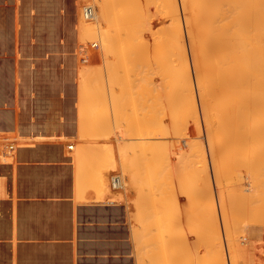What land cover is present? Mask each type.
Segmentation results:
<instances>
[{
    "label": "bare ground",
    "instance_id": "obj_1",
    "mask_svg": "<svg viewBox=\"0 0 264 264\" xmlns=\"http://www.w3.org/2000/svg\"><path fill=\"white\" fill-rule=\"evenodd\" d=\"M4 1V0H3ZM8 1V0H7ZM13 1V0H12ZM21 1V0H20ZM20 1H19V3H20ZM24 1V0H23ZM23 1H22V3H23ZM53 1V0H52ZM71 1V0H70ZM75 1V0H74ZM77 1V0H76ZM75 1V2H76ZM79 1V0H78ZM82 1V0H81ZM98 1V0H97ZM122 1H124V0H122ZM122 1H120V2H122ZM127 1H130V0H127ZM134 1H136V0H134ZM171 1L172 0H165V2H166V4H167V7H169V9H170V11H173L172 10V4H171ZM179 1H181V0H179ZM184 2H185V7L187 6V5H189V3L191 2L190 0H187V1H185V0H183ZM197 2L195 3V6H194V11L192 10V15L190 16V14H189V16L190 17H188V18H191L190 20H191V24L192 23H194L195 25H196V27L195 26H191V28L193 27V29L194 28H199V34H197V35H195V34H193L192 36H190L191 34L190 33H192L193 32V30L191 31V30H186V31H191V32H189V36H188V39L191 41V43H192V45L191 46H193L194 47V45H195V49L192 47L191 49H193V53L191 52V56H192V63L194 64V65H191V66H193V68H194V70H193V68H192V70H193V72L197 75V78L195 77V75H194V78H195V81H196V84L195 85H197V87H196V90H197V94H198V98L197 99H200V106L201 107H199L200 108V112L201 111H203V113H201L202 114V116L204 115V117H202V118H204V119H202L203 120V122L205 121V122H207V127H206V134H205V137H206V140H208L207 141V143L209 142L210 143V145H209V143H208V145H209V148H208V145H207V148L206 149H209V150H211V151H209V152H211L212 154H214L215 156L217 155V154H219L220 155V158L219 157H215V159H214V155H213V157H212V155H210L211 157H212V160L213 161H210V162H215V160L218 158L219 160V162L216 160V163H211V165H216L215 166V169L213 168V175H216L217 177H219L220 178V176H221V173H219V169H220V167L217 165V164H219L220 166H223L224 164L227 166L229 163L231 164V163H233L235 160H233V159H239L241 162L240 163H244V165H247L248 166V169H249V166L250 165H256V163L257 162H259V163H257V166H255L256 168H257V170L256 169H252L251 170V175L250 176H252V178H254V179H256L257 180V182L254 184V186L253 187H251L250 189H249V191L250 192H244V190H243V188H240L239 189V193H240V195L243 197V198H246V199H248V200H254V202L255 201H257L258 200V202H259V199L260 200H262V198H263V200H264V27H263V24H264V21L261 19V18H257L258 16H255L253 13H255V10H254V12L252 13V11H251V16H255V18H254V16H253V19H256V20H252V19H247V17L248 16H245L244 14V12H246V9H248V11L250 10L249 9V7L247 6L248 4L249 5H252V3H250V0L246 3H244V4H247V5H244V4H242V2L240 3V2H236V3H234V1H231V2H233V3H230L231 4V6H227L228 8H224V9H222L220 6V2H218L217 0H196ZM220 1V0H219ZM223 1H225V0H223ZM223 1H221V2H223ZM236 1H238V0H236ZM252 2H253V0H251ZM9 2V1H8ZM16 2V1H15ZM33 2V1H32ZM36 2V1H35ZM45 2H47V1H44V2H42V0H41V3H45ZM50 2V1H49ZM53 2H55V1H53ZM57 2H62V1H57ZM66 2V1H65ZM119 2V4H121ZM131 2H133L132 0L130 1V3L129 4H131ZM9 3H11V2H9ZM13 3V2H12ZM30 3H31V0H30ZM39 3H40V0H39ZM79 3V2H78ZM117 3V0H102L101 1V3H100V5L98 6L99 7V17H97V18H93V23L91 22V23H89V24H83L82 25V23H81V26L82 27H80V22H82V21H78V19H77V23L79 24H76L77 25V28L79 27V29H80V31H79V29H78V33L80 32V34H78L77 35V37H79V35H80V40H79V38H78V41H79V43L80 44H82V42H86L87 40H85L86 38H88V40H89V38H92L93 40L96 38V37H99L98 39L100 40V42H101V46H102V48H103V57L106 59V57H107V53L108 54H110L109 56H112V59H114L115 58V56H116V58H118V57H120L121 56V60L123 59V61H124V59H125V61L126 60H128V61H126V62H128V63H130L129 61H130V58L132 57L133 58V55L131 56V57H129L130 55H131V53H129L128 52V50H130L131 48H133V47H131V48H129L128 47V43H129V41H128V43L127 42H125V40L127 41V39H128V37H127V35H126V37H125V35L122 37V35L123 34H125L126 33V30L129 28V27H127V26H130L131 25V23H130V25H129V23H128V21L129 20H126L125 18H127V19H131V18H134V17H137V11L139 12L140 11V9L139 10H137V7H133L132 6V4L130 5V6H132V8H130L129 7V5L127 6V8H124V10L122 11L121 10V8H118V6H119V4H116ZM124 3H127V2H123L122 3V9H123V4ZM192 3V2H191ZM8 4V3H7ZM14 4V3H13ZM18 4V0H17V2L15 3V5H17ZM24 4H26L27 5V3H23V5ZM37 4H38V2H37ZM58 4V3H57ZM70 4V3H69ZM81 3H79V5H80ZM162 4H164V3H162ZM183 4L184 3H181V5H182V8H184V6H183ZM193 4V3H192ZM229 4V3H228ZM4 5H6V4H4ZM3 5V6H4ZM22 5V6H23ZM41 5V4H40ZM45 5H46V3H45ZM49 5V4H48ZM51 5V4H50ZM60 5V4H59ZM59 5H57V6H59ZM72 5V4H71ZM74 5H77V3L76 4H74ZM117 5V6H116ZM7 6V5H6ZM31 6V5H30ZM56 5H54V7L56 8L57 7ZM116 6V8H118L117 9V11H119V9L122 11H120V13L121 14H119V12H116V10H114V7ZM121 6V5H120ZM135 6V5H134ZM166 5L164 4V7H165ZM223 6H225V5H223ZM1 7V6H0ZM9 7V6H8ZM11 7V6H10ZM18 7H20V5L18 6ZM24 7H27V6H24ZM23 7V8H24ZM29 7V6H28ZM27 7V8H28ZM33 7H34V5H33ZM35 7H37L38 8V6H35ZM41 7H43L42 5H41ZM40 6H39V8H41ZM52 6H50V8H51ZM53 7V8H54ZM64 7V6H63ZM65 7H66V5H65ZM69 7V6H68ZM71 7H73V6H71ZM177 7V6H176ZM226 7V6H225ZM252 7H253V5H252ZM16 8V7H15ZM14 8V9H15ZM22 8V9H23ZM30 8V7H29ZM45 8V7H44ZM59 8V7H58ZM78 8V7H77ZM109 8H111L112 9V11H111V9H109ZM131 10H137V11H132L133 13H137L136 15H134L133 14V16H131L132 14H130V13H132V12H130V9ZM136 8V9H135ZM174 8V7H173ZM191 8H193V7H191ZM2 9H3V7H2ZM5 9V8H4ZM3 9V10H4ZM17 9V8H16ZM24 9H26V8H24ZM46 9V8H45ZM49 9V8H48ZM47 9V10H48ZM70 9V8H69ZM72 9V8H71ZM70 9V10H71ZM75 9V8H74ZM73 9V10H74ZM108 9H109V11H108ZM185 9H187L186 11H188V8H185ZM253 9V8H252ZM31 10V9H30ZM32 10H34L33 8H32ZM54 10V9H53ZM60 10H62V9H60ZM63 10H65V9H63ZM67 10H68V8H67ZM69 10V11H70ZM75 10H77V9H75ZM126 10H128V11H126ZM7 11V10H6ZM5 10H4V13L6 12ZM13 11V10H12ZM15 11V10H14ZM26 11V10H25ZM35 11V10H34ZM33 11V12H34ZM43 11V10H42ZM46 11V10H45ZM56 13H57V11H56V9L54 10ZM54 11H52L53 12V14H55L54 13ZM78 11L80 12V10H79V8H78ZM113 11H115L114 13L115 14H117V16H115V14L113 13ZM126 12L125 14H123V12ZM141 11H143V10H141ZM167 11H169L168 9H167ZM169 11V14L171 13ZM18 12V11H17ZM23 12V11H22ZM21 12V13H22ZM30 12V11H29ZM32 12V11H31ZM36 13H37V10L35 11ZM50 12H51V10H50ZM50 12H48V13H50ZM70 12H72V11H70ZM79 12H77V16H78V14H79ZM130 12V13H129ZM184 12H185V10H184ZM250 12V11H249ZM258 12V11H257ZM14 13V15H15V13L16 12H13ZM35 13V14H36ZM39 13H41V11H39ZM74 13H76V12H74ZM110 15H109V14ZM111 13H112V15H111ZM130 14V16H131V18H129V14ZM143 13V12H142ZM141 13V14H142ZM31 14V13H30ZM51 14V13H50ZM49 14V15H50ZM67 14V13H66ZM123 14V15H122ZM168 14V13H167ZM168 14V15H169ZM6 15V14H5ZM4 15V16H5ZM19 15V14H18ZM17 15V16H18ZM28 15V14H27ZM32 15V14H31ZM30 15V16H31ZM37 15V14H36ZM39 15V14H38ZM42 15H43V13H42ZM46 15H47V13H46ZM48 15V16H49ZM56 15V14H55ZM55 15H54V17H55ZM68 15H70V14H68ZM73 15V14H72ZM119 15H120V17L121 18H123L122 16H124V15H126V17L124 16V18H123V21H126V22H124V24H122L123 23V21H122V19L119 17ZM122 15V16H121ZM127 15H128V17H127ZM247 15V14H246ZM250 15V14H249ZM257 15H259L258 13H257ZM262 15H264V14H262ZM13 16V15H12ZM16 16V15H15ZM20 16V15H19ZM21 16H24V17H26V15H21ZM41 16V15H40ZM51 16V15H50ZM57 16V15H56ZM65 16V15H64ZM67 16V15H66ZM81 16V15H80ZM108 16H109V18H108ZM113 16V17H112ZM114 16H115V18H114ZM140 16V18H142V16H144V15H139L138 14V17ZM174 16V15H173ZM193 16V17H192ZM1 17V16H0ZM42 17V16H41ZM52 17V16H51ZM69 17V16H68ZM118 17V18H117ZM171 17V16H170ZM185 17H186V15H185ZM261 17V16H260ZM14 18V17H13ZM17 18V17H16ZM19 18V17H18ZM17 18V19H18ZM23 18V17H22ZM33 18V17H32ZM36 17L34 16V19H35ZM38 18V17H37ZM36 18V19H37ZM40 18V17H39ZM38 18V19H39ZM44 18V17H43ZM45 18H47L46 16H45ZM56 18H58L59 19V17H56ZM65 18H67V17H65ZM64 18V19H65ZM72 18V17H71ZM79 18V20H82L80 17H78ZM112 19L110 22H109V19ZM145 18V17H144ZM188 18H187V22L188 21H190V20H188ZM249 18H250V16H249ZM252 18V17H251ZM262 18H263V16H262ZM1 19H2V17H1ZM4 19V18H3ZM20 19H21V17H20ZM23 19H25V18H23ZM29 19H31L30 17H29ZM48 19H50V17L48 18ZM54 19V18H53ZM68 19V18H67ZM114 19H115V21H116V24H117V26H116V24H115V21H114ZM117 19L119 20V19H121L120 21H117ZM264 19V18H263ZM10 20V19H9ZM13 20V19H12ZM40 20H41V18H40ZM54 20H56V19H54ZM74 20V19H73ZM132 21H133V19H131ZM138 19H136V20H134L135 21V24H134V28L135 29H137V27L139 26L140 28H143L144 27V25H146V21L145 22H143V23H140V25L142 26H140L139 25V23H138V25L135 27V25H136V23L138 22L137 21ZM143 20V19H142ZM145 20V19H144ZM180 20V19H179ZM185 20H186V18H185ZM6 21H8V20H6ZM11 21V20H10ZM19 21V20H18ZM18 21H16V22H18ZM24 21V20H23ZM29 21V20H28ZM31 21V20H30ZM29 21V22H30ZM34 21H36V20H34ZM42 21H45V20H43L42 19ZM63 21V20H62ZM62 21H60V22H62ZM65 21V20H64ZM67 21V20H66ZM122 21V22H121ZM134 21H133V23H134ZM139 21H141V20H139ZM150 21V20H149ZM168 21V20H167ZM193 21V22H192ZM2 22H4V21H1V24H2ZM13 22V21H12ZM21 22V21H20ZM20 22H18V24L20 23ZM32 22H33V20H32ZM36 22H38V20L36 21ZM47 22V21H46ZM49 22V24H52V23H50V20L48 21ZM55 22V21H54ZM57 22V21H56ZM68 22H69V20H68ZM70 22H71V20H70ZM112 22H114L113 24H115V25H113L112 24ZM118 22H119V24H118ZM130 22V21H129ZM165 22V21H164ZM187 22H185V24L186 25H188L187 24ZM253 22V23H252ZM11 23V22H10ZM27 23V22H26ZM25 23V24H26ZM31 23V22H30ZM40 23V22H39ZM44 23V22H43ZM42 23V24H43ZM59 23V22H58ZM72 23V22H71ZM76 23V22H75ZM75 23H73V25L75 24ZM108 23H109V25L112 27V29H114L111 33L114 35V33L116 34V32L115 31H117V35H115V36H119V35H121V37L119 36V37H116V39H118V40H116L115 41V36H113V35H111V33H109L112 29H110L111 27L110 26H108ZM122 24V26H124L126 23H128V24H126L125 25V28H126V30H125V28L124 27H122L121 26V24ZM132 23V24H133ZM154 23V22H153ZM252 23V24H251ZM13 24H15V23H13ZM17 24V25H18ZM22 24V23H21ZM41 24V23H40ZM40 24H36V26L37 25H39V27H42V26H40ZM48 24V23H47ZM55 24H57V23H55ZM112 24V25H111ZM144 24V25H143ZM165 24V23H164ZM181 24V23H180ZM5 25H6V23H5ZM8 25V24H7ZM16 25V24H15ZM22 25H24V24H22ZM26 25H28V23L26 24ZM34 25V24H33ZM32 25V26H33ZM57 25H59V24H57ZM57 25H56V27H57ZM60 25H63V24H60ZM68 25V24H67ZM70 25V24H69ZM68 25V26H69ZM75 25V26H76ZM120 26V28L122 27V28H124V29H122V30H124L125 32H123V31H121V29L120 28H118L119 26ZM148 25V24H147ZM189 25H190V23H189ZM188 25V26H189ZM12 26V25H11ZM19 26H21L20 24H19ZM29 26V25H28ZM35 26V27H36ZM48 25H46V27H47ZM65 26H66V24H65ZM64 26V27H65ZM117 27V30H116V27ZM152 26H153V24H152ZM165 26H168V25H165ZM172 26V25H171ZM171 26H168L169 28L171 27ZM1 27H3V26H1ZM8 27V26H7ZM23 27V26H22ZM25 27V26H24ZM31 27V26H30ZM30 27H27L26 26V28H28V29H30ZM34 26L32 27V28H35ZM44 27H45V24H44ZM43 27V28H44ZM50 27V26H49ZM48 27V28H49ZM55 27V26H54ZM109 27V28H108ZM131 28L129 29V33H130V31L131 30H133L134 28L132 27V26H130ZM138 27V28H139ZM146 27V26H145ZM187 27V26H186ZM190 27V26H189ZM6 28V27H5ZM4 28V29H5ZM8 28H10V27H8ZM14 28H15V26H14ZM17 28V27H16ZM19 28V27H18ZM31 28V29H32ZM63 28V27H62ZM147 28V27H146ZM145 28V29H146ZM164 28V27H163ZM188 28V27H187ZM190 28V29H191ZM23 29V28H22ZM21 29V32L23 31ZM25 29V28H24ZM36 29V28H35ZM40 29H42V28H40ZM53 29H55V28H53ZM53 29L51 30L52 32H53ZM59 29V28H58ZM68 29H69V27H68ZM73 29H75V28H73ZM119 29H120V31L121 32H123V34L119 31ZM135 29L133 30V33H132V31H131V37H135L134 39L136 40V39H138L139 38V41H140V39H141V41L143 42V33L145 32L143 29H140V31L142 30V34L141 33H138V30H136L137 31V33L136 32H134L135 31ZM3 30V29H2ZM6 30V29H5ZM8 30V29H7ZM14 30V29H13ZM44 30V29H43ZM56 30V29H55ZM63 30V29H62ZM110 30V31H109ZM148 30V29H147ZM165 30V28L163 29V31ZM171 30V32L169 31V30H167L168 32H169V34H168V37H167V42H166V50H167V60H168V63H170L171 64V67H170V69H169V67H168V69H169V71L171 72V81H172V87H171V83L169 82V88L171 87V91H172V94H168L167 95V97L166 96H164V98H163V101L164 100H166L168 103H170V104H172V107H171V105H169L168 103V106L166 107V110L169 108V107H171L170 108V110L169 111H165V109H162L163 107L161 106V108H160V106H159V108L162 110H158V113L156 112V110H157V107L158 106H155L154 104H153V108H152V106H150L153 102L155 103L156 102V99H157V97H156V99H155V101H153L154 99L152 98L151 99V96L154 94H152L151 96H150V93L147 91L146 92V94L147 93H149V100L147 101V103H146V101H144V100H146V95L145 94H143V96H144V100L142 99V96L140 95V98H139V96H136L137 98H138V100L139 99H141V100H139L140 102L141 101H144V103H146V105H147V107H148V105L150 106V107H148V108H145V107H143L142 106V108L143 109H141V105L142 104H144V103H139V105H138V102L139 101H137L136 103H133V105L135 104V105H138L140 108H136V106L134 105V107L136 108V110H130V109H132V107L131 108H129L130 107V105H129V112L127 111V116L126 115H124L122 112H124V113H126V110L128 109V108H124V106L125 105H122V103L123 102H125V101H127L128 100V102H130V104H132L131 103V101L133 100L134 101V98H135V96H133L132 97V95H131V99H130V96H128L129 97V99H128V97H127V100H126V97L125 96H122L123 98H125L124 100H123V98L121 97H119V98H117L116 99V96H115V98H114V100H112V101H114L115 103H112L113 104V106H114V109H113V111L115 112L116 111V114L114 113H112L116 118V120H115V122H116V124L119 126V127H122V125H119V122H120V124H121V122L124 120L123 118L125 117H130L129 119L128 118H126V120L125 121H123L124 123L126 122V123H128L129 125H126V132L124 131V129L123 130H119V129H121V128H119L118 130H119V132L122 134V136H123V138H124V132L126 133V136L128 137V138H130V139H132V137H134L133 139H135V137L137 138V134H139L140 136H142V137H144L143 139H146V137H147V139L149 140V137H151L152 139H157L156 141H153L152 140V142H151V140H150V142L148 141V140H143V143L142 142H140V140H139V143H136V146H139V145H137V144H140L141 146H142V148H143V154L140 152V150L142 149V148H140V146L138 147V148H136V146H135V148L136 149H138L139 151H134L135 150V148H132V147H134L133 146V144H135L134 142L136 141H132L133 142V144H132V142H130L131 140H129L128 142H126V144L128 145V146H130L132 149H131V151L130 152H137L136 154L135 153H133L134 155L132 156V158L135 156V155H137V157L136 158H134V159H136L137 161H139L140 160V162H138V164L139 165H141L140 167H138V168H140V169H138L137 168V162H136V160H135V164H137V165H135L136 167H134V165H133V160L132 161H130V164H131V166L133 167V169H134V174L130 177V179L132 180V182H133V186L135 187V185H136V187L135 188H137L136 189V191L138 192V193H140V194H138L137 193V195L136 196H138L139 198H142L141 200H152L150 197H152V194H154V197L156 196V194L158 193V195L155 197L156 199L154 200V197H152L153 198V200H154V202H167V204H169V206H173V204H176V201H177V199L174 197V196H176L175 194V189H173L174 188V183L172 184V183H170L169 185H168V180L169 179H171V180H169L170 182L173 180L172 178H175V182L177 181L178 183H176L177 184V189H178V193H180L181 195H183L184 196V198H185V207H187L186 208V210H189V211H187L186 213H187V215L186 216H184L185 218L186 217H188L187 218V220L185 219L184 221H186L187 222V226H185V227H182V228H180L179 229V231H178V233H177V238H176V240L174 241L175 243V245H174V248H171V245H170V247L169 248H171V250L172 249H175L176 250V253H178L177 251H179V252H181L180 254H178V256H180V255H182V252L183 251H181L182 249L181 248H183V246H185V245H183L184 243L183 242H185V240H186V237L192 232V231H190V229H193V230H195L193 233H196L197 234V237H198V240L202 243L201 245H199L201 248H202V245H204V246H211L212 247V249H213V253H212V255L209 257V258H207L206 257V253H205V251L203 250L204 249V246H203V248H202V250H200V248H198V247H196V242L194 241V240H192V241H190L191 243H195L194 245H191V246H188V247H185V249H186V251H189V252H192V250L193 249H197L196 251H194L195 252V255H194V258L192 257V258H190L189 257V254H187L186 252H183V253H186L187 254V256L189 257H183L184 255H182V257H179L180 258V260H181V258L183 259V260H181V264H184V262L183 261H185V259H186V262H188V264H189V260H193V261H191L190 262V264H192L193 262L195 263H197V262H201L200 264H221V257H220V254H219V252L215 249V246H216V235H215V229H214V226H213V219H212V207H211V204H210V201H209V197H208V193H207V190H206V186H205V184H204V176H203V170L197 165V163L192 159V158H190V157H188V163L186 164V166L184 167V169L181 171V170H179V172H178V168H177V166H175L176 164H175V162H176V159H175V161H172V162H174V165H173V163H172V165L173 166H175L176 168H177V171L175 172V171H173V170H176V168L175 169H168V168H170L172 165L171 164H169L170 163V160H169V158L168 157H172V156H170L169 154L170 153H172L173 151H171V148H172V145H173V143L171 144V143H169L168 142V140L171 138V135L174 133V131H175V133L179 130V127L183 124V122L185 121V120H188L189 119V121H193V118H194V113H193V107H192V103H191V98H190V93H189V87L190 86H188V83H187V71H186V68H185V66H184V62H183V56H182V49H181V46H180V42H179V35H178V32L176 31V29L174 28V29H170ZM181 30H182V27H181ZM4 31V30H3ZM17 31H20V29L19 30H17ZM25 31V30H24ZM37 31H38V28H37ZM45 31V30H44ZM44 31H42V33H44ZM58 31V30H57ZM66 31H67V29H66ZM73 32H74V30H72ZM77 31V30H76ZM139 31V32H140ZM165 32L164 31V33H165V36H166V33H168V32ZM5 32V31H4ZM8 32V31H7ZM11 32V31H10ZM10 32H9V34H10ZM14 33H11V34H15V30L13 31ZM27 32H29L28 30H27ZM34 32V31H33ZM41 32V31H40ZM48 32V31H47ZM50 32V31H49ZM56 32V31H55ZM64 32V31H63ZM62 32V34H64ZM121 34H120V33ZM127 32H128V30H127ZM182 32V31H181ZM18 33V32H17ZM24 33H26V32H24ZM30 33V32H29ZM32 33V32H31ZM34 33H36V32H34ZM38 33V32H37ZM41 33V34H42ZM46 33V32H45ZM59 33H60V31H59ZM68 33V32H67ZM76 33V32H75ZM119 33V34H118ZM128 33V34H129ZM135 33V34H134ZM0 34H1V32H0ZM7 33H5V35H6ZM23 34V33H22ZM52 34V33H51ZM70 34H73V33H70ZM137 34H139V36L137 35ZM141 34V35H140ZM153 35H155V33H152ZM183 34V33H182ZM27 35H29V34H27ZM37 35V34H36ZM40 35V34H39ZM68 35V34H67ZM134 35V36H133ZM137 35V36H136ZM188 35V34H187ZM7 36V35H6ZM15 36V35H14ZM13 36V37H14ZM19 36H21V35H19ZM22 36H25V37H27L25 34L24 35H22ZM53 36H54V34H53ZM56 36H57V34H56ZM64 36V35H63ZM71 36V35H70ZM73 36V35H72ZM130 36V35H129ZM2 37H4V36H2ZM9 37H10V35H9ZM8 36L7 37H5V38H9ZM25 37L23 38V40L25 39ZM29 37H31V35H29ZM34 37H35V35H34ZM39 37H41V36H39ZM44 37V36H43ZM47 37H48V34H47ZM52 37V36H51ZM58 37V36H57ZM66 37V36H65ZM68 37V36H67ZM76 37V36H75ZM75 37H74V40H75ZM111 37H112V40H111ZM114 37V38H113ZM125 37V38H124ZM137 37V38H136ZM142 37V38H141ZM154 38H155V36H153ZM153 37H152V39H153ZM157 37V36H156ZM162 37H163V34H162ZM161 37V38H162ZM183 37V36H182ZM192 37V39H190ZM0 38H1V35H0ZM22 38V37H21ZM32 38H33V35H32ZM60 38V37H59ZM59 38H57V40L59 39ZM63 38V37H62ZM70 38V37H69ZM84 40H82V39ZM121 38H124L123 40H124V42H122V40H121V42H122V44H121V42H120V39ZM127 38V39H126ZM158 38V37H157ZM159 38H160V36H159ZM161 38H160V40H161ZM9 39H12V38H9ZM19 39V38H18ZM17 39V40H18ZM38 39H40V38H37V39H35V40H38ZM53 39V38H52ZM65 39V38H64ZM67 39V38H66ZM65 39V40H66ZM71 39V38H70ZM73 39V38H72ZM97 39V40H98ZM129 39H130V37H129ZM163 39V38H162ZM0 40H3V38L2 39H0ZM30 40H31V38H30ZM33 40V39H32ZM34 40V44H37V42ZM42 40H44V39H42ZM46 40H47V38H46ZM54 40H55V37H54ZM54 40H52V41H54ZM69 40V39H68ZM68 40H66V41H68ZM74 40H72V41H74ZM135 40H132V38H131V42L129 43V46H131L132 44V42L134 43V44H136V46H138L137 45V43L139 42L138 40V42L137 41H135ZM19 41H21V39L19 40ZM28 41H29V39H28ZM27 41V42H28ZM49 41V40H48ZM80 41H82V42H80ZM89 41H91V40H89ZM88 41V42H89ZM116 42V47L117 48H115L113 45L111 46V42ZM117 41H118V43H120L119 45H117L118 43H117ZM144 41L146 42V40L144 39ZM153 41V40H152ZM157 39H156V42H155V44L157 43ZM162 41V40H161ZM6 42V41H5ZM13 41H11V43H12ZM15 42V41H14ZM36 42V43H35ZM41 42V41H40ZM39 42V43H40ZM56 42H58V41H56ZM56 42H54V43H56ZM84 42V43H85ZM92 42V41H91ZM194 42V43H193ZM21 43H24V41L23 42H21ZM21 43L19 42L18 44H20L21 45ZM44 43H46V42H44ZM48 44H49V42H47ZM54 43H53V45H54ZM61 43V42H60ZM67 43V42H66ZM71 43V42H70ZM70 43H68V44H70ZM74 43H75V41H74ZM73 43V45H75ZM123 43H125L126 44V49L127 48H129V49H127V53L129 54V56H128V59H126V57L127 56H125V54H124V56H125V58L124 57H122L123 56V54L122 53H126L125 51L123 52V50H126V49H124V44ZM139 43H141V42H139ZM138 43V44H139ZM147 43V42H146ZM145 43V44H146ZM159 43H161L160 41L158 42V44ZM190 43V42H189ZM15 44V43H14ZM24 44H26V43H24ZM28 44V43H27ZM26 44V45H27ZM31 44V43H30ZM29 44V45H30ZM59 44V43H58ZM78 44V43H77ZM112 44H115V43H112ZM131 44V45H130ZM144 43H142L141 44V46L142 45H145ZM154 44V45H155ZM162 44V43H161ZM194 44V45H193ZM10 45V44H9ZM19 45V46H20ZM38 45V44H37ZM41 45V44H40ZM42 45H43V43H42ZM41 45V46H42ZM45 45V44H44ZM53 45H51V46H53ZM56 46H57V44H55ZM67 45V44H66ZM120 45H121V47H120ZM124 45V46H123ZM151 45H152V42H151ZM160 45V44H159ZM16 46V45H15ZM14 46V47H15ZM18 46V45H17ZM41 46H38L39 48L41 47ZM46 46V45H45ZM50 46V47H51ZM70 46V45H69ZM118 46L120 47V48H118ZM132 46H135V45H132ZM146 46V45H145ZM11 47H13V46H11ZM22 47V46H21ZM25 47V45L23 46V48ZM58 47H60V46H58ZM63 47V46H62ZM66 47V46H65ZM71 47H72V43H71ZM71 47L69 48V49H71ZM75 47V46H74ZM139 47V46H138ZM137 47V48H138ZM147 47V46H146ZM3 48L4 47H2L1 49L3 50ZM6 48V47H5ZM8 48V47H7ZM6 48V49H7ZM23 48H22V50H23ZM42 48L44 49L43 51H46L45 50V47H43L42 46ZM52 48V47H51ZM55 50H56V48L55 47H53ZM115 49V50H119V51H121L120 52V56H118V55H115L114 53L116 52L115 50H112V49ZM123 48V49H122ZM135 48V47H134ZM133 48V49H134ZM11 49V48H10ZM15 49V48H14ZM17 49V48H16ZM26 49V48H25ZM28 49H30V48H28ZM27 49V50H28ZM35 49H37V47H35ZM46 49H47V47H46ZM73 49V48H72ZM71 49V50H72ZM77 49V48H76ZM79 49V48H78ZM78 49H77V51H78ZM133 49H131V51L130 52H132V50ZM147 49V48H146ZM146 49H145V52H146ZM191 49H190V51H191ZM2 50H0V51H2ZM5 50V49H4ZM4 50L2 51V52H4ZM21 50V51H22ZM51 50V49H50ZM54 50V51H55ZM60 50H62V49H60ZM112 50V51H111ZM140 50V48H138V50H136V52L137 51H139ZM149 50V49H148ZM147 50V51H148ZM16 51V50H15ZM18 51H19V49H18ZM24 51V50H23ZM22 51V52H23ZM38 51V50H37ZM36 51V52H37ZM42 51V52H43ZM49 51V49L47 50V52ZM56 51H58V50H56ZM62 51H64V50H62ZM62 51H60L59 53H62ZM113 53V55H112V53ZM115 51V52H114ZM140 51H142V49L140 50ZM161 51V50H160ZM5 52H7V50L5 51ZM31 52H33V51H31ZM35 52V51H34ZM35 52V53H36ZM39 52V51H38ZM46 52V53H47ZM52 51H50V52H48V54L49 53H51ZM67 52H69V51H66L65 53H67ZM134 52H135V49H134ZM134 52H132L133 54H135V55H137L136 53H134ZM144 52V53H145ZM186 52V51H185ZM1 53V52H0ZM15 53V52H14ZM19 53V52H18ZM26 53V52H25ZM30 53V51L28 52V54ZM44 53V52H43ZM73 54L75 53V51L74 52H72ZM140 53V52H139ZM147 53V52H146ZM4 54V53H3ZM3 54H2V56H3ZM20 54H21V52H20ZM31 54V53H30ZM29 54V55H30ZM40 54V53H39ZM45 54V53H44ZM52 54L54 55V53L52 52ZM51 54V55H52ZM68 54V53H67ZM71 54V53H70ZM70 54L69 55H67L68 57L70 56ZM73 54H71V55H73ZM78 54V53H77ZM77 54L75 53V55L77 56ZM79 54H81V53H79ZM141 54H143V52L142 53H140V54H138L137 56H138V58L140 57L139 55H141ZM8 55H10V53L8 54ZM8 55H7V57H8ZM24 54H22V58L24 57L23 56ZM33 55H36V54H33ZM42 55V54H41ZM40 55V56H41ZM59 55V54H58ZM58 55H56V57L58 56ZM64 55V54H63ZM74 55V56H75ZM148 55H149V53H148ZM164 55V54H163ZM162 55V56H163ZM193 55H194V58H193ZM1 56V57H2ZM15 56V55H14ZM21 56V55H20ZM27 56V55H26ZM25 56V57H26ZM31 56H32V54H31ZM30 56V58H32ZM37 56V55H36ZM40 56H38V57H40ZM74 56H73V58H74ZM150 56V55H149ZM186 56V58H187V55H185ZM5 57H6V55H5ZM10 57V56H9ZM8 57V58H9ZM16 57V59H17V55L15 56ZM15 57H13V58H15ZM42 57H45V56H42ZM47 57V56H46ZM50 57V56H49ZM54 57V56H53ZM53 57H51V58H49V59H54V61L56 60L55 58H53ZM58 57H60V56H58ZM57 57V58H58ZM64 56H62V58H63ZM27 58V57H26ZM33 58H34V56H33ZM32 58V59H33ZM37 58V57H36ZM35 58V59H36ZM65 58H66V56H65ZM71 58H72V56H71ZM79 58V57H78ZM78 58H77V60H78ZM131 58V59H132ZM137 57H135V59L137 60L138 59ZM1 59V58H0ZM4 59V58H3ZM6 59V58H5ZM9 59H11V58H9ZM21 58H19L18 60H20ZM35 59H33V62H36V60ZM39 60L38 61H40L41 59L40 58H38ZM47 59V58H46ZM104 59V60H105ZM135 59H133V60H135ZM147 59H148V57H147ZM2 60V59H1ZM13 60V59H12ZM22 61H23V59H21ZM63 60V59H62ZM114 60H117V59H114ZM118 60H120V58H118ZM118 60H117V62H118ZM120 60V62L122 63L121 64V66L123 67H125V66H127L126 64H128V63H126V62H124L123 63V61H121ZM133 60H132V62H133ZM151 60H152V58H151ZM156 60V59H155ZM162 60H164L163 58H162ZM15 61V60H14ZM27 61V60H26ZM25 61V62H26ZM32 61V60H31ZM41 61H44V60H41ZM40 61V62H41ZM51 61V60H50ZM54 61H51L52 63L51 64H54V63H56V62H54ZM73 61V60H72ZM75 61V60H74ZM106 61V60H105ZM110 61V60H109ZM146 61V60H145ZM158 61V60H157ZM195 61V62H194ZM2 62H4V61H2ZM7 62H8V60H7ZM11 61L9 60V63H10ZM33 62H32V64H33ZM45 62V61H44ZM54 62V63H53ZM60 62V61H59ZM66 62H69V61H66ZM65 62V63H66ZM71 62V61H70ZM68 63V65H71L72 64V62L71 63ZM108 62V61H107ZM114 62V61H113ZM131 62V65L135 62H133L132 63ZM137 62V61H136ZM188 62V61H187ZM47 63V62H46ZM73 63H75V62H73ZM85 63V62H84ZM110 63V65H108V67H107V63H106V70H107V72H110V73H108L109 75H108V77H110L111 79H113L114 80V78L115 79H117V78H119V72L117 73V71L116 70H113L112 69V62H109ZM114 63H116V62H114ZM164 63V62H163ZM0 64H1V61H0ZM4 65L6 64V62L5 63H3ZM2 64V65H3ZM12 64V63H11ZM13 64H14V62H13ZM16 64V63H15ZM18 64H21V62H19ZM28 64H30L29 63V61H28ZM42 64V63H41ZM45 63H43L42 65H44ZM50 64V62H49V65H47V64H45L47 67L48 66H51V67H48V68H50V70H53V65H51ZM76 64V63H75ZM78 64V63H77ZM81 64H83V62L81 63ZM123 64H125V65H123ZM160 64V63H159ZM188 64V63H187ZM3 65V66H4ZM9 64H7V66H8ZM23 65H24V62H23ZM34 65H36V64H34ZM40 65V64H39ZM56 65V64H55ZM67 65V66H68ZM131 65H128V66H130V67H132ZM2 66V67H3ZM6 66V67H7ZM13 66V65H12ZM15 66V65H14ZM21 66V65H20ZM25 66H28V65H24V66H21V68L22 67H25ZM37 66V65H36ZM35 66V67H36ZM45 66V67H46ZM59 66V65H58ZM63 66L65 67L66 65L65 64H63ZM67 66H66V69H67ZM74 66V65H73ZM77 66V65H76ZM82 66V65H81ZM134 66V65H133ZM167 66H168V64H167ZM166 65H165V67H167ZM189 66V65H188ZM9 67V66H8ZM10 67H11V65H10ZM38 67H40V66H38ZM46 67V68H47ZM60 67V66H59ZM79 67H80V64H79ZM99 67H100V65H99ZM111 67V68H110ZM124 67H123V69H124ZM163 67H164V65H163ZM162 67V68H163ZM43 68V67H42ZM52 68V69H51ZM57 68V67H56ZM56 68H55V70H56ZM75 68V67H74ZM96 68H98L97 66H96ZM109 68H110V70L111 71H109ZM161 68V67H160ZM7 69H10V68H7ZM7 69H5V70H7ZM18 71H20V68L18 67ZM25 69V68H24ZM22 70L23 72L25 71L26 72V70H28V69H26V70ZM35 68H33L32 70H34ZM39 69H41V68H39ZM38 69V70H39ZM45 69V68H44ZM43 69V70H44ZM64 69V68H63ZM65 69V70H66ZM71 69V72H72V68H70ZM76 69V68H75ZM74 69V70H75ZM89 67L87 68V67H85V68H83L82 67V69H79V70H77V72L78 73H80V75H81V78L83 79V81H80V80H78L79 82H81V83H83L84 84V82L86 81V77H84V75L85 76H91L90 74H92V76H91V78L92 77H94L93 75V73H94V71L93 72H90V71H92L94 68H90L89 70ZM125 69H126V67H125ZM166 69V68H165ZM188 69H189V67H188ZM190 69H191V67H190ZM31 70V71H32ZM42 69H41V71H43ZM49 70V69H48ZM47 70V71H48ZM49 70V71H50ZM98 70V69H97ZM100 70V69H99ZM112 70H113V72H112ZM162 69H160V71H161ZM10 71V70H9ZM12 71H13V69H12ZM15 71V70H14ZM17 71V70H16ZM22 71H20V73L22 72ZM36 71V70H35ZM34 71V72H35ZM88 71V72H87ZM169 71H167V72H169ZM190 71V70H189ZM7 72V71H6ZM22 72V73H23ZM34 72H31V73H33V74H35ZM52 72V71H51ZM57 72V71H56ZM66 72V71H65ZM69 73V74H73V72L72 73ZM116 72V73H115ZM2 73L4 74V72H3V70H2ZM8 73V72H7ZM18 73V72H17ZM30 73V75L32 76V74ZM39 73V72H38ZM38 73H36L35 75H36V78H37V74ZM42 73V72H41ZM40 73V74H41ZM50 73V72H49ZM53 73H54V71H53ZM58 74L60 73L59 72V70H58V72H57ZM67 73V72H66ZM65 73V74H66ZM75 73V72H74ZM163 73V72H162ZM2 74V75H3ZM12 74H13V72H12ZM50 74H52V73H50ZM55 74V73H54ZM53 74V75H54ZM97 74H98V72H97ZM111 74V75H110ZM116 74V75H115ZM169 75H170V73H168ZM1 75V76H2ZM9 76L11 75V72H10V74H8ZM20 76H21V74H19ZM24 76H26L27 75V72H26V75L25 74H23ZM23 75H22V77H23ZM56 76H57V74H55ZM62 75H64V74H62ZM67 75V74H66ZM66 75H65V77H66ZM73 75H75V74H73ZM82 75H83V77H82ZM96 75V74H95ZM101 75V74H100ZM99 75V76H100ZM112 75H115L116 77H112ZM6 76V78H7V75H5ZM13 76V75H12ZM12 76H10L11 78H12ZM18 75H16L15 77H17ZM28 76V75H27ZM30 76V77H31ZM41 76V75H40ZM44 76H48L49 77V74L48 75H44ZM55 76V77H56ZM75 76H77V74L75 75ZM79 76V75H78ZM98 76V77H99ZM190 76H191V74H190ZM19 77V76H18ZM60 77H62V76H60ZM70 77H72V75L70 76ZM69 77V78H70ZM96 77H97V75H96ZM93 78L92 80L93 81H97L98 79L97 78ZM101 77H102V75H101ZM100 77V78H101ZM165 77V76H164ZM169 77V76H168ZM167 77V78H168ZM3 78V77H2ZM9 78V77H8ZM7 78V79H8ZM19 78H21V77H19ZM32 78V77H31ZM35 78V77H34ZM33 78V79H34ZM35 78V79H36ZM41 78H43V76H41ZM50 78V77H49ZM53 78V81H54V77H51V79ZM64 78V77H63ZM69 78H65V81L67 80V79H69ZM75 78V77H74ZM79 78V77H78ZM77 78V79H78ZM88 78H90V77H88ZM160 78V77H159ZM6 79V80H7ZM16 80H18L17 78H15ZM23 79V78H22ZM22 79H21V81H22ZM27 79V78H26ZM56 80H57V78H55ZM76 79V80H77ZM80 79V78H79ZM85 79V80H84ZM95 79V80H94ZM102 79V78H101ZM100 79V80H101ZM191 79V78H190ZM3 80H4V78H3ZM12 80V79H11ZM37 81L39 80V76H38V79H36ZM47 80V79H46ZM73 79H71V81H72ZM92 80H90V82L92 81ZM161 80H163V79H161ZM161 80H159L160 82H164V81H166L165 79L163 80V81H161ZM7 81H10V80H7ZM26 81V80H25ZM40 81H41V79H40ZM71 81H67L68 82V84H69V86L68 87H70V82ZM78 81H77V84H78ZM168 81H170V80H168ZM191 81V80H190ZM193 81V80H192ZM17 82V81H16ZM15 82V83H16ZM24 82V81H23ZM42 82V81H41ZM44 82H45V80H44ZM48 82H50V80L48 81ZM47 82V83H48ZM59 81H57L55 84L57 85V83H58ZM89 81L87 80V83H88ZM89 82V83H90ZM160 82H158V83H160ZM194 82V81H193ZM2 83V82H1ZM0 83V87H1V89H2V84ZM5 83V82H4ZM8 83H10V82H8ZM13 83V82H12ZM14 83V84H15ZM20 83H22V82H20ZM29 82L27 81V86H29V84H28ZM34 83H36V82H34ZM33 83V84H34ZM46 83V84H47ZM52 83V82H51ZM59 83H64V82H62V81H60ZM59 83H58V85L57 86H59ZM86 83V82H85ZM165 83V82H164ZM6 84V83H5ZM23 84V83H22ZM26 84V83H25ZM23 85L24 86V89H26L25 88V86L26 85ZM33 84H32V87H33ZM68 84H66L65 83V85H68ZM71 84L73 85V82H71ZM76 84V85H77ZM82 84V86H83V88L82 87H80L81 89H83V90H81L80 88H79V85H77L78 87H76V88H79V90H81L82 92V94H81V98H83L82 96H84L85 94L86 95H88L87 96V99H90V100H88V101H93L94 100V98H98V96L96 97L95 96V93H96V91H94L95 89H93V90H91L92 88H91V84L89 85V84H84L83 85ZM163 84V83H162ZM194 84V83H193ZM2 85V86H1ZM9 85H12L11 83L9 84ZM9 85H6V87L8 86L9 87ZM17 85V84H16ZM15 85V86H16ZM36 85V84H35ZM41 85H43L44 86V84H41ZM49 87H51V86H53V85H51L50 86V84L48 83L47 84ZM71 85V86H72ZM160 85V84H159ZM165 85V84H164ZM191 85H192V83H191ZM13 86V85H12ZM21 86V85H20ZM26 86V87H27ZM63 86V85H62ZM62 86H60V87H62ZM81 86V85H80ZM86 86H88V88L86 87ZM90 86V87H89ZM194 86V85H193ZM6 87H4V90H5V88ZM7 87V88H8ZM19 87V86H18ZM36 87V86H35ZM35 87H33V89L35 88ZM39 87V85H37V88ZM48 87V88H49ZM56 87V86H55ZM54 87V89H56ZM67 87V86H66ZM73 87V86H72ZM72 87H70L71 88V90L73 89ZM155 87V86H154ZM154 87H152V91L151 92H154L155 91V89H156V87L154 88ZM192 87V86H191ZM6 88V90L5 91H8V89L10 90L11 89V87L10 88H8L7 89ZM14 88H16V87H14ZM20 88V87H19ZM19 88H17V90L19 89ZM21 88H23V87H21ZM28 88V87H27ZM41 88H42V86H41ZM40 87H39V89H41ZM44 88V87H43ZM43 88H42V90H43ZM84 88H86L85 90H84ZM91 88V89H90ZM32 89V90H33ZM53 89V88H52ZM54 89H53V93H55L56 92V90H55V92H54ZM59 89V88H58ZM60 89H63V87L62 88H60ZM64 89H66L65 87H64ZM68 89V88H67ZM67 89L65 90V93H66V91H67ZM75 89V88H74ZM87 89H89V90H87ZM153 89H154V91H153ZM157 89H160V87L159 86H157ZM165 89H166V87H165ZM28 90H29V88H28ZM32 90H30L31 92H30V94L32 93ZM37 93H38V91H41L42 92V94H43V92L44 91H42V90H36V88L34 89ZM48 90V89H47ZM47 90H46V86H45V95L48 93L47 92ZM70 90V89H69ZM78 89H77V92H78V95H80V91H79ZM166 90H169V89H166ZM195 90V89H194ZM5 91H3V92H5ZM11 91H13V90H11ZM16 91V90H15ZM23 91V90H22ZM22 91H20V92H22ZM27 91V90H26ZM25 90L23 91L24 93L26 92ZM52 91V90H51ZM64 91V90H63ZM73 91V93H74V91L75 90H72ZM72 91H70L71 93H72ZM86 91H88V93L86 92ZM91 91H93V92H90ZM164 91V90H163ZM170 91V92H171ZM1 92H2V90H1ZM10 92V91H9ZM19 92V91H18ZM19 92V93H20ZM34 92V91H33ZM59 92V91H58ZM58 92H56V93H58ZM156 92V91H155ZM169 92V93H170ZM192 92H193V90H192ZM6 93V92H5ZM10 93H12V92H10ZM15 93V92H14ZM14 93H13V95H14ZM40 93V92H39ZM50 93V92H49ZM55 93V94H56ZM67 93H68V91H67ZM66 93V94H67ZM94 93V94H93ZM157 93V92H156ZM161 93V92H160ZM165 93H168V92H165ZM7 94V93H6ZM52 94V93H51ZM54 94V95H55ZM60 94H62V93H59V95ZM66 94L64 95V97L66 96ZM193 94H194V92H193ZM11 95V94H10ZM12 95V96H13ZM21 95V97H22V94H20ZM40 95H41V93H40ZM48 95V94H47ZM53 95V94H52ZM52 95H49V97L50 96H52ZM68 96H69V94H67ZM73 95V94H72ZM71 95V96H72ZM91 95V97H89ZM169 95L172 97H170L169 98ZM16 96V95H15ZM14 96V97H15ZM24 96V95H23ZM30 96H32V95H30ZM36 94H35V98H36ZM57 95H55V97H56ZM93 96H95L94 98H93ZM100 96V98H102V99H100L99 101L98 100H94L93 101V105H89L88 107H89V110L91 109L94 113H95V117L97 118L98 117V119H100L99 120V122H97V120H96V122H95V118H93L94 120V127L97 129H95V128H93V130L95 131V132H93L94 134H89V136H94L93 138H95V134H96V132L98 131V133H99V128H100V125L99 124H103V123H105V122H107V124L106 125H108L109 123H110V121L108 122L107 120L109 119V117L107 116V113L108 112H106L105 110L103 111L102 109H104L106 106H107V104H105V102L106 101H104L105 100V97H104V100H103V96L102 95H99ZM158 96V95H157ZM196 96V95H195ZM19 97V96H18ZM28 97V96H27ZM26 97V94H25V97L24 98H26V99H22V100H25L26 102H27V99L29 100L30 98H27ZM40 97V96H39ZM55 97H53L54 99H55V101H57L56 100V98ZM60 97H62V96H60ZM73 97H75V95H73ZM73 97H72V99H73ZM78 96H76L75 98H77ZM80 97H78V99L80 100ZM86 97V96H85ZM89 97V98H88ZM160 97V96H159ZM165 97H166V99H165ZM13 98V97H12ZM11 98V99H12ZM20 98V97H19ZM32 98V97H31ZM43 98H44V96H43ZM51 98V97H50ZM93 100H92V99ZM21 99V98H20ZM46 99V98H45ZM45 99H44V101H45ZM49 98L47 97V100H46V102L47 103H49V102H51V101H49V100H52V99H49ZM65 99H66V97H65ZM68 99V98H67ZM86 99V98H85ZM85 99H83L84 101H85ZM112 99V98H111ZM121 99V100H120ZM8 100V99H7ZM6 100V101H7ZM16 100V99H15ZM15 100H14V102H15ZM32 100V99H31ZM42 100V99H41ZM63 100V99H62ZM69 100H71V98L70 99H68V101H64L65 103H67L66 105L67 106H69ZM75 100V99H74ZM107 100V99H106ZM115 100H117V102L115 101ZM151 100L153 101L152 103H149V102H151ZM159 100H162V98L161 99H159L158 98V101ZM169 100H171V101H169ZM9 101V100H8ZM7 101V102H8ZM18 101V100H17ZM20 101V100H19ZM24 101V103H26ZM30 101V100H29ZM34 101V100H33ZM37 101V100H36ZM38 101H40V100H38ZM37 101V102H38ZM43 101V100H42ZM43 101V102H44ZM53 101V100H52ZM55 101H54V105H56V104H58V103H55ZM72 101V100H71ZM78 101V100H77ZM82 101V100H81ZM87 100H86V102H88ZM96 101L98 102V104H100V101H104V103H102L101 102V104L100 105H98V104H95L96 103ZM120 101V105H119V102ZM58 102V101H57ZM60 102V101H59ZM73 102V101H72ZM80 101H78V102H76V105L79 103ZM122 102V103H121ZM135 102V101H134ZM161 101H159V102H156V104L158 105V103H159V105L161 104L160 103ZM5 103V102H4ZM20 103V102H19ZM23 102H22V105L24 104ZM28 103V102H27ZM75 103V102H74ZM81 103V102H80ZM79 103V104H80ZM116 103H118V104H116ZM149 103V104H148ZM166 103V102H165ZM198 103H199V101H198ZM0 104H2V102L0 103ZM15 104H16V102H15ZM18 104V103H17ZM21 104V103H20ZM50 104H53V102L52 103H50ZM50 104H48L49 106H50V109H51V107L53 106H51ZM82 104H84L83 102H82ZM89 104H91V103H89ZM105 104V106L103 107L102 105H104ZM115 104H116V106H117V108H118V111H117V108H116V106H115ZM196 104V103H195ZM3 105V104H2ZM21 105V106H22ZM26 105V104H25ZM24 105V106H25ZM33 105V104H32ZM35 103H34V107H35ZM39 106L40 105H43V104H38ZM60 105V104H59ZM59 105H58V107H55V108H58V109H56V110H62V109H59L60 107H62V106H60L59 107ZM63 105V104H62ZM75 105V104H74ZM75 105V106H76ZM95 105V106H94ZM145 105V106H146ZM23 106V107H24ZM37 106V105H36ZM57 106V105H56ZM65 107V108H67V110H70V109H68L69 107ZM70 106H73V105H70ZM77 106H79V105H77ZM80 106H81V104H80ZM92 106H94V107H92ZM97 106H99V107H101V108H98ZM122 106V107H121ZM128 106V103H126V107ZM132 106V105H131ZM154 106H155V108L156 109H154ZM198 106V105H197ZM2 107H4V106H2ZM1 107V109L3 110V108ZM18 107H19V104H18ZM28 107H30V106H28L27 105V108ZM44 107V106H43ZM46 107V106H45ZM54 107V106H53ZM64 107V106H63ZM62 107V108H63ZM74 107V106H73ZM82 107V106H81ZM103 107V108H102ZM112 107V106H111ZM6 108V107H5ZM26 108V107H25ZM25 108H23V110H26ZM32 108L33 107H31V112H32ZM64 108V109H65ZM71 109H72V107H70ZM77 107H75L74 108V110H72V111H74L75 112V109H76ZM84 108V107H83ZM82 108V109H83ZM94 108V109H93ZM120 108H123L124 109V111H122V109H120ZM135 108H133V109H135ZM144 108L146 109V111L144 110ZM151 109V112H147V110L148 109ZM165 108V107H164ZM202 108V109H201ZM9 109V108H8ZM18 109V108H17ZM43 109L44 108H42V111H43ZM46 109V108H45ZM48 109V108H47ZM78 109V108H77ZM77 109H76V111H77ZM98 111H96V110ZM139 109V111H137ZM140 109H141V111H143V113H144V116H146L145 114L147 113V115H149V116H151V114L153 115L154 113L156 114H154L153 115V120H152V118H151V121L152 122H150V118H149V122H148V120H147V122H145V119H147V117L144 119V122H145V124H146V129L149 127V128H151L153 125H154V127H152L151 129L154 131V134H153V131L152 130H150V129H148V131L146 130V129H144L145 131V134H144V132H143V130L142 131H140L141 129H143L142 127V125H141V128H140V124L142 123V124H144V122H142V121H139L140 122V124H139V122H136L137 124H135V123H132L133 121H130L131 119L133 120V118H134V114H132L131 113V111L134 113H136L135 114V117L136 118H138V120H141V119H143L144 118V116H142L141 114H142V112L140 111ZM153 109V110H152ZM12 110V109H11ZM19 110H21L20 108H19ZM35 110H36V108H35ZM52 110V109H51ZM50 110V111H51ZM87 110H88V108H87ZM89 110H88V112H89ZM100 110V111H99ZM102 110V111H101ZM120 110H121V112H120ZM155 110V112H153L152 113V111H154ZM165 112H164V111ZM197 110V109H196ZM27 112L29 111V110H26ZM50 111H49V114H51L50 113ZM57 111V112H58ZM63 111V110H62ZM66 111V110H65ZM83 111V110H82ZM85 108H84V111H83V115H82V117L84 116V113H85ZM107 111H108V109H107ZM160 111V112H159ZM8 112V111H7ZM7 112H5V113H7ZM24 112V111H23ZM38 112H39V109H38ZM51 112H53V111H51ZM54 112H55V109H54ZM60 112V111H59ZM64 112V111H63ZM71 112V111H70ZM69 112V113H70ZM74 112H73V114H74ZM93 112H91V113H93ZM101 112H103L104 113V115H103V113H101ZM105 112H106V115H105ZM117 112H118V115H117ZM138 112H140V114L138 113ZM2 113V112H1ZM4 112H3V114H5ZM25 113V112H24ZM23 113V114H24ZM32 113H34L35 114V112H32ZM42 113H45V111L44 112H42ZM41 113V114H42ZM47 113V112H46ZM60 113H62V112H60ZM60 113H56L55 115L58 117V115L57 114H60ZM66 113V112H65ZM65 113H63V115L65 114ZM68 113V114H69ZM80 114H81V111L79 112ZM78 113V111L77 112H75V114H78V115H80ZM87 113V112H86ZM97 113H99L98 115H97ZM130 113V114H129ZM137 113H138V115H137ZM160 113H163V114H160ZM9 114V113H8ZM20 114H22L21 112H20ZM26 114V113H25ZM24 114V115H25ZM28 114H30L29 112H28ZM48 114V113H47ZM67 114V113H66ZM65 114V116L63 117V116H60V117H63V118H65V117H67L68 119H69V117H68V115H66ZM74 114V115H75ZM88 114V113H87ZM102 114V115H101ZM123 114V115H122ZM129 114V115H128ZM159 114V115H158ZM1 115V114H0ZM15 115V114H14ZM53 115V114H52ZM52 115H50V116H52ZM55 115H53V116H55ZM60 115H62V114H60ZM70 115V114H69ZM74 115H72L71 114V116L70 117H72L71 119H73L74 120V118L75 117H73ZM86 115V114H85ZM91 115V114H90ZM103 116V117H101V116ZM117 115V116H116ZM123 117H122V116ZM133 115V116H132ZM140 115H141V117H140ZM3 116V115H2ZM0 117V118H2V119H4L3 117H5V116H3V117ZM7 116V115H6ZM9 116H10V114H9ZM9 116H7V118L9 119ZM21 116V115H20ZM53 116L52 117H50V118H53ZM76 116V115H75ZM88 116V115H87ZM93 116V115H92ZM92 116H90V117H92ZM100 116V117H99ZM120 116V118H117V117H119ZM132 116V117H131ZM148 116V117H149ZM197 116H198V114H197ZM11 117V116H10ZM22 117V116H21ZM24 117V116H23ZM22 117V118H23ZM27 117V116H26ZM40 117V116H39ZM38 117V118H39ZM60 117H59V119H60ZM77 117V116H76ZM86 117V116H85ZM157 117V118H156ZM18 118V117H17ZM38 118H35V119H37L38 120ZM62 118V119H63ZM89 118V117H88ZM104 120H103V119ZM122 118V119H121ZM157 120H156V119ZM1 119V122L3 121V123L5 122L4 120H2ZM11 119L12 118H10V121H11ZM16 119V118H15ZM24 119V118H23ZM27 120H28V118H26ZM43 119V118H42ZM46 119V117L44 118V120ZM71 119H70V121H71ZM91 119V118H90ZM114 119V118H113ZM197 119H198V117H197ZM5 120H6V118H5ZM48 120H50V119H48ZM54 120V119H53ZM58 120V119H57ZM65 120V119H64ZM76 120V119H75ZM74 120V121H75ZM79 119L77 118V121H78ZM103 120V121H102ZM106 120V121H105ZM110 120V119H109ZM138 120H136V121H138ZM155 120V121H154ZM195 120V119H194ZM8 121V120H7ZM14 121H16V120H14ZM46 121H47V119L45 120V124H46ZM52 121V120H51ZM60 121H62V120H60ZM66 121V120H65ZM64 121V122H65ZM68 121V120H67ZM73 121V122H74ZM83 121V120H82ZM85 121V120H84ZM87 122H88V120H86ZM92 120H91V123L93 122ZM128 121V122H127ZM157 121V122H156ZM25 122H27V121H25ZM38 121H36V123H37ZM48 122H50V121H48ZM53 122V121H52ZM52 122H50V123H52ZM56 123H54L55 125L57 124V121H55ZM72 122V121H71ZM102 122V123H101ZM122 122V123H123ZM193 122H195V121H193ZM192 122V123H193ZM205 122H204V124H205ZM10 122H8V124H9ZM30 123V122H29ZM39 123V122H38ZM59 123V122H58ZM63 123V122H62ZM68 124H71V123H69V122H67ZM77 123V122H76ZM86 123V122H85ZM130 123H131V125H130ZM149 123V124H148ZM154 123V124H153ZM200 123V122H199ZM1 124V123H0ZM8 124H4V125H8ZM13 124V123H12ZM35 124V123H34ZM42 124V123H41ZM43 124H44V122H43ZM42 124V125H43ZM53 123L51 124V125H54ZM82 124V123H81ZM80 124V125H81ZM95 124H97L98 126H99V128H98V126L97 125H95ZM115 124V123H114ZM133 124V125H132ZM134 124H135V127H133L134 126ZM150 124H151V126H150ZM156 124V125H155ZM194 125H193V127L192 128H194V126H195V123H193ZM203 124V123H202ZM204 124H203V127H204ZM15 125V124H14ZM29 125V124H28ZM40 125V124H39ZM50 125V126H51ZM58 125V124H57ZM57 125H56V128H57ZM64 125H66V122H65V124ZM80 125H74L75 127H76V132H79L78 130H79V127H80ZM88 125L90 126V124L88 123ZM137 125H138V129L139 130H136L137 128ZM186 125V124H185ZM190 125H191V123H190ZM10 126H11V124H10ZM35 126V125H34ZM33 126V127H34ZM47 126H49V124H47ZM49 126V127H50ZM58 126H60V125H58ZM71 126H73V125H71ZM92 126V125H91ZM102 126V125H101ZM103 126H104V124H103ZM118 126H116V127H118ZM128 126H130V127H128ZM132 126V127H131ZM148 126V127H147ZM192 126V125H191ZM201 126V125H200ZM22 127V126H21ZM27 127V126H26ZM30 127V126H29ZM37 127V126H36ZM35 127V128H36ZM43 127V126H42ZM62 127H63V129H64V126H63V124H62ZM65 127H67L68 128V126H65ZM75 127H74V129H75ZM84 127V126H83ZM88 128V126L87 125H85V130L87 131V132H85V134L87 135L88 134V131L89 132H91L92 133V131H90V127H89V129H87ZM111 126L109 125V127H107V128H110ZM10 127H9V125H8V129H9ZM18 128V127H17ZM25 128V127H24ZM24 128H19V130H20V134H23V132L21 133V129H24ZM31 128V127H30ZM30 128H28V129H30ZM38 128V127H37ZM36 128V129H37ZM106 127H105V129L108 131V133H109V136H111L110 135V132H109V130L110 129H112V128H110V129H107ZM185 128H187V127H185ZM192 128H191V130H192ZM205 128V127H204ZM14 129H15V127H14ZM26 129V128H25ZM24 129V130H25ZM39 129H41V127L39 128ZM55 129V128H54ZM60 129V128H59ZM59 129H57L58 131H59ZM66 129V128H65ZM68 129H70V127L68 128ZM101 129V128H100ZM104 129V131L103 132H105L106 130ZM117 129V128H116ZM129 129V130H128ZM134 129H135V132H134ZM155 129V130H154ZM10 130V129H9ZM12 130H13V127H12ZM16 130V129H15ZM14 130V131H15ZM56 130V129H55ZM67 130V129H66ZM66 130H64V132L66 131ZM128 130V131H127ZM130 130H131V132H130ZM133 130V131H132ZM2 131H4V130H2ZM26 131H29V130H26ZM31 131V130H30ZM34 131H36L35 129H34ZM43 131V130H42ZM48 131H49V135H50V131L52 132V130H50V129H48ZM47 131V132H48ZM70 131V130H69ZM71 131H72V127H71ZM75 131V130H74ZM83 131H84V128H83ZM117 131V130H116ZM124 131V132H123ZM140 131V132H139ZM157 131V132H156ZM18 132V131H17ZM39 132V131H38ZM37 132V133H38ZM41 132V131H40ZM47 132H44L45 134L47 133ZM63 132V133H64ZM66 132H68V131H66ZM66 132H65V134L64 135H66ZM119 132H117V133H119ZM202 132V131H201ZM5 133V132H4ZM16 133V132H15ZM56 133V132H55ZM54 133V134H55ZM60 133V132H59ZM69 134H70V132H68ZM80 133V132H79ZM97 133V134H98ZM106 133L107 132H105V133H103L104 135H101V136H108V135H106ZM119 133V134H120ZM128 133V134H127ZM130 133H131V136H130ZM135 135L136 134V136H134L133 134ZM142 133L144 134V135H142ZM150 133V134H149ZM174 133V134H175ZM19 134V133H18ZM19 134V135H20ZM33 135L32 136H34L35 134L34 133H32ZM42 133H40L39 135H41ZM47 134V135H48ZM58 134V133H57ZM71 134H74V132L72 133L71 132ZM96 134V135H97ZM100 134V133H99ZM113 134V133H112ZM146 134H148L147 136H146ZM202 134V133H201ZM4 135H6V134H4ZM7 135H8V131H7ZM14 135V134H13ZM16 135V134H15ZM24 135V134H23ZM22 135V136H23ZM31 135V134H30ZM52 135V134H51ZM56 135V134H55ZM60 134H58V136H59ZM63 135V134H62ZM63 135V136H64ZM75 135V134H74ZM150 135V136H149ZM180 135H181V133H180ZM183 135V134H182ZM204 135V134H203ZM16 136H18V135H16ZM21 136V135H20ZM19 136V137H20ZM21 136V137H22ZM41 136H43V135H41ZM45 136V135H44ZM54 136V135H53ZM57 136V137H58ZM67 136L68 135H66V138H67ZM70 136V135H69ZM69 136H68V138H69ZM73 136V135H72ZM71 136V137H72ZM78 137H79V139L82 141L83 140V138H85L84 136L85 135H83V133H82V136H79V135H77ZM100 136V135H99ZM109 136H108V138H109ZM130 136V137H129ZM140 136H138V138L140 137ZM209 136V137H208ZM5 137V136H4ZM19 137H18V139L17 140H19ZM26 137H27V135H26ZM49 137H51V136H49ZM48 137V138H49ZM70 137V138H71ZM74 137V136H73ZM115 137V136H114ZM118 137H119V135H118ZM120 137H121V135H120ZM142 137H140L139 139H141ZM181 137V136H180ZM180 137H177V138H179L180 139ZM184 137V136H183ZM186 137V136H185ZM188 137L189 136H187V139H188ZM202 137V136H201ZM200 137V138H201ZM6 138V137H5ZM14 138H15V136H14ZM28 138V137H27ZM42 138V137H41ZM41 138H39V140H41ZM44 138V137H43ZM47 138V137H46ZM51 138H53V137H51ZM51 138H49V140L51 139ZM59 138V137H58ZM65 138V139H66ZM68 138H67V140H68ZM102 138V137H101ZM197 138H199V137H196V134L195 133H193L191 136H190V138L188 139V142L189 143H187L186 145L187 146H189V148H190V150H192L193 152H195L196 153V155L198 156V158L201 160L202 159V157H201V151H200V146H199V143H198V141H197ZM208 138V139H207ZM3 139V138H2ZM1 139V137H0V140H2ZM60 139V138H59ZM59 139H55V138H53V140H59ZM64 139V138H63ZM64 139V140H65ZM72 139V138H71ZM75 139V138H74ZM87 139V138H86ZM119 139V138H118ZM117 139V140H118ZM122 139V138H121ZM124 139H126V137L124 138ZM123 139V140H124ZM171 139H173V138H171ZM174 139H176V138H174ZM184 139V138H183ZM202 139V138H201ZM10 141H12L11 139H9ZM21 140L23 141V142H25L22 138H21ZM29 140H32V139H29ZM28 140V141H29ZM70 140V139H69ZM73 140V139H72ZM76 140V139H75ZM79 140V141H80ZM92 140V139H91ZM94 140V139H93ZM98 140V139H97ZM106 140V139H105ZM142 140V139H141ZM181 140H182V137H181ZM186 140V139H185ZM6 142L8 141V140H5ZM14 141V140H13ZM35 141V140H34ZM41 141H46V139H44V140H41ZM52 141V140H51ZM59 141H62V142H64L63 140H59ZM77 141H78V139H77ZM83 141H85V140H83ZM88 141V140H87ZM99 141V140H98ZM114 141H116V140H114ZM119 141V140H118ZM120 141H122V140H120ZM148 141V143H146ZM6 142H3L2 144H6ZM20 142V141H19ZM36 142V141H35ZM39 142V141H38ZM62 142H60V143H62ZM125 142V141H124ZM136 142H138V141H136ZM169 143V146H171V147H169L168 146V143ZM172 142V141H171ZM176 142V141H175ZM174 142V143H175ZM182 142H184V141H182ZM206 142V141H205ZM204 142V143H205ZM11 143V142H10ZM26 143V142H25ZM52 143L53 142H51V144L50 145H52ZM56 143H58V142H56ZM58 144V145H62V144ZM72 143V142H71ZM70 143V144H71ZM74 143H76L77 145L75 146V144H74V146L72 145V148L74 147H76V149H74L75 150V154H74V152L72 153V156H70L71 155V153H69L70 155V157H73L74 156V162L76 163H78V165L79 164H81V166H84L86 163L85 162H87V164L86 165H89V163L90 162H88V160H94V159H96V158H99V157H101L102 158V160L104 159V160H106V161H108V157L106 158V157H103V156H105L106 154H105V152H107L108 151V153L110 152V150H112L113 149V147H111V145H109L108 144V147L110 148H112V149H110L109 150V148H106L107 146H105V147H102V149H108L107 151L106 150H104L105 152L103 153L102 152V150H101V146H102V143L101 142H99L100 144H101V146L99 147L98 145H96V143L95 144H93V147H92V145H91V142L89 143V145H87V143L85 144V146H84V144L82 143V142H74ZM78 143H80V144H78ZM85 143V142H84ZM117 143V142H116ZM179 143V142H178ZM177 143V144H178ZM185 143H186V141H185ZM202 143V142H201ZM206 143V144H207ZM8 144V143H7ZM12 144H13V142H12ZM17 144V143H16ZM16 144H13V145H15V147H16ZM27 144H29V142L27 143ZM27 144H25V145H27ZM31 144V143H30ZM36 144V143H35ZM46 144V143H45ZM67 144H68V142H67ZM98 144V143H97ZM99 144V145H100ZM105 143L103 142V145H104ZM122 144H124L123 143V141H122V143H121V145ZM125 144V145H126ZM132 144V145H131ZM144 144V145H143ZM145 144H147V145H145ZM180 144V143H179ZM191 144V145H190ZM24 144H22V146H25ZM37 145V144H36ZM40 145V144H39ZM39 145L37 146V147H39ZM41 145H44L43 143H41ZM57 146V144H53L52 146H50V147H48L49 149L50 148H52L53 146ZM64 145H65V143H64ZM80 145V146H79ZM98 147H96V146ZM118 145H119V142H118ZM121 145H119V146H121ZM175 145H176V143H175ZM205 145V144H204ZM5 146H7V145H5ZM4 146V147H5ZM9 146H10V144H9ZM17 146L21 149V147L22 146H20V143H19V145L17 144ZM46 146H48L47 144H46ZM79 146V147H78ZM89 146V147H88ZM122 146H124V145H122ZM145 146V147H144ZM170 148V150L168 149V147ZM183 146V145H182ZM1 148H2V146H0ZM26 148H27V146H25ZM31 147H33V146H31ZM36 146H34V148H37ZM42 147V146H41ZM41 147H39V149L38 150H40L41 149ZM45 147V146H44ZM43 147V149H47L48 150V152H47V154H49V152L51 153L50 155H52V151H54V149H56V148H53L51 151H49V149L46 147V148H44ZM60 148H62V146H59ZM165 147V148H164ZM13 148H14V146H13ZM12 148V149H13ZM63 148H64V146H63ZM116 148V147H115ZM151 148H153L152 150H151ZM167 148V149H166ZM192 148V149H191ZM7 149V148H6ZM24 149V148H23ZM22 149V150H23ZM28 149V148H27ZM33 149V148H32ZM42 149V150H43ZM99 149H100V151H99ZM146 149H149L148 151H146ZM186 149V148H185ZM205 149V150H206ZM217 150L216 151V154L215 153H213V152H215V150ZM0 150H2V149H0ZM4 150V149H3ZM37 150V149H36ZM41 150V151H42ZM45 150H43L44 152H45ZM46 150V151H47ZM67 150V149H66ZM73 150V149H72ZM98 152H97V151ZM114 150V149H113ZM112 150V151H113ZM145 150V151H144ZM156 150V151H155ZM163 150V151H162ZM167 150H169L170 152L168 153V152H166ZM204 150V151H205ZM11 151H14V150H11ZM25 151V150H24ZM33 151H35L34 149H33ZM33 151L31 152V153H33ZM57 151H59V149L57 150ZM152 151V152H151ZM1 152V151H0ZM4 152V151H3ZM28 152V150H26V153ZM38 152V151H37ZM44 152H42L43 154H44ZM55 153H58V152H56V151H54ZM67 152H68V150H67ZM99 152L101 153V155H103V156H101V155H99ZM139 152V153H138ZM146 154H145V153ZM149 152V153H148ZM157 152V153H156ZM164 152H165V154H164ZM2 153V152H1ZM9 153H12V152H9ZM26 153H25V155H26ZM28 153H30V152H28ZM31 153H30V155H31ZM35 153V152H34ZM42 153H40V152H38V154H36V155H40L41 157H42ZM114 153V152H113ZM112 153V154H113ZM168 155H167V154ZM194 153V154H195ZM207 153V152H206ZM13 154V153H12ZM42 154V155H41ZM47 154H46V152H45V154H44V156L45 157H48V159H50L49 158V156H47ZM54 154V153H53ZM60 154H62V153H60ZM67 156H68V154L67 153H65ZM74 154V155H73ZM140 154V155H139ZM142 154V155H141ZM150 155V156H148V155ZM153 154L155 155V156H153ZM161 154H162V156H161ZM208 154H210V153H208ZM29 155V154H28ZM28 155H26V156H28ZM55 155V154H54ZM109 155H110V153H109ZM147 155V156H146ZM165 155V156H164ZM171 155H173V154H171ZM13 156V155H12ZM32 156H33V154H32ZM31 156V157H32ZM43 156V157H44ZM57 156V155H56ZM59 156V155H58ZM69 156L67 157V158H69ZM96 158H95V157ZM106 156H108V154L106 155ZM139 156H140V158H139ZM141 156H143V157H141ZM145 156L148 158V160H147V158H145ZM161 156V157H160ZM200 156V157H199ZM206 156V155H205ZM3 157V156H2ZM10 157V156H9ZM14 157V156H13ZM12 157V158H13ZM18 157V156H17ZM35 156H33V158H34ZM41 157H39V158H41ZM54 157V156H53ZM168 159H167V158ZM1 158V157H0ZM6 158V157H5ZM5 158L3 157V159L5 160ZM11 158V159H12ZM57 158V157H56ZM60 158H62V157H60ZM64 158V157H63ZM110 159L111 158H113V155H112V157H111V155H110V157H109ZM145 158V163H143L144 161H143V159ZM162 159V160H160V159ZM165 158V159H164ZM223 158V159H222ZM11 159H9V160H11ZM18 159V158H17ZM29 159H30V156H29ZM35 159V158H34ZM33 159V160H34ZM36 159H38V156H37V158ZM36 159H35V161H36ZM73 159V158H72ZM153 159H154V161H153ZM174 159V158H173ZM211 159V158H210ZM222 159V160H221ZM261 159H263V160H261ZM6 160L8 161V159L6 158ZM5 160V162H7ZM31 160V159H30ZM46 160H47V158H46ZM45 160V161H46ZM83 160V161H82ZM84 160H85V162H84ZM103 160V161H104ZM150 160V161H149ZM157 160V161H156ZM166 160V161H165ZM207 160V159H206ZM221 160V161H220ZM233 161V162H230V161ZM12 161H14V159L12 160ZM39 161V159L37 160V162ZM48 161V160H47ZM70 161V159L67 161V162H69ZM157 163H156V162ZM165 164V162H167V164H168V166H167V164H163L162 162ZM223 161L225 162V163H223ZM254 161V163H252ZM40 162V161H39ZM38 162V163H39ZM49 162V161H48ZM51 162V161H50ZM71 162H73V160L71 161ZM80 162H83V163H80ZM98 162H99V160H98ZM208 162V161H207ZM1 163V162H0ZM4 163V162H3ZM34 163V162H33ZM38 163H36V164H38ZM42 163H44V162H42ZM41 163V164H42ZM96 163V162H95ZM100 163L102 164L103 162L101 161V162H99V164L98 165H100ZM116 163V162H115ZM142 163V164H141ZM148 163V164H147ZM154 163V165L152 166V164ZM160 163V164H159ZM163 165H162V164ZM235 163V162H234ZM237 163H238V161H237ZM237 163L235 164V165H237ZM239 163V164H240ZM250 163H252V164H250ZM15 164H17V163H15ZM41 164L39 165V167H38V169L39 168H41L42 169V167H40L41 166ZM45 164H47V163H45ZM51 164V163H50ZM82 164H84V165H82ZM105 164H106V162L104 161V164L103 165H100V167H99V169L101 170V172H103L102 171V166H104L105 167ZM111 164V163H110ZM114 164V163H113ZM112 164V165H113ZM157 164H159V165H157ZM209 164V163H208ZM222 164V165H221ZM230 164L228 165V166H230ZM238 164V165H239ZM258 164H260V166L258 165ZM12 165V164H11ZM24 165V164H23ZM22 165V166H23ZM30 165V164H29ZM34 165H35V163H34ZM44 165V164H43ZM77 165V164H76ZM98 165L96 166V169L95 170H97V167H98ZM107 165H109L108 164V162H107V164H106V166ZM145 165V166H144ZM149 165V166H148ZM171 165V166H170ZM224 165V166H225ZM232 166H234L233 164H231ZM241 165V164H240ZM239 165V166H240ZM251 166V168L252 167H254V166ZM14 166V165H13ZM12 166V167H13ZM16 166V165H15ZM18 166H19V164H18ZM22 166H20V167H22ZM65 166V165H64ZM93 166V165H92ZM153 168L152 170H154L153 172H155L154 173V175H153V177H154V179L152 180L151 179V176L152 175H150L149 177H150V179H151V182H150V179H149V181H148V173H150L149 171L151 170V167ZM155 166H156V168H155ZM161 166V167H160ZM165 168H164V167ZM168 168H167V167ZM173 166H172V168H173ZM246 166V167H247ZM6 167V166H5ZM33 167V166H32ZM37 167V166H36ZM36 167H35V169H36ZM48 168H46V169H44L45 168V166L43 167V169L42 170H46V172H44L45 174L49 171V167H51V166H47ZM53 168H54V166H52ZM52 167H51V169L50 170H52ZM60 167V166H59ZM59 167H56L57 169L59 168ZM67 168H68V166H66ZM73 167V166H72ZM78 167V166H77ZM104 167H103V169H104ZM109 167V166H108ZM144 167L145 168H147V169H149V167H150V169H149V171H148V173H147V171L146 170H144ZM218 167H219V169H218ZM246 167H244V168H246ZM2 168V167H1ZM16 168V167H15ZM28 168V167H27ZM26 168V169H27ZM63 168V167H62ZM84 168H86V167H84ZM111 168H112V166H111ZM111 168H108V169H111ZM234 168H237V170L239 169L238 168V166H234ZM34 169V168H33ZM57 169L56 170H52V171H54V172H52V173H57ZM69 170H71L70 168H68ZM68 169H65L66 171H68L67 173H70L71 171H69ZM75 169H76V167H75ZM80 169V168H79ZM98 169V170H99ZM107 169V167L105 168V170ZM142 169V170H141ZM163 169V170H162ZM167 169V170H166ZM6 170V169H5ZM5 170H3V171H5ZM11 170H12V168H11ZM18 170V168L16 169V171ZM22 169H20L19 171H21ZM37 170V169H36ZM60 170V169H59ZM76 170H78V169H76ZM83 169H81V171H82ZM99 170V171H100ZM104 170V171H105ZM138 170L140 171V172H138ZM143 170H144V172H143ZM151 170V171H152ZM157 170V171H156ZM170 170H171V172L173 171V175L171 174V172H170ZM263 170V171H262ZM2 171V170H1ZM19 171H17V174L19 175V178L21 177V173L19 174L18 172ZM23 171H26V170H23ZM35 171V170H34ZM63 171V170H62ZM65 171V172H66ZM80 171V172H81ZM87 171V170H86ZM137 171V172H136ZM142 171V172H141ZM159 171V172H158ZM164 171H166V172H164ZM170 173H169V172ZM214 171L215 172H217L216 174L214 173ZM7 172V171H6ZM10 172V171H9ZM14 172V171H13ZM13 172H11V175H12V173ZM22 172V171H21ZM28 172V171H27ZM33 172V171H32ZM32 172H31V170H30V172L29 173H31L30 174V176L32 175L33 176V174H32ZM36 172H38V171H36ZM35 172V173H36ZM50 172V171H49ZM48 172V173H49ZM60 172V171H59ZM64 172V171H63ZM62 172V174H60V175H62V177H63V173ZM78 172V171H77ZM83 172V171H82ZM82 172H81V174H82ZM85 172V171H84ZM83 172V173H84ZM164 172V173H163ZM236 172V171H235ZM247 172V171H246ZM248 172H249V170H248ZM22 173H24V172H22ZM40 173V172H39ZM47 173V174H48ZM76 173V172H75ZM74 173V174H75ZM88 171L86 172V174L85 175H88ZM96 173H97V171H96ZM99 173V172H98ZM105 173H106V171H105ZM107 173H109V171L107 170ZM106 173V175L108 176V174ZM140 174V176L143 174V173H145V175H144V177H142V179H139L138 177H140V176H138L139 174ZM160 173H162L163 175L161 176V177H164L165 179H167V181L165 182V181H163L164 180V178H160ZM167 173V174H166ZM171 175H169V174ZM177 173V175H176V177H172V176H174L175 174ZM209 173V172H208ZM219 173V174H218ZM223 173V172H222ZM240 173L242 174V172L240 171ZM5 174V173H4ZM43 174V173H42ZM42 174H40V175H42ZM44 174V175H45ZM50 174V173H49ZM58 174V173H57ZM56 174V175H57ZM73 174V175H74ZM79 174V173H78ZM93 174V173H92ZM103 174V173H102ZM102 174L100 173V174H97V177H98V179L99 178H102ZM136 174H137V177H136ZM147 174V175H146ZM156 174H160V175H158V177L160 178H158L157 176H156ZM164 174H165V176H164ZM211 174V173H210ZM250 174V173H249ZM2 175V174H1ZM6 175V174H5ZM17 175V176H18ZM27 175V174H26ZM37 175L38 174H36V176L35 177H37ZM40 175H38L39 177L38 178H36V179H34L33 177L31 178V179H29L28 178V180H30L31 182H32V180L34 179V180H37L38 179V181H33L35 184H37V183H39V180H40V177H42V176H40ZM60 175H57V176H60ZM66 175L68 176V177H71V176H69L68 174H64V176L66 177ZM72 175V174H71ZM91 175V174H90ZM101 175V177H99V176ZM105 175V174H104ZM168 175V176H167ZM220 175V176H219ZM22 176H24V174L22 175ZM28 176H29V174H28ZM27 176V177H28ZM29 176V177H30ZM48 176V175H47ZM47 176H44V177H46V178H48V179H51L52 178V174L50 175L51 177H47ZM57 176H53V177H57ZM243 176H245V175H243ZM260 176H262L261 178H259ZM2 177V176H1ZM1 177H0V179H1ZM13 177V176H12ZM26 177V176H25ZM25 177H23V178H25ZM65 177H63V178H65ZM73 177H75V176H73ZM92 177V176H91ZM94 177H95V175H94ZM96 177V178H97ZM106 177V176H105ZM156 177V178H155ZM166 177H172V178H166ZM2 178H4V177H2ZM46 178L44 179V178H42V180L44 179L45 180V182L48 180H46ZM54 178V179H55ZM77 178H81V175H80V177L78 176ZM96 178H95V180H96ZM138 178V179H137ZM145 178L147 179V181L149 182H147V185L148 184H152V186H150V185H148V188H149V186L150 187H153V188H149L148 190H151L152 189V191H153V189H154V187L156 188L157 187V189H159V188H161L162 187V189H160V191L159 190H157L156 189V191H154V193L153 192H151V191H149V192H147V188H145V182L143 181V180H145ZM158 178V179H157ZM212 178V177H211ZM211 178H209V179H211ZM218 178V179H219ZM245 178V177H244ZM248 178H249V176H248ZM258 178V179H257ZM9 179H10V176H9ZM8 179V180H9ZM12 179V178H11ZM14 179V178H13ZM26 179V181L28 182V180H27V178H25ZM60 179V180H59ZM58 180H59V182L60 181H63L64 179H62V178H59ZM90 179V178H89ZM91 179H94V178H91ZM103 179H106V178H103ZM156 179V180H155ZM163 179V180H162ZM178 179V180H177ZM215 179H217V178H215ZM214 179V180H215ZM20 180V179H19ZM57 180V179H56ZM67 180V179H66ZM75 179H73V185H75V181H74ZM137 180H139V181H137ZM140 180H142L143 181V183H142V181H140ZM154 180L156 181V184H154L153 185V183H154ZM12 182L14 181V180H11ZM48 181H50V180H48ZM53 183L55 182V181H53V178H52V180H51ZM50 181V182H51ZM77 181H78V179H77ZM92 181V180H91ZM101 181H102V179H101ZM160 181H162V182H160ZM247 182H248V179L246 180ZM12 182H11V184H12ZM25 182V180L23 181V183ZM37 182V183H36ZM42 184L44 183V181H40ZM51 182V183H52ZM59 182H58V184H59ZM90 182V181H89ZM93 182V181H92ZM105 182V184H106V180L104 181ZM140 182V183H139ZM211 182V181H210ZM216 182V181H215ZM214 182V183H215ZM222 182H224V180L222 181ZM222 182H221V184H222ZM253 182V181H252ZM9 183V182H8ZM51 183H50V185H49V183L47 182V184L49 185V186H51ZM52 183V185H54ZM60 183H62V182H60ZM64 183H65V181H64ZM63 183V184H64ZM72 183V182H71ZM70 183V184H71ZM98 183H100L99 181H98ZM135 183H139L140 185H138V184H135ZM161 183V184H160ZM167 185H166V184ZM26 184V183H25ZM33 184V183H32ZM77 184H79V182L77 183ZM91 184H94V188H97V192L98 191H101L102 189H98L99 188V186L102 188V186L101 185H98V184H95V182H93V183H91ZM91 184H88V186H87V184H86V186H87V189L91 192V188H93L92 186H91ZM101 184V183H100ZM104 184V186H106ZM121 184H122V181H121ZM135 184V185H134ZM143 184H145V185H143ZM219 182H217L215 185L218 187V189H217V187L216 188H214V189H217L216 191H222L221 189H219ZM221 184H220V186H221ZM246 184V183H245ZM248 184V183H247ZM0 185H1V183H0ZM16 185H20V184H18V182H17V184ZM27 185V187L29 186L28 184H26ZM30 185H31V183H30ZM44 185H46V183H44ZM79 185H81V184H79ZM95 185H96V187H95ZM138 185V186H137ZM143 185V186H142ZM172 185V186H171ZM2 186V185H1ZM12 186V185H11ZM14 186V185H13ZM43 186V185H42ZM57 186V185H56ZM63 186V185H62ZM66 186V185H65ZM69 186V185H68ZM86 186H84L85 188H83L82 186H80V187H82L81 189H83L82 191H86L85 192V194H88L87 192V189H86ZM90 186V187H89ZM121 186V185H120ZM139 186H141L140 188H145V189H143L146 193L144 194V191H142L141 190V192H140V188H138ZM159 186V187H158ZM161 186V187H160ZM165 186V187H164ZM248 186H249V184H248ZM4 187V186H3ZM18 187V186H17ZM34 186L32 185V188H33ZM36 187H37V185H36ZM46 187H47V185H46ZM46 187L44 188V189H46ZM147 187V186H146ZM167 187H171V188H167ZM211 187H212V185H211ZM225 187V186H224ZM19 188H20V186H19ZM19 188H18V190H19ZM28 188H30V187H28ZM51 188V187H50ZM50 188H49V190H50ZM66 188V187H65ZM73 188H74V186H73ZM104 188V187H103ZM134 188V189H135ZM164 188V189H163ZM166 188V189H165ZM222 188V187H221ZM2 189V188H1ZM14 189V188H13ZM12 189V190H13ZM33 189H35V187L33 188ZM32 189V190H33ZM40 188L38 187V191L40 192V190H39ZM43 189V188H42ZM41 189V190H42ZM67 189V188H66ZM75 189V188H74ZM73 189V190H74ZM79 189V188H78ZM80 189V190H81ZM84 189H86V190H84ZM106 189V188H105ZM213 189V190H214ZM222 189H224V188H222ZM226 189V188H225ZM26 190V189H25ZM29 190V189H28ZM28 190H26L24 193H27L28 194V196L27 197H30V196H32L34 193L31 191V193H30V190H29V193H28ZM49 190L47 189L46 191H48L49 192ZM69 190V189H68ZM70 190H71V188H70ZM155 190V189H154ZM167 190V191H166ZM212 190V191H213ZM43 191V190H42ZM41 191V192H42ZM72 191V190H71ZM81 191V192H82ZM159 191V192H158ZM169 191H173L175 194H173L172 192H169ZM215 191V192H216ZM219 191V192H220ZM0 192H2V190H0ZM34 192H35V190H34ZM40 192V193H41ZM70 192V191H69ZM76 192V191H75ZM74 191H73V195H74V193H75ZM107 192H108V190H107ZM165 192V193H164ZM168 193V195L170 196V199H168L169 198V196H167V193ZM218 192V193H219ZM223 192H225V191H223ZM14 193V192H13ZM12 192H11V198H12V194H13ZM43 193H46V192H43ZM50 193V192H49ZM48 193V194H49ZM54 193H55V191H54ZM71 193V192H70ZM142 193H143V195H142ZM150 193H152V194H150ZM172 193V194H171ZM213 193H214V191H213ZM217 193V194H218ZM221 193V194H220ZM219 194H220V200L218 201V204L220 205V206H223L224 205V202H226V200L224 201V198H223V196H225V195H223L222 194V192H220ZM227 193H229V191H226V194ZM231 194H232V192H230ZM18 194V193H17ZM26 194V195H27ZM36 194H38V192H36ZM67 194H69L68 192H67ZM103 194V193H102ZM149 194V195H148ZM160 194H162V195H160ZM218 194V195H219ZM30 195V196H29ZM41 195V197H42V194H39V196ZM44 195V194H43ZM51 194H49V196H50ZM82 195H84V194H82ZM142 195V196H141ZM144 195H145V197H144ZM146 195L148 196V198L146 197ZM223 195V196H222ZM228 195V194H227ZM226 195V196H227ZM235 195V194H234ZM35 196V195H34ZM37 197H39L38 195H36ZM48 196V197H49ZM68 196V195H67ZM72 196V195H71ZM87 196V195H86ZM85 196V197H86ZM94 196V195H93ZM109 196V195H108ZM107 196V197H108ZM168 198H167V197ZM172 196V197H171ZM0 197H1V195H0ZM3 197V196H2ZM18 197V196H17ZM26 197V198H27ZM46 198H47V194H46V196H45ZM68 197H70V195L68 196ZM74 197H76V196H74ZM77 197H79V196H77ZM89 197V196H88ZM88 197L86 198V199H88ZM137 197V200H140L139 198ZM161 197H163V198H161ZM230 197V196H229ZM13 198H14V196H13ZM13 198L11 199V200H13ZM32 198H33V196H32ZM32 198H31V200H32ZM36 198V197H35ZM81 198V197H80ZM80 198H79V201H80ZM84 198V196H82V199ZM91 197H89V199H90ZM97 198V197H96ZM144 198V199H143ZM161 198V200H159ZM227 198V203H228V196L226 197ZM232 198V197H231ZM1 199V198H0ZM81 199V200H82ZM85 198L83 199V201H85L86 200ZM88 199V200H89ZM92 200H93V198H91ZM105 199V198H104ZM164 201H163V200ZM174 199H175V201H174ZM219 199V198H218ZM2 200H4V199H2ZM1 200V201H2ZM25 200H27V199H25ZM36 200H38V199H36ZM41 200V199H40ZM43 200V199H42ZM51 200H53V199H51ZM75 200V199H74ZM97 200V199H96ZM99 201L101 200V198L100 199H98ZM168 200H172V202L170 201V202H168ZM262 200V201H263ZM8 201V200H7ZM27 201H29V200H27ZM33 201H34V198H33ZM33 201H32V203H33ZM46 201V200H45ZM47 201H50L49 199L47 200ZM57 201V200H56ZM62 201H63V199H62ZM75 201H77V200H75ZM87 201V200H86ZM85 201V202H86ZM113 201H115V200H113ZM174 201V202H173ZM31 202V201H30ZM42 202V201H41ZM92 201H90V203H91ZM115 202H117V201H115ZM178 202V201H177ZM229 202H231V200H229ZM261 202V201H260ZM14 203V201L12 202V204ZM35 203V202H34ZM39 203V202H38ZM43 203H44V201H43ZM52 203H54V204H56L55 202H52ZM52 203H50V204H52ZM94 203V202H93ZM112 203V202H111ZM118 203V202H117ZM170 203H171V205H170ZM215 203V202H214ZM234 203V205H235V202H233ZM233 203L231 202V205H233ZM263 203H264V201H263ZM263 203H261V205L264 207V204ZM1 204V203H0ZM4 204V203H3ZM8 204V203H7ZM31 204V203H30ZM45 204V203H44ZM89 204V202L87 203V205ZM94 204H96V203H94ZM100 204V203H99ZM115 204V203H114ZM178 204V203H177ZM226 204V203H225ZM243 203H241V205H242ZM258 204H260V203H257V205ZM5 205V204H4ZM36 205H39V204H37L36 203ZM46 205H48V204H46ZM46 205H45V208H46ZM57 205V204H56ZM97 205H98V203H97ZM215 205H217V204H215ZM227 205V204H226ZM42 206H44V205H42ZM49 206V205H48ZM51 206V205H50ZM74 206V205H73ZM91 206V205H90ZM89 206V208L87 207V209H92L91 207ZM117 206V205H116ZM238 206V205H237ZM4 207V206H3ZM12 208H13V206H11ZM52 207V206H51ZM50 207V208H51ZM55 206H53L52 207V209L54 208ZM92 207H93V205H92ZM135 207V206H134ZM219 207V206H218ZM228 207V206H227ZM1 208V207H0ZM9 208V207H8ZM12 208H11V212H12ZM35 208V207H34ZM49 208V209H50ZM57 207H55V209H56ZM78 208V207H77ZM85 208V207H84ZM95 208V207H94ZM98 208V207H97ZM137 209H135L136 211H143L144 209H146L147 210V208H141V209H139L138 207H136ZM41 209V208H40ZM48 209V208H47ZM54 209V210H55ZM74 210H75V208H73ZM86 209V208H85ZM86 209V210H87ZM106 209V208H105ZM118 209V208H117ZM154 209V208H153ZM159 209V208H158ZM173 209H175V211H176V208L175 207H173ZM185 209V208H184ZM217 208L215 207V210H216ZM2 210V209H1ZM34 210V209H33ZM33 210H32V212H33ZM39 210V209H38ZM38 210H37V212H38ZM42 210V209H41ZM44 210V209H43ZM51 210V209H50ZM57 210V209H56ZM60 210H62V209H60ZM73 210V211H74ZM77 210V209H76ZM82 210V209H81ZM95 210V209H94ZM98 209H96V211H97ZM100 210V209H99ZM104 210V209H103ZM112 210V209H111ZM110 210V211H111ZM145 210V211H146ZM172 210V209H171ZM262 210H264V209H262ZM4 211V210H3ZM17 211V210H16ZM35 211V210H34ZM46 211V210H45ZM58 211V210H57ZM56 211V212H57ZM79 211V210H78ZM154 211V210H153ZM156 211H157V209H156ZM173 211V210H172ZM175 211H173V212H175ZM13 212H14V209H13ZM27 212V211H26ZM42 212V211H41ZM60 212H62V211H59V213ZM85 212V211H84ZM105 212V214H106V211H103L102 213H104ZM108 212V211H107ZM115 212V211H114ZM158 212V211H157ZM178 212V211H177ZM177 212H175L176 213V215H175V213H171V212H168V214L170 213L172 216L174 215V216H178L177 214ZM228 212V211H227ZM226 212V213H227ZM34 213V212H33ZM36 213V212H35ZM51 213H52V210H51ZM50 213V214H51ZM75 213V212H74ZM88 213H90V212H88ZM91 213H95L96 214V212H91ZM90 213V214H91ZM98 213H99V211H98ZM101 213V214H102ZM143 212H141V213H139V214H142ZM146 213V212H145ZM154 212H152V214H153ZM1 214V213H0ZM28 214V213H27ZM42 214L44 215V212H42ZM56 214V213H55ZM78 214V213H77ZM111 214V213H110ZM114 214V213H113ZM119 214V213H118ZM150 215L151 216V219L153 220L154 219V217L152 218V216L154 215ZM156 215H155V217L156 216H158V214L157 213H155ZM161 214V213H160ZM180 214V213H179ZM216 214H217V212H216ZM230 214V213H229ZM34 215V214H33ZM36 215V214H35ZM34 215V216H35ZM37 215H39V214H37ZM40 215H41V213H40ZM74 216H75V214H73ZM80 215V214H79ZM98 215L99 214H97V217H98ZM147 215V214H146ZM218 215V214H217ZM221 215H223V214H221ZM220 215V216H221ZM224 215H225V213H224ZM236 215V214H235ZM10 216V215H9ZM9 216H7V217H9ZM11 216H13L12 215V213H11ZM25 216V215H24ZM27 216V215H26ZM25 216V217H26ZM46 217H47V215H45ZM44 216V217H45ZM66 216H67V214H66ZM73 216V217H74ZM88 216H93V215H88ZM104 216V215H103ZM106 216V215H105ZM110 216H112V215H110ZM109 215H108V217H110ZM145 216V215H144ZM219 216V215H218ZM225 216H227V215H225ZM237 216V215H236ZM18 217V216H17ZM24 217V219H26ZM40 217V216H39ZM39 217H38V219H39ZM94 217V216H93ZM96 217V216H95ZM96 217V218H97ZM107 217V216H106ZM143 217V216H142ZM1 218H2V215H1ZM28 218H31V217H29V215H28ZM28 218H27V220H25L26 221V225H24L23 226V233H26V232H24V227L26 226V228H27V222H28ZM67 218H68V216H67ZM83 218H84V216H83ZM100 218V217H99ZM114 218V217H113ZM113 218L111 217V219L113 220ZM157 218V217H156ZM156 218L154 219V220H156ZM161 219V218H163V221H166V220H164V218L165 217H163V216H158V219ZM168 218V220H169V217H167ZM4 218H2V220H3ZM10 219V218H9ZM18 219V218H17ZM32 219V218H31ZM95 219V218H94ZM101 219V218H100ZM107 219H109V218H107ZM142 218L140 217V218H137L136 219V221L138 220L139 222L141 221H143V222H146L145 220H146V217L145 218H143V220H141ZM148 220H151L150 218H147ZM166 219V218H165ZM173 219H174V217H173ZM218 219V218H217ZM221 219H223L224 220V217L222 216L221 217ZM228 221H229V217L228 218H226ZM225 219V220H226ZM230 219H232L231 218V216H230ZM235 219H237L236 217H235ZM241 219V218H240ZM247 219V218H246ZM264 219V218H263ZM11 220V219H10ZM13 220H14V218H13ZM30 220V219H29ZM34 220H35V218L33 219V222H34ZM44 220V219H43ZM47 220H49V219H47ZM64 220V219H63ZM68 220V219H67ZM71 220V219H70ZM79 220V219H78ZM81 221H83L82 219H80ZM87 220V219H86ZM93 220V219H92ZM107 221L106 220V218H104L103 220H101V221H103V222H105V221ZM147 220V221H148ZM176 220V219H175ZM222 220V221H223ZM223 221V222H227V221ZM1 221V220H0ZM6 221H8L9 222V220H7L6 219ZM5 221V222H6ZM15 221H16V219H15ZM17 221H20V220H17ZM24 221V222H25ZM39 221V220H38ZM45 221H46V219H45ZM96 221V220H95ZM111 221V220H110ZM158 222H159V220H157ZM162 221V220H161ZM171 221H172V219H171ZM236 221V220H235ZM3 222H4V220H3ZM3 222H2V226L5 224H3ZM35 222H36V220H35ZM73 222H74V224H75V220L73 219ZM97 222H99L98 220H97ZM102 222V223H103ZM140 222V223H141ZM143 222L140 224V223H136V224H139L141 227H144V228H142L141 230L143 231V235L145 234H150V231L152 230H154L155 231V229L156 228H154V227H157V223H156V225H154V224H152V225H154V226H150L151 228H149L148 227V223L149 222H146V224H147V228L144 226V224H143ZM153 222V221H152ZM218 222V221H217ZM233 222V221H232ZM237 223H238V225L240 226V224H239V222L238 221H236ZM235 222V223H236ZM242 222V221H241ZM46 223V222H45ZM80 223V222H79ZM83 223V222H82ZM81 223V224H82ZM107 223V222H106ZM160 223V222H159ZM166 223V222H165ZM165 223H160V224H162V225H165ZM185 223V222H184ZM234 223V222H233ZM236 223V224H237ZM8 224V223H7ZM6 224V226H7V228L6 227H4L3 226V230H5V229H8L10 226H9V224L7 225ZM12 224V223H11ZM16 224V223H15ZM32 224V223H31ZM31 224L29 225V226H31ZM85 229H87L88 231H89V229L90 228H92V225L90 226V228L88 229V228H86V226H88V224L85 222ZM150 224V223H149ZM177 224H181V222L180 223H177ZM189 224V225H188ZM191 224H193V225H191ZM233 225L232 227H235V230H236V227H237V225ZM242 224V226L241 227H239V230H240V228H242V227H244L243 226V223H241ZM33 225V224H32ZM39 225H40V223H39ZM38 224H36V225H34V227L35 226H39ZM162 225H159V227H161L162 229H163V231L161 230V228L160 229H156V231H158V232H160L161 233V236H163V237H161L162 239L165 237V236H167V237H165L166 239H164L165 241L167 240V239H170L169 237H171V239L173 238V237H175L173 234H175V230L173 229V227L172 226H175V225H173V224H171V226H168V225H170V224H168L167 223V226H166V228H167V231H166V229H165V227H162ZM195 225V226H194ZM219 225V224H218ZM224 225V224H223ZM229 225V224H228ZM228 225L226 224L225 226H227L228 227ZM230 225H232V224H230ZM9 226V227H8ZM16 226H19V225H16ZM41 226V225H40ZM79 226V225H78ZM84 226V225H83ZM12 227V226H11ZM44 227H46L45 225H44ZM51 227H53V226H51ZM54 227H55V225H54ZM94 227V226H93ZM139 227V226H138ZM192 227V228H191ZM230 227V226H229ZM238 227H237V229H238ZM5 228V229H4ZM15 228V227H14ZM13 228V229H14ZM40 228V227H39ZM47 228V227H46ZM68 228V227H67ZM75 229H76V227H74ZM73 228V229H74ZM84 228V227H83ZM98 228H99V226H98ZM100 228H102V227H100ZM106 228V227H105ZM111 228H113V227H111ZM133 228V227H132ZM158 228V227H157ZM195 228V229H194ZM10 229V228H9ZM15 229H17V228H15ZM29 229V228H28ZM74 229V230H75ZM103 229V228H102ZM136 229H137V227H136ZM135 229V230H136ZM148 229H149V231H148ZM230 229V228H229ZM20 229L18 228V231H19ZM26 231H27V229H25ZM44 230V229H43ZM79 230V229H78ZM77 230V231H78ZM80 230H82V229H80ZM91 230V229H90ZM92 230H93V228H92ZM97 230V229H96ZM108 230V229H107ZM116 230V229H115ZM124 230V229H123ZM134 230V229H133ZM134 230V232H136V231H138V230H136L135 231ZM146 230V231H145ZM160 230V231H159ZM233 230V229H232ZM1 231V230H0ZM17 231V230H16ZM15 231V232H16ZM17 231V232H18ZM31 231V230H30ZM36 231V230H35ZM42 230L40 229V232H41ZM56 231H57V229H56ZM95 231V230H94ZM104 231V230H103ZM144 231L146 232V233H144ZM152 231H151V233H152ZM153 231V232H154ZM156 231H155V233H156ZM8 232H10V231H8ZM16 232V233H17ZM29 232V231H28ZM27 232V233H28ZM47 232V231H46ZM81 231H79V233H80ZM232 232V231H231ZM1 233V232H0ZM4 233V232H3ZM2 233V234H3ZM14 233V232H13ZM27 233H26V235H27ZM34 233V232H33ZM36 233V232H35ZM49 233V232H48ZM74 233H75V231H74ZM73 233V234H74ZM76 233H78V232H76ZM84 233H85V231H84ZM89 233V232H88ZM111 233V232H110ZM137 233V232H136ZM140 233V232H139ZM138 233V234H139ZM165 233V234H164ZM1 234V236H4V235H2ZM9 235H10V233H8ZM11 234H12V230H11ZM44 234V233H43ZM83 234V233H82ZM91 234V233H90ZM99 234H100V232H99ZM98 234V235H99ZM19 235V234H18ZM36 235V234H35ZM34 235V236H35ZM41 235V234H40ZM39 235V236H40ZM51 235V234H50ZM55 235V234H54ZM79 236H80V234H78ZM144 235V236H145ZM165 235V236H164ZM192 235V234H191ZM1 236H0V239H1ZM23 236H24V234H23ZM28 236H29V234H28ZM38 236V235H37ZM52 236V235H51ZM50 236V237H51ZM57 236V235H56ZM75 236V235H74ZM108 236H109V234H108ZM139 236V235H138ZM143 236V237H144ZM160 235H158V237L157 238H159L160 240H161V238L159 237ZM227 236V235H226ZM11 237H12V235H11ZM14 237V236H13ZM19 237H21V236H18V238ZM31 237H32V235H30V237H28L29 239H31ZM77 237V236H76ZM81 238H82V236H80ZM100 237V236H99ZM105 237V236H104ZM146 237H147V235H146ZM4 238H6V236L4 237ZM7 238H8V235H7ZM6 238V239H7ZM9 238H10V236H9ZM23 238V237H22ZM27 238V237H26ZM38 238V237H37ZM42 238V237H41ZM69 238H71V237H69ZM74 238V237H73ZM92 238V237H91ZM101 238H103V237H101ZM106 238H108V237H106ZM109 238H110V240H111V238H113V237H110L109 236ZM148 238V237H147ZM14 239V238H13ZM16 239V238H15ZM21 239V238H20ZM105 239V238H104ZM103 239V240H104ZM149 239V238H148ZM156 239V238H155ZM154 239V240H155ZM159 239L157 240V241H159ZM170 239V240H171ZM195 239V238H194ZM231 239V238H230ZM5 240V239H4ZM9 240V239H8ZM24 240H25V238H24ZM42 240V239H41ZM70 240V239H69ZM73 240H75V239H73ZM99 240H101V239H99ZM108 240V239H107ZM109 240V241H110ZM153 240V239H152ZM154 240L152 241V243L154 242ZM196 240V239H195ZM11 241V240H10ZM84 241V240H83ZM86 241V240H85ZM91 241V240H90ZM102 241V240H101ZM120 241V240H119ZM144 240L142 239V242H140V240H139V243L141 244H143V243H145V242H143ZM149 241V243H150V245H152L151 244V240H148ZM157 241L155 240V243H157ZM194 241V242H193ZM5 242V241H4ZM3 242V243H4ZM27 242V241H26ZM56 242V241H55ZM55 242H53V243H55ZM58 242V241H57ZM78 242H79V240H78ZM80 242H82L81 240H80ZM87 242V241H86ZM92 242V241H91ZM108 242V241H107ZM106 242V243H107ZM160 242V241H159ZM163 242V241H162ZM0 243H1V240H0ZM13 243H14V241H13ZM29 243V242H28ZM35 243V242H34ZM39 243V242H38ZM44 243V242H43ZM43 243L41 242L40 244H42L43 245ZM47 243V242H46ZM62 243V242H61ZM63 243H64V241H63ZM84 243V242H83ZM103 244H104V242H102ZM109 243V242H108ZM107 243V244H108ZM110 243H112V242H110ZM109 243V244H110ZM125 243V242H124ZM155 243L152 245V246H154L155 247V252L157 253V250L158 249H160V251L161 252H163V249H164V247H166V245L163 247H161V248H159L158 247V249L156 250V248H157V246H158V244H156L155 245ZM188 243V242H187ZM228 243H230V242H228ZM4 244H7L6 242L4 243ZM12 244V243H11ZM22 244H23V242H22ZM36 244H37V241H36ZM72 244H74V241H73V243ZM80 244H82V243H80ZM87 244H88V242H87ZM86 244V245H87ZM114 244V243H113ZM121 244V243H120ZM186 244V243H185ZM198 244V243H197ZM7 245H10L9 244V242H8V244ZM29 245V244H28ZM30 245H31V243H30ZM38 245V244H37ZM69 245H71V244H69ZM86 245H82L83 247H85ZM91 245V244H90ZM95 245V244H94ZM102 244H100V246H101ZM105 245V244H104ZM103 245V246H104ZM168 245V244H167ZM178 246V249L180 248V246H182L181 248H180V250H177V246ZM32 246H35V245H33V243H32ZM52 246V245H51ZM73 246V245H72ZM102 246V247H103ZM169 246V245H168ZM3 247H5V245H3ZM7 248H8V246H6ZM6 247H5V250H6ZM11 247H12V245H11ZM13 247H14V245H13ZM37 247V246H36ZM42 247V246H41ZM41 247H39V245H38V248L40 249ZM48 247H50V246H48ZM68 247V246H67ZM82 247V248H83ZM89 247V246H88ZM97 247V246H96ZM121 247H123L122 246V244H121ZM176 247V248H175ZM16 248V247H15ZM19 248V247H18ZM35 248V247H34ZM38 248H37V250H35L34 249V251H38ZM78 248V247H77ZM223 248V247H222ZM4 249V248H3ZM9 249V248H8ZM11 249V248H10ZM9 249V250H10ZM14 249V248H13ZM13 249H11L12 251H13ZM42 249V248H41ZM63 249V248H62ZM67 249V248H66ZM86 249V248H85ZM89 249V248H88ZM93 249V248H92ZM166 249V252H167V250H168V247L167 248H165ZM17 250V249H16ZM18 250H20V249H18ZM46 250V249H45ZM44 250V251H45ZM49 250V249H48ZM73 250V249H72ZM77 250V249H76ZM87 250V249H86ZM110 250V249H109ZM170 250V249H169ZM171 250H170V254H171ZM175 250H174V252H173V250H172V252L174 253V254H176L175 253ZM224 249H222V252H224L223 251ZM7 251V250H6ZM64 251V250H63ZM67 251V250H66ZM79 251V250H78ZM77 251V252H78ZM81 251V250H80ZM92 251V250H91ZM96 251V250H95ZM159 251V250H158ZM1 252H2V250H1ZM18 252V251H17ZM40 252V251H39ZM46 253H48V251H45ZM50 252H52L53 253V249H52V251L50 250ZM55 252V251H54ZM89 252V251H88ZM87 252V253H88ZM208 252V251H207ZM4 253V252H3ZM37 253V252H36ZM35 253V257H36V255L38 256L39 254H36ZM56 253V252H55ZM60 253H62V252H60ZM64 253V252H63ZM62 253V254H63ZM67 253V252H66ZM91 253V252H90ZM92 253H93V251H92ZM99 253V252H98ZM122 253H123V251H122ZM163 253H165V250H164V252ZM163 253H161L162 255H166V254H168L167 256V258H169L171 255H169V252H167L166 254H163ZM172 253V255L173 256H175L174 254ZM2 254V253H1ZM11 254V256H12V254H14V251L13 252H11L10 253ZM19 254V253H18ZM71 254V253H70ZM74 254V253H73ZM76 254V253H75ZM78 254V253H77ZM79 254L81 255V253L79 252ZM158 254L159 255H161L160 254V252H158L157 254H153V256L155 257V255H156V257L154 258L153 256H152V259H155V261H156V259H157V257L158 258H163L162 256L160 257V256H158ZM8 255V254H7ZM6 255V256H7ZM20 255V254H19ZM48 255V254H47ZM49 255H50V253H49ZM49 255L47 256V257H49ZM54 255V254H53ZM55 255H57V254H55ZM58 255H59V252H58ZM57 255V256H58ZM84 255H85V253H84ZM191 255V254H190ZM223 255H224V253H223ZM62 256V255H61ZM64 256H66V255H64ZM68 256V255H67ZM74 256V255H73ZM92 256H93V254H92ZM171 257V259H173L175 262H177V260L176 259H178V258H176L175 259V257ZM177 256V257H178ZM208 256H209V254H208ZM2 257H4V256H2ZM8 257H9V255H8ZM16 257H17V255H16ZM70 257V256H69ZM147 257V256H146ZM145 257V258H146ZM150 257L151 256H148L146 259H143V260H148V262L150 261ZM225 257V256H224ZM12 258V257H11ZM13 258H14V255H13ZM12 258V259H13ZM17 258H20V257H17ZM39 258V257H38ZM43 258H44V256H43ZM45 258H46V255H45ZM52 258V257H51ZM59 258V257H58ZM66 258H68V257H66ZM102 258V257H101ZM115 258V257H114ZM165 258V257H164ZM164 259L162 262L163 263H167L169 260L168 259ZM2 259V258H1ZM0 259V260H1ZM4 259V261L6 260V258L4 257L3 258ZM12 259H11V261H12ZM36 259H37V257H36ZM35 259V260H36ZM53 259H55V258H53ZM65 259V258H64ZM71 259V258H70ZM89 258H87V260H88ZM107 259V258H106ZM109 259V258H108ZM107 259V260H108ZM120 259V258H119ZM142 259V258H141ZM170 259V262L172 263V260ZM48 260V259H47ZM50 260V259H49ZM52 260V259H51ZM57 260V259H56ZM74 260H76V258H73V261ZM97 260V259H96ZM95 260V261H96ZM112 260H113V257H112ZM115 260V259H114ZM113 260V261H114ZM117 261V263H119V260L118 259H116ZM165 260H168V261H165ZM6 261H8V259L6 260ZM6 261H5V263H6ZM41 261V260H40ZM62 261H63V259H62ZM65 261V260H64ZM67 261V263H69L68 262V259L66 260ZM65 261V262H66ZM79 261V260H78ZM98 261V260H97ZM96 261V262H97ZM124 261V260H123ZM127 261H129V260H127ZM173 261V262H174ZM226 261V260H225ZM1 262H3L2 260H1ZM0 262V263H1ZM9 263H10V260L8 261ZM35 262V261H34ZM80 262V261H79ZM85 262H86V260H85ZM89 261H87V263H88ZM92 263L94 262L93 260L91 261ZM100 262V261H99ZM102 262H104V260L102 261ZM102 262H101V264H102ZM105 262H106V260H105ZM104 262V263H105ZM109 262V261H108ZM115 262V261H114ZM120 262H121V260H120ZM126 262V261H125ZM175 262L174 263H172V264H175ZM43 263H44V261H43ZM46 264H47V262H45ZM52 263V262H51ZM98 263V262H97ZM110 263H112V262H110ZM139 263V262H138ZM163 263H161V264H163ZM165 263V264H166ZM20 264V263H19ZM65 264V263H64ZM70 264V263H69ZM91 264V263H90ZM95 264V263H94ZM106 264H108V263H106ZM120 264V263H119ZM127 264V263H126ZM141 264H143V263H141ZM167 264H169V263H167ZM177 264H180L179 263V259H178V262H177ZM185 264H187V263H185Z\"/></svg>",
    "mask_w": 264,
    "mask_h": 264
},
{
    "label": "rangeland",
    "instance_id": "obj_2",
    "mask_svg": "<svg viewBox=\"0 0 264 264\" xmlns=\"http://www.w3.org/2000/svg\"><path fill=\"white\" fill-rule=\"evenodd\" d=\"M76 1V0H75ZM74 0H69V2H68V6L69 7H67L68 8V10L65 12V14L67 15V16H69V19H74L73 21H74V25H73V27H72V29H71V32L70 33H73V34H70L71 36H70V38H69V43L71 42L72 43V47H71V43L69 44L70 46H69V48L71 47V49L69 50V52H68V55L71 53V54H73L72 52H74L75 51V53L77 54V56L75 55V53L73 54V55H71L70 54V56H69V62L71 61L72 62V64L71 65H68V68L66 69V67L64 68V87L67 89V91L70 93V94H73V95H75V97L76 96H78V97H80L81 96V90H83V89H81L80 87H82L83 88V86H82V84L83 83H81V82H79L78 80H80V81H83V79L81 78V75H80V73H78L77 72V70H79V69H82V67L83 68H85V67H89V69L90 68H94L92 71H90V72H93L94 70V77H92L91 78V76H92V74H90L91 76H85L84 75V77H86L87 79H86V83L84 82V84H91L90 86H91V90H93V89H95L94 91H96V93H95V96L97 97L98 96V98L96 99V98H94L95 96H93V98H94V100H100V99H102V98H100V96L99 95H102L103 96V100H104V97H105V100L104 101H106L105 102V104H107V106L104 108V109H102L103 111L105 110L106 112H108L107 113V116L109 117V119L107 120L108 122L110 121V123L108 124V125H106L107 124V122H105V123H103L104 124V126H103V124H99L100 125V128H99V126L97 125V124H95V125H97L98 126V130H99V133H98V131L96 132V134H95V138H93L94 136L92 135V136H89V134L91 135V134H94L93 132H95L94 130L96 129L95 127H94V119L93 118H95V122H96V120H97V122H99V120L101 119H98V117L96 118L95 116V113L90 109L89 110V105L91 106V105H93L94 103H93V101L91 102V101H88V100H90V99H87V96L88 95H84V96H82L83 98H81L80 97V100L78 99V97L77 98H75V97H73V99H72V97H71V100L73 101H71L70 100V105H73V106H71L73 109L75 108V107H77L76 109H77V111H78V113L81 111V114L80 115H78V114H75L76 116H74L75 118H74V120L73 119H71V121H70V123L72 124V125H80L81 123V125H80V127H79V132H75L74 134H73V136L70 138H68V140H67V138L64 140L63 139V141H64V143L65 144H67V142H68V144H70L71 142V144L74 146V144H75V146L77 145L76 143H74V142H82L83 144H84V146H85V144L87 143V145H89V143L91 142V145H92V147H93V144H95L96 143V145H98L99 147L101 146V144L99 143V142H101L102 143V146L100 147L101 148V150H102V152L104 153L105 151L104 150H106V149H102V147H105V146H107L106 148H109L108 147V144L109 145H111V147H113V149L110 147L109 148V150L110 149H112V150H110V155H111V157H112V155H113V158H109L110 157V155H109V153H108V149L106 150L107 152H105V154L107 153L108 154V156H103V155H101V153L99 152V155H101V156H103V157H108L107 159H108V161H106V160H104L105 162H106V164H107V162H108V164L109 165H107L106 166V164H105V167L104 166H102V171L103 172H101V170L99 169V167H100V165H103L104 164V161L102 160V158L101 157H99V158H96L95 156V158L96 159H94L93 161L91 160H88V162H90L89 163V165H86L87 164V162H85V160H84V162L86 163L85 165L84 164H82V165H84V166H81V164H79L78 165V163L76 162H74V156L73 157H71V161L73 160V165L76 167V169H78V170H76V171H78L77 173H79V175H81V177L82 178H85V179H89V180H92L93 182H95V184H98V185H101L102 186V188L99 186V188L98 189H102L101 191H98V194L100 195V198H102V199H104V198H108V199H112V200H115V201H117V202H119V203H124V204H127V205H129V206H131L132 208H133V220H134V224H135V229H136V227H137V229L136 230H138V231H136L135 232V235H139V237H140V239L142 240H144L143 242H145V243H143V247H144V252H145V255H144V259H146L148 256H151L150 257V261L148 262V260L146 261V260H144L146 263H148V264H161V263H163L162 261L164 260V259H166L168 256V254H166L167 252H169V255H171L169 258H167L168 260H165V261H168L167 263H169V264H172V263H174L175 261L173 260V259H171V257L173 256L172 255V253L174 252V250L175 249H172L173 250V252H172V250H171V248H174V241L176 240V238H177V233H178V231H179V229L180 228H182V227H185V226H187V222L186 221H184L185 219L187 220V218L188 217H184V216H186L187 215V211H189V210H186V208L187 207H185L184 205H185V198H184V196L183 195H181L180 193H178V189H177V184L176 183H178L177 181L175 182V178H172V177H176V175H177V173L174 175V176H172V177H166V178H172L173 180L170 182L169 180H171V179H169L168 180V185L170 184V183H172L173 185H174V188L173 189H175V193L173 192V191H169V192H172L173 194H175L176 196H174L176 199H177V201H176V204H173V206H169V204H167V202H154V200L157 198L156 196L158 195V193L156 194V198L154 197V191H156V189H157V187L155 188L154 187V189H153V191H152V189L151 190H148L149 188H153V187H150V186H152V184L150 185V184H148V185H150L149 186V188H148V185H147V182L149 181V179H150V175H154V173L155 172H153L154 170H152L153 168L151 167V170L149 171V169H150V167H149V169H147V168H145L144 167V170H148L150 173H148V171H147V173L149 174L148 175V181H147V179L145 178V180H143L144 182H145V184H143V185H145V188H147V192H149V191H151V192H153L154 194H152V193H150V194H152V197H154V200H153V198L152 197H150L152 200H141L142 198H139L138 196H136L137 195V193L139 192L138 190V192L136 191V189L137 188H135L136 187V185L135 184H138V185H140L139 183H135L134 185H135V187L133 186V182H132V180L130 179V177L134 174V169H133V167L131 166V164H130V161H132L133 160V165L135 164V160L136 159H134V158H136L137 157V155H135L133 158H132V156L134 155L133 153H135V152H130L131 151V149L132 148H135V146H136V143H139V140H140V142H142L143 143V140H148L147 139V137H146V139H143L144 137H142V136H140L139 134H137L138 136H140V137H142L141 139H139L138 138V136H137V138L135 137V139H133L134 137H132V139H130L131 137V133H130V138H128L127 136H126V125H129L128 123H124L123 121H125L126 120V118H130V117H124L123 119V123L121 122V124H120V122H119V125H122V127H119L117 124H116V122H115V116L113 115L114 113L116 114V111L114 112L113 111V109H114V106H113V104L112 103H115L114 101H112V100H114V98H115V96H116V99L117 98H121L122 96H130V99H131V95H132V97L133 96H135V98H134V101L132 100L131 101V103L133 102V103H136L137 101H139V100H141V99H139L138 100V98L136 97V96H139V98H140V95L142 96V99L144 100V96L146 95V100H144V101H146V103H147V101L150 99L148 96H149V93H150V96H151V99L153 98L154 100L153 101H155V99H156V97H157V99H156V102H159V101H161L160 103V105H159V103H158V105L156 104V102L154 103L152 100H151V102H149V103H152L150 106H152V108H153V104L155 105V106H158L157 107V110H156V112L158 113V110H161L160 108H161V106L163 107L162 109H165V111H169L170 110V108L172 107V104H170V103H168L166 100H164L163 101V98H164V96H166L167 97V95L168 94H172V91L170 90L171 89V87H172V81H171V72L169 71V69H170V67H171V64L170 63H168V60H167V50H166V42H167V37H168V34H169V32L167 31V30H169L170 32H171V30L170 29H176V31L178 32V35H179V42H180V46H181V49H182V56H183V62H184V66H185V68H186V73H187V83H188V86H190L189 87V93H190V98H191V103H192V107H193V113H194V118H193V121H195V122H193V121H189V119L188 120H185L184 122H183V124L179 127V130L175 133V131H174V133L171 135V138H173V139H169L168 140V142L169 143H173V145H172V148H171V151H173L172 153H170L169 155L170 156H172V157H168L169 158V160H170V163L169 164H171L172 165V163H173V165H174V162H172V161H175V159H176V162H175V166H177V168H178V172H179V170H183L184 169V167L186 166V164L188 163V157H190V158H192L196 163H197V165L203 170V176H204V184H205V186H206V190H207V193H208V197H209V201H210V204H211V207H212V219H213V226H214V229H215V235H216V246H215V249L219 252V254H220V257H221V264H264V210H262V209H264V207L261 205V203H263V198H262V200H260L259 199V202H258V200L257 201H255L254 202V200H248V199H246V198H243L241 195H240V193H239V189L240 188H243V190H244V192H250L249 191V189L251 188V187H253L254 186V184L257 182V180L256 179H254V178H252V176H250L251 175V170L252 169H256L257 170V168L255 167V166H257V163H259V162H255L256 163V165H253L252 163H254V161L252 162V163H250V164H252L254 167H252L251 168V166L252 165H250L249 166V169H248V166L247 165H244V163H240L241 161L239 160V159H233V160H235L234 162L231 160L230 162H233V163H231V164H233L234 166H238V170H237V168H234V166H232L230 163V166H226L225 164V166L223 165V166H220L219 164H217L219 167H220V169H219V167H218V169H219V173H221V176H220V178L219 177H217L216 175V173L217 172H215L214 171V173L216 174V175H213L212 173H213V168L215 169V166L216 165H211V163L212 162H210V161H213L214 159H215V157L217 156V157H219L220 158V155L219 154H217L216 156L214 155V154H212L211 152H209V151H211V150H209V149H206L207 148V145H208V143H207V141L208 140H206V137H205V130H206V127H207V122H205V124H204V122H203V120L202 119H204V118H202V117H204V115L202 116V114L201 113H203V111H201L200 112V108L199 107H201L200 106V99H197L198 98V92H197V90H196V87H197V85H195L196 84V81H195V78H194V75H195V77L197 78V75L193 72V70H194V68H193V66H191V65H194L193 63H192V56H191V52L193 51V49H191L193 46H191L192 45V43H191V41L188 39V36H189V32H191L192 30H193V32L192 33H190L191 35L190 36H192L193 34H195V35H197V34H199V28L197 27V28H194L193 29V27L191 28V26L193 25V26H195L196 27V25L194 24V23H192L191 24V18H188V17H190L191 15H192V10L194 9V6H195V3L197 2L196 0H190L191 2L189 3V5H187L186 7H185V2L183 1V0H181V1H179V0H172L171 1V4L173 5L172 6V10L173 11H170V9H169V7H167V4H166V2H165V0H136V1H134V0H132L133 2H131V4H132V6L133 7H137V10H139L140 9V11L138 12L137 10H134V11H137V13L139 14V15H144V16H142V18H140V16L138 17V14H137V17H134L133 16V14L134 15H136L135 13H133L132 11L133 10H131L130 8H132V6H130L131 4H129L130 3V1H127V0H124V1H122V0H117V3L116 4H119V2L120 1H122V2H120L121 4H119V6H118V8H121V10L123 11L124 10V8H127V6L129 5V9H130V12H132V13H130V14H132L131 16H133L134 18H131V16H130V14H129V18H131V19H133V21L134 20H136V19H138L137 21V23H136V25H135V27L138 25V23L140 22V23H143V22H145L146 23V25H144V27L143 28H140L139 26V28L137 27V29H135L133 26H134V24H135V21H134V23H133V21L131 20V19H127V18H125L126 20H129L128 21V23H129V25H130V23H131V25L130 26H132L134 29H135V31L134 32H136L137 33V31L136 30H138V33H141L142 32V30L140 31V29H143L145 32L142 34L143 36V42L141 41V39H140V41H139V38L138 39H134L135 37H131V34L133 33V30H131L132 31V33H131V31H130V33H129V29L131 28L130 26H127V27H129L127 30H128V32H127V30H126V28H125V25L126 24H128V23H126L124 26H122V24H124V22H126V21H123V18H124V16L126 17V15H124V16H122L123 14H125L126 12L124 11L123 12V14L121 15L123 18H121L120 17V15H119V17L122 19V21H123V23L121 24V26L122 27H124L125 28V30H126V33L125 34H123V32H125L124 30H122V29H124V28H120V26L118 27V28H120L121 29V31H123V32H121L120 31V29H119V31L123 34L122 35V37L125 35V37H126V35H127V37H128V39H127V41L125 40V42H127L128 43V41H129V43L131 42V38H132V40H135V41H139V42H141V43H139L138 41V43H137V45L139 46H136V44H134L133 42L131 43L132 45H135V46H132L131 44V46H129V43L127 44L128 45V47L129 48H131V47H135L134 49H135V52H134V49L133 48H131V49H133L132 50V52H134V53H136L137 55L138 54H140V53H142L143 52V54H141V55H139L140 57L138 58V56L137 55H135V54H133L132 52H130L131 51V49L130 50H128V52L129 53H131V55L129 56V54L127 53V49H129V48H127L126 49V44L125 43H123L124 45V49H126V50H123V52L125 51L126 53H122L121 51H119L118 49L117 50H115L114 48L112 49V50H115L114 52V54L115 55H118V56H120V52L123 54V56L122 57H124L125 58V56H127L126 57V59H128V56L129 57H131L132 55H133V58L131 59L130 58V63H128V62H126V61H128V60H126L125 61V59H124V61H123V59L121 60V56L120 57H118V58H120V60L121 61H123V63L124 62H126V63H128V64H126L127 66H125L126 67V69H125V67H124V69H123V67L121 66V62H120V60H118V58H116V56H115V58L114 59H117L118 60V62H117V60H114V59H112V56H109L110 54H108L107 53V57H106V59L103 57V48H102V46H101V42H100V40L98 39L99 37H96L94 40L92 39V38H89V40H91V41H89L88 40V38H86L85 40H87L85 43L84 42H82V41H80V42H82V44H80L79 43V41H78V38H79V40H80V35H79V37H77V35L78 34H80V32L78 33V29H79V27L77 28V25L76 24H78L77 23V19H78V21H82V22H80V27H82L81 26V23H82V25L83 24H89V23H93V18L95 19V18H97V17H99L98 15H99V5H100V3H101V1L102 0H77L76 2H75ZM185 1H187V0H185ZM218 2H220V7L222 8V9H224V8H228L227 6H231V4L230 3H233V2H231V1H234V3H238V2H242V4H244L246 1L248 2L249 0H238V1H236V0H225V1H223V0H217ZM221 1H223V2H221ZM81 3L80 5H79V3ZM123 2H127V3H124L123 5V9H122V3ZM246 2V3H247ZM70 3V4H69ZM77 3V5H74V4H76ZM162 3H164L166 6L164 7V4H162ZM181 3H184L183 4V6H184V8H182V5H181ZM229 3V4H228ZM250 3H252V5H253V7H252V5H247V4H244V5H247L248 7H249V11H248V9H246V12H244L245 14V16H248L247 17V19H252V20H256L257 18H261L263 21H264V15H262V14H264V0H253V2L250 0ZM72 4V5H71ZM121 5V6H120ZM135 5V6H134ZM223 5H225V6H223ZM71 6H73V7H71ZM83 6H91L92 8H93V10H94V14H93V17L90 19V20H84L83 18H82V16H80L81 15V8L83 7ZM117 6V5H116ZM116 6L114 7V10H116V12H119V14H121L120 13V9H119V11H117V9L118 8H116ZM177 6V7H176ZM79 8V10H80V12L78 11V8ZM174 7V8H173ZM191 7H193V8H191ZM71 10H70V9ZM77 9V10H75V9ZM185 8H188V11H186L187 9H185ZM253 8V9H252ZM256 10H255V9ZM74 9V10H73ZM109 9H111V8H109ZM109 9H108V11H109ZM136 9V8H135ZM167 9L171 12L170 14H169V11H167ZM72 11V12H70V11ZM141 10H143V11H141ZM184 10H185V12H184ZM254 10H255V13H253L254 12ZM111 11H112V9H111ZM121 11V12H122ZM126 11H128V10H126ZM194 11V10H193ZM251 11H252V13L255 15V16H258L256 19H253V16H251L252 14H251ZM258 11V12H257ZM74 12H76V13H74ZM77 12H79V14H78V16L76 15L77 14ZM115 11H113V13H114ZM115 12V13H116ZM143 12V13H142ZM192 12V13H191ZM114 13V14H115ZM142 13V14H141ZM169 15H168V14ZM257 13L259 14V15H257ZM68 14H70V15H68ZM73 14V15H72ZM109 14V13H108ZM118 14V13H117ZM117 14H115V16H117ZM189 14H190V16H189ZM247 14V15H246ZM250 14V15H249ZM110 15V14H109ZM111 15H112V13H111ZM174 15V16H173ZM185 15H186V17H185ZM115 16H114V18H115ZM171 16V17H170ZM188 16V17H187ZM249 16H250V18H249ZM255 16H254V18H255ZM261 16V17H260ZM262 16H263V18H262ZM72 17V18H71ZM78 17H80L82 20H79V18ZM113 17V16H112ZM127 17H128V15H127ZM145 17V18H144ZM193 17V16H192ZM252 17V18H251ZM77 18V19H76ZM108 18H109V16H108ZM118 18V17H117ZM185 18H186V20H185ZM187 18H188V20H190V21H188L187 22ZM113 19V18H112ZM111 18L109 19V22L112 20ZM116 19V18H115ZM115 19H114V21H115ZM121 19H117V21H120ZM143 19V20H142ZM145 19V20H144ZM180 19V20H179ZM139 20H141V21H139ZM150 20V21H149ZM168 20V21H167ZM113 21V20H112ZM121 21V22H122ZM143 21V22H142ZM165 21V22H164ZM154 22V23H153ZM185 22H187V24L189 25V23H190V27L188 26V25H186L185 24ZM193 22V21H192ZM114 22H112V24H113ZM140 23H139V25H140ZM165 23V24H164ZM181 23V24H180ZM253 23V22H252ZM251 23V24H252ZM111 24V25H112ZM115 24H116V21H115ZM115 24H113V25H115ZM118 24H119V22H118ZM148 24V25H147ZM152 24H153V26H152ZM76 25V26H75ZM79 25V24H78ZM165 25H168V26H171L170 28L168 27V26H165ZM108 26H110L109 25V23H108ZM116 26H117V24H116ZM115 26V27H116ZM141 26V25H140ZM147 28H146V27ZM188 28H187V27ZM111 27V26H110ZM113 27V26H112ZM112 27L110 28V29H112ZM142 27V26H141ZM165 28V32L167 31L168 33H166V36H165V33H164V31H163V29ZM181 27H182V30H181ZM263 27H264V24H263ZM73 28H75V29H73ZM109 28V27H108ZM146 28V29H145ZM191 28V29H190ZM81 29V28H80ZM80 29H79V31H80ZM148 29V30H147ZM191 30V31H186V30ZM72 30H74V32L72 31ZM77 30V31H76ZM114 29H112L109 33H111L112 31H113ZM116 30H117V27H116ZM140 31V32H139ZM182 31V32H181ZM76 32V33H75ZM114 32V31H113ZM116 32V34L114 33V35L111 33V35H113V36H115V35H117V31H115ZM119 32V33H120ZM118 33V34H119ZM120 33V34H121ZM129 33V34H128ZM152 33H155V35H153ZM183 33V34H182ZM135 34V33H134ZM140 34V35H141ZM162 34H163V37H162ZM188 34V35H187ZM73 35V36H72ZM130 35V36H129ZM138 36H139V34H137ZM136 35V36H137ZM76 36V37H75ZM120 37H121V35H119ZM119 36H115V41L116 40H118V39H116V37H119ZM134 36V35H133ZM153 36H155V38L153 37ZM158 38H157V37ZM159 36H160V38H161V40H160V38H159ZM183 36V37H182ZM74 37H75V40H74ZM124 37V38H125ZM129 37H130V39H129ZM141 37V38H142ZM152 37H153V39H152ZM193 37V36H192ZM192 37L190 38V39H192ZM73 38V39H72ZM124 38H121L120 39V42H121V40H122V42H124ZM137 38V37H136ZM98 39V40H97ZM144 39L146 40V42L144 41ZM156 39L158 40L157 41V43L155 44V42H156ZM72 40H74L75 41V43H74V41H72ZM111 40H112V37H111ZM153 40V41H152ZM89 41V42H88ZM155 41V42H154ZM161 42V43H159L158 44V42ZM122 42H121V44H122ZM151 42H152V45H151ZM190 42V43H189ZM73 43L75 44V45H73ZM78 43V44H77ZM112 43H115V44H112ZM117 43H118V41H117ZM142 43H146L145 45L147 46H145V45H142L141 46V44ZM194 43V42H193ZM93 44H96V46L95 47H92V45ZM120 43H118L117 45H119ZM155 44V45H154ZM191 44V45H190ZM114 46L115 48H117L116 47V42H111V46ZM194 45V44H193ZM75 46V47H74ZM120 47H121V45H120ZM119 46H118V48H120ZM140 48V50L142 49V51H137L136 52V50H138V48ZM78 49V51H77V49ZM147 48V49H146ZM194 49H195V45H194V47H193ZM123 49V48H122ZM145 49H146V52H145ZM149 49V50H148ZM190 49H191V51H190ZM111 50V51H112ZM148 50V51H147ZM161 50V51H160ZM110 51V52H111ZM186 51V52H185ZM140 52V53H139ZM145 52V53H144ZM79 53H81V54H79ZM112 53V52H111ZM148 53H149V55H148ZM193 53V52H192ZM124 54H125V56H124ZM164 54V55H163ZM75 55V56H74ZM112 55H113V53H112ZM163 55V56H162ZM185 55H187V58H186V56ZM71 56H72V58H71ZM73 56H74V58H73ZM83 56H85V58H86V60L83 62L82 60H81V58L83 57ZM79 57V58H78ZM135 57H137L138 59L136 60L135 59ZM147 57H148V59H147ZM77 58H78V60H77ZM151 58H152V60H151ZM162 58L164 59V60H162ZM193 58H194V55H193ZM106 61H105V60ZM133 59H135V60H133ZM156 59V60H155ZM73 60V61H72ZM75 60V61H74ZM110 60V61H109ZM132 60H133V62H132ZM146 60V61H145ZM158 60V61H157ZM108 61V62H107ZM116 62V63H114V62ZM137 61V62H136ZM188 61V62H187ZM70 62V63H71ZM73 62H75V63H73ZM83 62V64H81ZM109 62H112V69L113 70H116L117 71V73L119 72V78H117V79H115L114 77H116L115 75H112V77L114 78V80L113 79H111L110 77H108V73H110V72H107V70H106V63H107V67H108V65H110V63ZM131 62L133 63L132 65H131ZM164 62V63H163ZM195 62V61H194ZM78 63V64H77ZM160 63V64H159ZM188 63V64H187ZM79 64H80V67H79ZM167 64H168V66H167ZM74 65V66H73ZM77 65V66H76ZM82 65V66H81ZM99 65H100V67H99ZM123 65H125V64H123ZM128 65H131L132 67H130V66H128ZM134 65V66H133ZM163 65H164V67H163ZM165 65L167 66V67H165ZM189 65V66H188ZM96 66L98 67V68H96ZM76 69H75V68ZM161 67V68H160ZM163 67V68H162ZM168 67H169V69H168ZM188 67H189V69H188ZM190 67H191V69H190ZM70 68H72L73 70H72V72H73V74H77V76H75V75H73V74H69L70 72H71V69ZM111 68V67H110ZM110 68H109V71H111L110 70ZM166 68V69H165ZM192 68H193V70H192ZM66 69V70H65ZM75 69V70H74ZM88 69V70H89ZM98 69V70H97ZM100 69V70H99ZM160 69H162L161 71H160ZM113 70H112V72H113ZM190 70V71H189ZM67 73H66V72ZM167 71H169V72H167ZM69 72V73H68ZM71 72V73H72ZM75 72V73H74ZM88 72V71H87ZM97 72H98V74H97ZM163 72V73H162ZM67 75H66V74ZM114 73V72H113ZM116 73V72H115ZM168 73H170V75L168 74ZM97 75V77L101 74L102 75V77H101V75L97 78L96 77V75ZM190 74H191V76H190ZM65 75H66V77L67 78H69L71 75H72V77H70L69 79H67L66 81H65ZM79 75V76H78ZM111 75V74H110ZM165 76V77H164ZM169 76V77H168ZM75 77V78H74ZM80 79H79V78ZM82 77H83V75H82ZM88 77H90V78H88ZM97 78L98 80L96 81L95 79V81H93L92 79L93 78ZM102 79H101V78ZM160 77V78H159ZM168 77V78H167ZM78 78V79H77ZM191 78V79H190ZM71 79H73L72 81H71ZM77 79V80H76ZM101 79V80H100ZM161 79H167L166 81H164V82H160L159 80H161ZM71 81V82H73V85L71 84V82H70V87H72L73 89L72 90H75L74 91V93H73V91L71 90V88L70 87H68L69 86V84H68V82L67 81ZM85 80V79H84ZM87 80L90 82V80H92L90 83L88 82L87 83ZM163 80H161V81H163ZM168 80H170V81H168ZM191 80V81H190ZM194 82H193V81ZM77 81H78V84H77ZM158 82H160V83H158ZM169 82L171 83V87L169 88L168 86H169ZM65 83L66 84H68V85H65ZM163 83V84H162ZM191 83H192V85H191ZM194 83V84H193ZM79 85V88L81 89V90H79V88H76V87H78L77 85ZM83 84V85H84ZM160 84V85H159ZM165 84V85H164ZM72 85V86H71ZM81 85V86H80ZM194 85V86H193ZM67 86V87H66ZM85 86V85H84ZM89 86V87H90ZM156 87V89H155V91L157 92H155L154 91V89H153V91L154 92H151L152 91V87ZM157 86H159L160 87V89H157ZM192 86V87H191ZM87 88H88V86H86ZM154 87V88H155ZM165 87H166V89H169V90H166L165 89ZM75 88V89H74ZM151 88V89H150ZM66 89H64V91L66 90ZM70 89V90H69ZM77 89L80 91V95H78V92H77ZM86 88H84V90H85ZM151 91H150V90ZM195 89V90H194ZM87 90H89V89H87ZM164 90V91H163ZM192 90H193V92H194V94H193V92H192ZM70 91H72V93L70 92ZM149 92V93H147L146 94V92ZM171 91V92H170ZM87 93H88V91H86ZM90 92V91H89ZM91 92H93V91H91ZM90 92V93H91ZM161 92V93H160ZM165 92H168V93H165ZM170 92V93H169ZM94 94V93H93ZM143 94H145L144 96H143ZM158 95V96H157ZM196 95V96H195ZM86 96V97H85ZM156 96V97H155ZM160 96V97H159ZM89 97H91V95L89 96ZM88 97V98H89ZM127 97H126V100H127ZM166 97H165V99H166ZM171 96L169 95V98H170ZM86 98V99H85ZM112 98V99H111ZM123 98V97H122ZM158 98L159 99H161L162 98V100H159L158 101ZM168 98V97H167ZM172 98V97H171ZM75 99V100H74ZM83 99H85V101L83 100ZM107 99V100H106ZM125 98H123V100H124ZM128 99H129V97H128ZM80 101L79 103L81 104V106H80V104L78 103L77 105H79V106H77L76 105V102H78V101ZM82 100V101H81ZM86 100L88 101V102H86ZM118 100V99H117ZM117 100H115L116 102H117ZM121 100V99H120ZM137 100V101H136ZM104 101L102 102V101H100V104H101V102L102 103H104ZM125 101V100H124ZM144 101H141L142 103H144ZM150 101V100H149ZM169 101H171V100H169ZM198 101H199V103H198ZM75 102V103H74ZM82 102L84 103V104H82ZM95 102V101H94ZM140 101L138 102V105H139V103H141ZM166 102V103H165ZM89 103H91V104H89ZM93 103V104H92ZM119 103V105H120V101L118 102ZM118 103H116V104H118ZM122 103V102H121ZM126 103H128V106L126 107ZM133 103L132 104H130V102H128V100L127 101H125V102H123L122 103V105H125L124 106V108H128L129 107V105H130V107L129 108H131L132 107V109H130V110H136V108H140L138 105H135L136 106V108L134 107V105H133ZM146 103H144V104H142L141 105V109H143L142 108V106L143 107H145V108H148V107H150L149 105H148V107H147V105H146ZM148 103V104H149ZM169 105H171V107H169L167 110H166V107L168 106V104ZM196 103V104H195ZM76 106H75V105ZM95 104H98V102L96 101V103ZM100 104H98V105H100ZM105 104L104 105H102L103 107L105 106ZM116 104H115V106H116ZM137 104V103H136ZM132 105V106H131ZM146 105V106H145ZM167 105V106H166ZM198 105V106H197ZM95 106V105H94ZM94 106H92V107H94ZM112 106V107H111ZM155 106H154V109H156L155 108ZM159 106H160V108H159ZM85 108V113H84V116L82 117V115H83V111H84V108ZM98 108H101V107H99V106H97ZM102 107V108H103ZM122 107V106H121ZM165 107V108H164ZM83 108V109H82ZM87 108H88V110H89V112H88V110H87ZM116 108H117V106H116ZM129 108L126 110V113H124V112H122L124 115H126L127 114V111L129 112L130 110H129ZM133 108H135V109H133ZM144 108V110L146 111V109ZM76 109H75V111H76ZM94 109V108H93ZM107 109H108V111H107ZM120 109H122V111H124V109L123 108H120ZM141 109H140V111H141ZM197 109V110H196ZM202 109V108H201ZM83 110V111H82ZM96 110V109H95ZM101 110V111H102ZM143 110V111H144ZM153 110V109H152ZM76 111V112H77ZM97 111V110H96ZM100 111V110H99ZM117 111H118V108H117ZM137 111H139V109L137 110ZM143 111H141L142 112V116H144V113H143ZM144 111V112H145ZM162 111V110H161ZM164 111V110H163ZM164 111V112H165ZM88 114H87V113ZM91 112H93V113H91ZM98 112V111H97ZM106 112H105V115H106ZM114 112V113H113ZM120 112H121V110H120ZM147 112H151V109L149 108L148 110H147ZM153 112H155V110L154 111H152V113ZM160 112V111H159ZM101 113H103V112H101ZM113 113V114H112ZM131 113L132 114H134V118H133V120L131 119L130 121H133L132 123H135V124H137L136 122H139V121H142V122H144V119L147 117V119H145V122H147V120H148V122H149V118H150V122H152L151 121V118H152V120H153V118L155 117H153V115L155 114H151V116H149V115H147V113L145 114L146 116H144V118L143 119H141V120H138V118H136L135 117V112L133 113L132 111H131ZM139 114H140V112H138ZM138 113H137V115H138ZM86 114V115H85ZM91 114V115H90ZM99 113H97V115H98ZM122 114V115H123ZM130 114V113H129ZM128 114V115H129ZM160 114H163V113H160ZM197 114H198V116H197ZM88 115V116H87ZM93 115V116H92ZM102 115V114H101ZM100 115V116H101ZM103 115H104V113H103ZM117 115H118V112H117ZM116 115V116H117ZM121 115V116H122ZM141 115H140V117H141ZM156 115V114H155ZM159 115V114H158ZM86 116V117H85ZM90 116H92V117H90ZM99 116V117H100ZM127 116V115H126ZM133 116V115H132ZM131 116V117H132ZM149 116V117H148ZM202 116V117H201ZM89 117V118H88ZM101 117H103V116H101ZM123 117V116H122ZM197 117H198V119H197ZM77 118L79 119L78 121H77ZM91 118V119H90ZM114 118V119H113ZM117 118H120V116L119 117H117ZM157 118V117H156ZM155 118V119H156ZM103 119V118H102ZM122 119V118H121ZM195 119V120H194ZM83 120V121H82ZM85 120V121H84ZM86 120H88V122L86 121ZM91 120L93 121L92 123H91ZM104 120V119H103ZM102 120V121H103ZM136 120H138V121H136ZM157 120V119H156ZM205 120V119H204ZM74 121V122H73ZM106 121V120H105ZM155 121V120H154ZM77 122V123H76ZM86 122V123H85ZM96 122V123H97ZM128 122V121H127ZM145 122H144V124H140V122H139V124H140V128H141V125L143 126L142 128L143 129H141L140 131H142L143 130V132L145 131L144 129H146L145 127H146V124H145ZM157 122V121H156ZM195 123V126H194V128H192L193 127V123ZM200 122V123H199ZM88 123L90 124V126L88 125ZM100 123V122H99ZM102 123V122H101ZM115 123V124H114ZM190 123H191V125H190ZM204 124V127H203V124ZM135 124H134V126L133 127H135ZM149 124V123H148ZM154 124V123H153ZM186 124V125H185ZM85 125H87L88 126V128L87 129H89V127H90V131H92V133L91 132H89L88 131V134L86 135L85 134V132H87L86 130H85ZM92 125V126H91ZM102 125V126H101ZM109 125L111 126L110 128H112V129H110V128H107V127H109ZM130 125H131V123H130ZM133 125V124H132ZM156 125V124H155ZM201 125V126H200ZM84 126V127H83ZM116 126H118V127H116ZM150 126H151V124H150ZM105 127L107 128V129H110L109 130V132H110V135L111 136H109V133H108V131L105 129ZM128 127H130V126H128ZM132 127V126H131ZM148 127V126H147ZM152 127H154V125L152 126ZM151 127V128H152ZM185 127H187V128H185ZM83 128H84V131H83ZM93 128H95L94 130H93ZM117 128V129H116ZM119 128H121V129H119ZM137 129L136 130H139L138 129V125H137V127H136ZM151 128H147L146 130L148 131V129H150V130H152ZM191 128H192V130H191ZM104 129L106 130L105 132H107L106 133V135H108L109 136V138H108V136H101V135H104L103 133H105V132H103L104 131ZM123 130L124 129V138L126 137V139H124L123 138V136H122V134L119 132V130ZM97 130V129H96ZM117 130V131H116ZM129 130V129H128ZM127 130V131H128ZM155 130V129H154ZM133 131V130H132ZM139 131V132H140ZM153 131V130H152ZM202 131V132H201ZM117 132H119V133H117ZM130 132H131V130H130ZM134 132H135V129H134ZM146 132V131H145ZM145 132H144V134H145ZM157 132V131H156ZM82 133H83V135H85L84 137L85 138H83V140H85V141H81L80 139H79V137L77 136V135H79V136H82ZM113 133V134H112ZM147 133V132H146ZM180 133H181V135H180ZM193 133H195L196 134V137H199V138H197V141H198V143H199V146H200V155H201V157H202V159L200 160L199 158H198V156L196 155V153L195 152H193L192 150H190V148H189V146H187L186 144L187 143H189L188 142V139L190 138V136L193 134ZM202 133V134H201ZM128 134V133H127ZM133 134V133H132ZM143 133H142V135H144ZM150 134V133H149ZM153 134H154V131H153ZM183 134V135H182ZM204 134V135H203ZM100 135V136H99ZM118 135H119V137H118ZM120 135H121V137H120ZM134 135V134H133ZM148 134H146V136H147ZM115 136V137H114ZM134 136H136V134L134 135ZM150 136V135H149ZM182 137V140H181V137ZM184 136V137H183ZM186 136V137H185ZM187 136H189L188 137V139H187ZM202 136V137H201ZM83 137V136H82ZM102 137V138H101ZM177 137H180V139L179 138H177ZM202 139H201V138ZM209 137V136H208ZM76 140H75V139ZM87 138V139H86ZM119 138V139H118ZM122 138V139H121ZM174 138H176V139H174ZM184 138V139H183ZM70 139V140H69ZM77 139H78V141H77ZM92 139V140H91ZM94 139V140H93ZM99 141H98V140ZM106 139V140H105ZM119 141H118V140ZM124 139V140H123ZM186 139V140H185ZM208 139V138H207ZM80 140V141H79ZM88 140V141H87ZM114 140H116V141H114ZM120 140H122L123 141V143L124 144H122V145H124V146H122L121 145V143H122V141H120ZM129 140H131L130 142H134L135 140L136 141H138V142H134L135 144H133V142H132V144H133V146L134 147H130V146H128L127 144H126V142H128ZM150 140H151V142H152V140L153 141H156L157 139H152L151 137H149V142H150ZM125 141V142H124ZM148 141L146 142V143H148ZM172 141V142H171ZM176 141V142H175ZM182 141H184V142H182ZM185 141H186V143H185ZM206 141V142H205ZM85 142V143H84ZM103 142L105 143L104 145H103ZM117 142V143H116ZM118 142H119V145H121V146H119L118 145ZM167 142V143H168ZM176 143V145H175V143ZM180 144H179V143ZM202 142V143H201ZM205 142V143H204ZM98 143V144H97ZM169 143H168V146H169ZM178 143V144H177ZM207 143V144H206ZM78 144H80V143H78ZM100 144V145H99ZM126 144V145H125ZM131 144V145H132ZM141 144V143H140ZM140 144H137V145H139L140 146V148H142V146L140 145ZM149 144V143H148ZM205 144V145H204ZM81 145V144H80ZM79 145V146H80ZM95 145V146H96ZM144 145V144H143ZM145 145H147V144H145ZM183 145V146H182ZM191 145V144H190ZM209 145H210V143H209ZM209 145H208V148H209ZM78 146V147H79ZM90 146V145H89ZM88 146V147H89ZM139 146H136V148H138ZM167 146V147H168ZM97 147V146H96ZM116 147V148H115ZM145 147V146H144ZM169 147H171V146H169ZM168 147V149L170 150V148ZM98 148V147H97ZM135 148V150L134 151H139L138 149H136ZM165 148V147H164ZM186 148V149H185ZM73 149V150H72ZM70 151H68L67 153H68V155H70L69 153H71V155L70 156H72V153L74 152V154H75V150L74 149H76V147L74 148H72ZM153 148H151V150H152ZM167 149V148H166ZM192 149V148H191ZM206 149V150H205ZM149 149H146V151H148ZM169 150H165L166 152H170ZM205 150V151H204ZM209 150V151H208ZM215 150V149H214ZM73 151V152H72ZM97 151V150H96ZM99 151H100V149H99ZM145 151V150H144ZM156 151V150H155ZM163 151V150H162ZM216 151L217 150H215V152H213V153H215L216 154ZM98 152V151H97ZM114 152V153H113ZM140 152L143 154V148L140 150ZM152 152V151H151ZM207 152V153H206ZM218 152V151H217ZM113 153V154H112ZM137 153V152H136ZM135 153V154H136ZM139 153V152H138ZM145 153V152H144ZM149 153V152H148ZM157 153V152H156ZM195 153V154H194ZM208 153H210V154H208ZM219 153V152H218ZM73 154V155H74ZM141 154V155H142ZM146 154V153H145ZM164 154H165V152H164ZM167 154V153H166ZM171 154H173V155H171ZM140 155V154H139ZM148 155V154H147ZM146 155V156H147ZM168 155V154H167ZM206 155V156H205ZM210 155H212V157H213V155H214V159L212 160V157L210 156ZM145 156V158H147ZM148 156H150V155H148ZM153 156H155L154 154H153ZM161 156H162V154H161ZM160 156V157H161ZM165 156V155H164ZM141 157H143V156H141ZM200 157V156H199ZM73 158V159H72ZM139 158H140V156H139ZM145 158L143 159V163H145ZM167 158V157H166ZM167 158V159H168ZM174 158V159H173ZM211 158V159H210ZM160 159V158H159ZM165 159V158H164ZM207 159V160H206ZM223 159V158H222ZM221 159V160H222ZM98 160H99V162H103L102 164L100 163V165H98L99 164V162H98ZM147 160H148V158H147ZM160 160H162V159H160ZM217 161L219 160L218 158L216 159ZM216 160H215V162H213V163H216ZM220 160V161H221ZM261 160H263V159H261ZM83 161V160H82ZM150 161V160H149ZM153 161H154V159H153ZM157 161V160H156ZM155 161V162H156ZM166 161V160H165ZM208 161V162H207ZM237 161H238V163H237ZM96 162V163H95ZM116 162V163H115ZM136 162H137V164H138V162H140V160L139 161H137L136 160ZM162 162V161H161ZM172 162V163H171ZM219 162V161H218ZM80 163H83V162H80ZM98 163V164H97ZM111 163V164H110ZM114 163V164H113ZM157 163V162H156ZM163 163V162H162ZM161 163V164H162ZM209 163V164H208ZM212 163V164H213ZM223 163H225L224 161H223ZM237 163V165H235ZM241 165H240V164ZM254 163V164H255ZM77 164V165H76ZM113 164V165H112ZM137 164H135V165H137ZM140 164V163H139ZM137 165V168L138 167H140L141 165ZM142 164V163H141ZM148 164V163H147ZM152 164V163H151ZM160 164V163H159ZM159 164H157V165H159ZM164 164V163H163ZM162 164V165H163ZM165 164H167V162H165ZM164 164V165H165ZM240 166H239V165ZM93 165V166H92ZM98 165V167H97V170H95L96 169V166ZM134 165V167H136ZM154 165V163L152 164V166ZM170 165V166H171ZM172 165V166H173ZM222 165V164H221ZM259 166H260V164H258ZM78 166V167H77ZM109 166V167H108ZM111 166H112V168H111ZM145 166V165H144ZM149 166V165H148ZM167 166H168V164H167ZM166 166V167H167ZM172 166L170 167V168H168V169H175L176 167L175 166H173V168H172ZM247 166V167H246ZM84 167H86V168H84ZM103 167H104V169H103ZM107 167V169L105 170V168ZM161 167V166H160ZM164 167V166H163ZM175 167V168H174ZM244 167H246V168H244ZM80 168V169H79ZM101 168V167H100ZM108 168H111V169H108ZM155 168H156V166H155ZM165 168V167H164ZM177 168H176V170H173V171H177ZM81 169H83L82 171L84 172H82L81 171ZM100 171H99V170ZM138 169H140V168H138ZM217 169V168H216ZM215 169V170H216ZM89 172L88 173V175H85L86 174V172L87 171ZM106 171V173H107V170L109 171V173H107L108 174V176L106 175V173H105V171ZM142 170V169H141ZM144 170H143V172H144ZM163 170V169H162ZM167 170V169H166ZM171 170H170V172H171ZM248 170H249V172H248ZM82 172V174H81V172ZM96 171H97V173H96ZM157 171V170H156ZM173 171L171 172V174L173 173ZM236 171V172H235ZM240 171L242 172V174L240 173ZM247 171V172H246ZM263 171V170H262ZM99 172V173H98ZM137 172V171H136ZM138 172H140L139 170H138ZM142 172V171H141ZM159 172V171H158ZM164 172H166V171H164ZM163 172V173H164ZM169 172V171H168ZM169 172V173H170ZM209 172V173H208ZM223 172V173H222ZM93 173V174H92ZM102 174V178H99L98 179V177H97V174ZM168 173V174H169ZM211 173V174H210ZM218 173V174H219ZM250 173V174H249ZM91 174V175H90ZM105 174V175H104ZM111 174H118L119 176H120V178H121V181H122V184H121V186H120V188L119 189H117V190H114V191H112L111 189H110V187H109V177H110V175ZM139 174V173H138ZM161 174V175H160ZM160 174H156V176L158 177V175H160V178H164V177H161L163 174L162 173H160ZM167 174V173H166ZM174 174V173H173ZM172 174V175H173ZM94 175H95V177H94ZM144 175H145V173H143L141 176H140V174L138 175V176H140V177H138L139 179H142V177H144ZM147 175V174H146ZM153 175L151 176V179L153 178L154 179V177H153ZM170 175V174H169ZM243 175H245V176H243ZM92 176V177H91ZM99 176V175H98ZM106 176V177H105ZM164 176H165V174H164ZM168 176V175H167ZM171 176V175H170ZM178 176V175H177ZM248 176H249V178H248ZM97 177V178H96ZM99 177H101V175L99 176ZM136 177H137V174H136ZM212 177V178H211ZM245 177V178H244ZM259 177V176H258ZM262 176H260L259 178H261ZM91 178H94V179H91ZM95 178H96V180H95ZM103 178H106V179H103ZM137 178V179H138ZM156 178V177H155ZM159 178V177H158ZM157 178V179H158ZM159 178V179H160ZM177 178V177H176ZM209 178H211V179H209ZM215 178H217V179H215ZM219 178V179H218ZM101 179H102V181H101ZM151 179H150V182H151ZM152 179V180H153ZM215 179V180H214ZM248 179V182L246 181ZM258 179V178H257ZM106 180V184H105V181ZM156 180V179H155ZM154 180V183H153V185L154 184H156V181ZM163 180V179H162ZM178 180V179H177ZM224 180V182H222ZM98 181L101 183H98ZM137 181H139V180H137ZM140 181H142V180H140ZM143 181H142V183H143ZM147 181V182H146ZM163 181H167V179H165L164 178V180ZM211 181V182H210ZM216 181V182H215ZM253 181V182H252ZM92 182V183H93ZM153 182V181H152ZM151 182V183H152ZM160 182H162V181H160ZM215 182V183H214ZM217 182H219L220 184H221V182H222V184H221V186H220V184H219V189H221L222 191H220V192H222V194L223 195H225V196H223V198H224V201L226 200V202H224V205L223 206H220L219 204H218V201L220 200V192L219 191H216L217 189H218V187L215 185ZM149 183V182H148ZM246 183V184H245ZM249 184V186H248V184ZM104 184L106 185V186H104ZM161 184V183H160ZM166 184V183H165ZM137 185V186H138ZM142 185V186H143ZM167 185V184H166ZM211 185H212V187H211ZM93 186H94V184H93ZM147 186V187H146ZM172 186V185H171ZM225 186V187H224ZM95 187H96V185H95ZM104 187V188H103ZM141 186H139L138 188H140ZM159 187V186H158ZM161 187V186H160ZM165 187V186H164ZM217 187V189H214V188H216ZM224 188V189H222V188ZM249 189H248V188ZM106 188V189H105ZM135 188V189H134ZM145 188H143V189H145ZM167 188H171V187H167ZM226 188V189H225ZM96 189V191H97V188H95ZM142 188H140V192H141V190L142 191H144ZM160 189H162V187L161 188H159V189H157V190H159L160 191ZM164 189V188H163ZM166 189V188H165ZM172 189V188H171ZM172 189V190H173ZM214 189V190H213ZM107 190H108V192H107ZM214 191V193H213V191ZM251 190V189H250ZM146 191V190H145ZM144 191V194L146 193ZM158 191V192H159ZM167 191V190H166ZM216 191V192H215ZM223 191H225V192H223ZM226 191H229V193H227L226 194ZM161 192V191H160ZM220 194H219V193ZM230 192H232V194L230 193ZM103 193V194H102ZM165 193V192H164ZM167 193V192H166ZM171 193V194H172ZM219 195H218V194ZM138 194H140V193H138ZM235 194V195H234ZM109 195V196H108ZM142 195H143V193H142ZM141 195V196H142ZM149 195V194H148ZM160 195H162V194H160ZM228 196V203H227V196ZM108 196V197H107ZM159 196V195H158ZM167 196H169L168 195V193H167ZM166 196V197H167ZM230 196V197H229ZM137 197L140 199V200H137ZM144 197H145V195H144ZM146 197L148 198V196L146 195ZM172 197V196H171ZM232 197V198H231ZM161 198H163V197H161ZM161 198L159 199V200H161ZM168 198V197H167ZM219 198V199H218ZM144 199V198H143ZM158 199V198H157ZM168 199H170V196H169V198ZM163 200V199H162ZM229 200H231V202L233 203V202H235V205H234V203H233V205H231V202H229ZM164 201V200H163ZM172 202V200H168V202ZM174 201H175V199H174ZM173 201V202H174ZM261 201V202H260ZM215 202V203H214ZM178 203V204H177ZM227 205H226V204ZM241 203H243L242 205H241ZM257 203H260V204H258L257 205ZM215 204H217V205H215ZM264 204V203H263ZM170 205H171V203H170ZM238 205V206H237ZM135 206V207H134ZM219 206V207H218ZM228 206V207H227ZM136 207H138L139 209H143V208H147V210L146 209H144L143 211L141 210V211H136L135 209H137ZM173 207H175L176 208V211H175V209H173ZM215 207L217 208L216 210H215ZM154 208V209H153ZM159 208V209H158ZM185 208V209H184ZM156 209H157V211H156ZM173 211H175V212H177L178 214V216H172L170 213L168 214V212H171V213H175V212H173ZM146 210V211H145ZM154 210V211H153ZM228 211V212H227ZM141 212H143L142 214H139V213H141ZM146 212V213H145ZM152 212H154L153 214H152ZM187 212V213H186ZM216 212H217V214L219 215H217L216 214ZM227 212V213H226ZM155 213H157L158 214V216L160 215V216H163V217H165L164 218V220H166V221H163V218H159L158 219V216H156L155 217ZM161 213V214H160ZM180 213V214H179ZM224 213H225V215H227V216H225L224 215ZM230 213V214H229ZM147 214V215H146ZM153 215L152 216V218L154 217V219L156 218V220H152L151 219V216L150 215ZM221 214H223V215H221ZM237 216H236V215ZM145 215V216H144ZM175 215H176V213H175ZM221 215V216H220ZM143 216V217H142ZM224 217V220L226 219V218H228L229 217V221L226 219L225 221H227L226 223L225 222H223L224 220L223 219H221V217ZM230 216H231V218L232 219H230ZM142 218L141 220H143V218H145L146 217V222H149L148 223V227L149 228H151L152 226H154V225H156V223L158 224L157 225V227H154V228H156V229H160L161 227H159V225H162V224H160L161 222L162 223H165V225H162V227H165V229H166V231H167V228H166V226H167V223L168 224H170V225H168V226H171V224H173V225H175V226H172L173 227V229L175 230V234H173L175 237H173L172 239H171V237H169L170 239H167L166 241L164 240V239H166L165 237H167V236H165L163 239L161 238V237H163V236H161V233L160 232H158V231H156V229H155V231H156V233H155V231L153 232L152 230V233H151V231H150V234H146L147 235V237L149 238H147L146 237V235L144 236L142 233H143V231L141 230L142 228H144V227H141L139 224H136V223H140L138 220L136 221V219L137 218ZM167 217H169V220H168V218ZM173 217H174V219H173ZM235 217L237 218V219H235ZM147 218H150L151 220H148ZM185 218V219H184ZM218 218V219H217ZM241 218V219H240ZM247 218V219H246ZM171 219H172V221H171ZM176 219V220H175ZM148 220V221H147ZM157 220H159V222L157 221ZM162 220V221H161ZM223 220V221H222ZM238 221L239 222V224H240V226L238 225V223L236 222V221ZM153 221V222H152ZM218 221V222H217ZM234 223H233V222ZM242 221V222H241ZM136 222V223H135ZM143 222V221H142ZM141 222V223H142ZM146 222H143V224H144V226L146 225L147 226V224H146ZM181 222V224H177V223H180ZM185 222V223H184ZM237 224H236V223ZM140 223V224H141ZM241 223H243V226L244 227H242V228H240V230H239V227H241L242 226V224ZM152 224H154V225H152ZM219 224V225H218ZM224 224V225H223ZM228 225V227L227 226H225V225ZM230 224H232V225H230ZM237 225V227H238V229H237V227H236V230H235V227H232L233 225ZM142 225V224H141ZM189 225V224H188ZM191 225H193V224H191ZM139 226V227H138ZM145 226V227H146ZM151 226V227H150ZM195 226V225H194ZM230 226V227H229ZM147 228V227H146ZM192 228V227H191ZM230 228V229H229ZM195 229V228H194ZM233 229V230H232ZM161 230L163 231V229L161 228ZM146 231V230H145ZM144 231V233H146ZM148 231H149V229H148ZM160 231V230H159ZM190 231H192L187 237H186V240H185V242H183L184 244L183 245H185V246H183V248H181L182 246H180V248L182 249L181 251H183V252H186L187 254H189V257L190 258H194V255H195V252L194 251H196L197 249L195 248V249H193L192 250V252H189V251H186V249H185V247H188V246H191V245H194L195 243H191L190 241H192V240H194L195 242H196V247H198V248H200V250H202V248H203V246L204 245H202V248L199 246V245H201L202 243L198 240V237H197V234L196 233H193L195 230H193V229H190ZM232 231V232H231ZM140 232V233H139ZM142 232V233H141ZM164 232V231H163ZM177 232V233H176ZM139 233V234H138ZM165 234V233H164ZM192 234V235H191ZM158 235H160L159 237L161 238V240L159 239V238H157L158 237ZM227 235V236H226ZM144 236V237H143ZM156 238V239H155ZM196 240H195V239ZM231 238V239H230ZM155 239L156 241L159 239V241H157V243H155V240H154V242L152 243V241ZM148 240H151V244L153 245L154 243H155V245L156 244H158V246H157V248H156V250L158 249V247L159 248H161L162 246L164 247L165 245H166V247H164V249H163V252H164V250H165V253H163V252H161L160 251V249H158L157 250V253L158 252H160V254L161 253H163V254H166V255H159L158 254V256H162L163 258L161 259V258H158L157 257V259H156V261H155V259H152V256H153V254H157L154 250H155V247L154 246H152V245H150V243H149V241ZM163 241V242H162ZM193 241V242H194ZM188 242V243H187ZM228 242H230V243H228ZM174 245H173V244ZM186 243V244H185ZM198 243V244H197ZM169 246H168V245ZM170 245H171V248H169L170 247ZM188 245V246H187ZM177 246V245H176ZM179 246V245H178ZM178 246H177V250H180V248L178 249ZM168 247V250H167V252H166V249L165 248H167ZM223 247V248H222ZM176 248V247H175ZM171 250V254H170V250ZM222 249H224L223 251L224 252H222ZM204 251H205V253H206V257L207 258H209L211 255H212V251H213V249H212V247L211 246H204V249H203ZM208 251V252H207ZM178 253H176V250H175V253L176 254H174L175 256H173V257H175V259L176 258H178L179 259V263L181 264L182 262H181V260H183L182 258H181V260H180V258L179 257H182V255H184L183 257L185 258V257H188L187 256V254L186 253H183L182 252V255H180V256H178V254H180L181 252H179V251H177ZM223 253H224V255H223ZM191 254V255H190ZM208 254H209V256H208ZM147 256V257H146ZM178 256V257H177ZM225 256V257H224ZM146 257V258H145ZM154 257V256H153ZM155 257H156V255H155ZM154 257V258H155ZM165 257V258H164ZM188 257V258H189ZM148 259V258H147ZM170 259L172 260V263L170 262ZM178 259H176L177 260V262H178ZM226 260V261H225ZM174 261V262H173ZM190 262L191 261H193L192 259L191 260H189ZM177 262H175V264H177ZM184 262V264L185 263H187L188 264V262H186V259H185V261H183ZM190 262H189V264H190ZM166 263V262H165ZM165 263H163V264H165ZM166 263V264H167ZM201 262H193L192 264H200Z\"/></svg>",
    "mask_w": 264,
    "mask_h": 264
},
{
    "label": "crops",
    "instance_id": "obj_3",
    "mask_svg": "<svg viewBox=\"0 0 264 264\" xmlns=\"http://www.w3.org/2000/svg\"><path fill=\"white\" fill-rule=\"evenodd\" d=\"M11 2V3H9V2ZM0 0V16L2 17V19H1V17H0V32H1V38L0 39H2L3 38V40H0V50H2L1 48L2 47H4L3 48V50H4V52H2V51H0L1 53H0V58L2 59H0V61H1V64H0V83L3 85H1L2 86V89H1V87H0V103L2 102V104H0V117L3 115V116H5V117H3L4 119H2V118H0V137H1V139L2 140H0V146H2V148L0 147V149H2V150H0L1 152H0V177L2 176V177H4V178H2L1 177V179H0V183H1V185H0V190H2V192H0V195H1V199H0V236H1V234L2 235H4V236H1V243H0V259L3 261V262H1V260H0V264H46L45 262H47V264H101V262L104 260V262H105V260H106V262L104 263V262H102V264H106V263H108V264H141V263H143V264H148V263H146L143 259H144V255H145V252H144V247H143V244L141 243H139V240H140V242H142V240L140 239V237L139 236H137V235H135V232H134V230H135V224H134V220H133V208L131 207V206H129V205H127V204H124V203H117V202H115V201H113L112 199H108V198H105V199H102L101 198V200L99 201L98 199H100V195L98 194V192L96 191V189L94 188V186H92L93 184H91L92 183V181L91 180H89V179H85V178H77L78 176L80 177V175L77 173V171L75 170V166L73 165V163L71 162V157L69 156V158H67L68 156L65 154V153H67V148H66V145L67 144H65L64 145V142H62V141H59V140H63V138L65 139L66 138V135H73V134H71V132L73 133H75L76 132V127L73 125V126H71L72 124H68L67 122H69L70 123V116H71V114L72 115H74L75 114V112L74 111H72V110H74L73 108L71 109L70 107V103H69V106H67L68 104V102L67 103H65L64 101H68V99H70L73 95L72 94H70L69 92L67 93V91H66V93L67 94H69V96L65 93V91H63L64 90V83L62 84V83H59L60 81H62V82H64V75H62V74H64V69L63 68H65L67 65H68V63L69 62H66V61H69V57L67 56L68 54V52L67 53H65L66 51H69L70 49H69V37H70V32H71V29H72V27H73V23H74V21L72 20V19H69V17L68 16H66V14H65V12L67 11V7H68V2H69V0H59V1H62V2H57L58 0H53V1H55V2H53L52 0H42V2H44V1H47V2H45L46 3V5H45V3L43 4V3H41V0H40V3H39V0H31V3H30V0H18V4L17 5H15V3L17 2V0ZM16 1V2H15ZM19 1H20V3H19ZM22 1H23V3H27V5L26 4H24L23 5V3H22ZM33 1V2H32ZM36 1V2H35ZM50 1V2H49ZM66 1V2H65ZM14 4H13V3ZM37 2H38V4H37ZM8 3V4H7ZM58 3V4H57ZM4 4H6V5H4ZM43 6V7H41V5ZM49 4V5H48ZM51 4V5H50ZM60 4V5H59ZM4 5V6H3ZM20 5V7H18ZM23 5V6H22ZM31 5V6H30ZM33 5H34V7H33ZM54 5H59V6H57L56 8L54 7ZM65 5H66V7H65ZM9 6V7H8ZM11 6V7H10ZM24 6H29L28 8L27 7H24ZM35 6H38V8L37 7H35ZM39 6L41 7V8H39ZM50 6H52L51 8H50ZM64 6V7H63ZM2 7H3V9L6 11L5 13H4V10L2 9ZM17 9H16V8ZM26 8V9H24V8ZM46 9H45V8ZM54 7V8H53ZM59 7V8H58ZM15 8V9H14ZM23 8V9H22ZM32 8L36 11L37 10V13L34 11V10H32ZM49 8V9H48ZM31 9V10H30ZM48 9V10H47ZM56 9V11H57V13L54 11V10ZM60 9H62V10H60ZM63 9H65V10H63ZM13 10V11H12ZM15 10V11H14ZM26 10V11H25ZM43 10V11H42ZM46 10V11H45ZM50 10H51V12H50ZM18 11V12H17ZM23 11V12H22ZM30 11V12H29ZM32 11V12H31ZM34 11V12H33ZM39 11H41V13H39ZM52 11H54V13L57 15H55V14H53V12ZM13 12H16L15 13V15H14V13ZM22 12V13H21ZM48 12H50V13H48ZM32 15H31V14ZM37 15H36V14ZM42 13H43V15H42ZM46 13H47V15H46ZM6 14V15H5ZM20 16H19V15ZM28 14V15H27ZM39 14V15H38ZM52 16H50V15ZM5 15V16H4ZM13 15V16H12ZM18 15V16H17ZM21 15H26V17H24V16H21ZM31 15V16H30ZM42 17H41V16ZM49 15V16H48ZM54 15H55V17H54ZM65 15V16H64ZM34 16L37 18H41V20H40V18L38 19H34ZM45 16L47 17V18H45ZM14 17V18H13ZM18 19H17V18ZM20 17H21V19H20ZM25 18V19H23V18ZM29 17L31 18V19H29ZM33 17V18H32ZM44 17V18H43ZM50 17V19H48ZM56 17H59V19L58 18H56ZM65 17H67V18H65ZM4 18V19H3ZM56 19V20H54V19ZM65 18V19H64ZM11 21H10V20ZM13 19V20H12ZM42 19L43 20H45V21H42ZM6 20H8V21H6ZM19 20V21H18ZM24 20V21H23ZM31 22H29V21ZM32 20H33V22H32ZM34 20H38V22H36V21H34ZM50 20V23H52V24H49V21ZM63 20V21H62ZM65 20V21H64ZM67 20V21H66ZM68 20H69V22H68ZM70 20H71V22H70ZM1 21H4V22H2V24H1ZM13 21V22H12ZM16 21H18V22H20L19 24L21 25V26H19V24H18V22H16ZM47 21V22H46ZM55 21V22H54ZM57 21V22H56ZM60 21H62V22H60ZM11 22V23H10ZM28 23V25H26L27 23ZM41 24H40V23ZM44 22V23H43ZM59 22V23H58ZM5 23H6V25H5ZM13 23H15V24H13ZM24 24V25H22V24ZM26 23V24H25ZM40 24V26H42V27H39V25H37L36 26V24ZM43 23V24H42ZM48 23V24H47ZM55 23H57V24H59V25H57V24H55ZM8 24V25H7ZM18 24V25H17ZM34 24V25H33ZM44 24H45V27H44ZM60 24H63V25H60ZM65 24H66V26H65ZM69 26H68V25ZM12 25V26H11ZM36 28H32L33 26ZM46 25H48L47 27H46ZM56 25H57V27H56ZM1 26H3V27H1ZM10 27V28H8V27ZM14 26H15V28H14ZM23 26V27H22ZM25 26V27H24ZM26 26L27 27H30V29H28V28H26ZM50 26V27H49ZM55 26V27H54ZM65 26V27H64ZM6 27V28H5ZM17 27V28H16ZM19 27V28H18ZM44 27V28H43ZM49 27V28H48ZM63 27V28H62ZM68 27H69V29H68ZM6 30H5V29ZM23 28V29H22ZM25 28V29H24ZM32 28V29H31ZM37 28H38V31H37ZM40 28H42V29H40ZM53 28H55V29H53ZM59 28V29H58ZM5 31H3V30ZM8 29V30H7ZM15 30V34H11V33H14L13 31ZM20 29V31H17V30H19ZM21 29L23 30L22 32H21ZM45 31H44V30ZM53 29V32L51 31ZM63 29V30H62ZM66 29H67V31H66ZM25 30V31H24ZM27 30L30 32H27ZM58 30V31H57ZM8 31V32H7ZM11 31V32H10ZM36 32V33H34V32ZM41 31V32H40ZM42 31H44V33H42ZM48 31V32H47ZM50 31V32H49ZM56 31V32H55ZM59 31H60V33H59ZM64 31V32H63ZM9 32H10V34H9ZM18 32V33H17ZM24 32H26V33H24ZM32 32V33H31ZM38 32V33H37ZM46 32V33H45ZM62 32L64 33V34H62ZM68 32V33H67ZM5 33H7L6 35L9 37V35H10V37L9 38H12V39H9V38H5V37H7L6 35H5ZM23 33V34H22ZM42 33V34H41ZM52 33V34H51ZM26 35L27 37H25V36H22V35ZM27 34H29V35H31V37H29V35H27ZM37 34V35H36ZM40 34V35H39ZM47 34H48V37H47ZM53 34H54V36H53ZM56 34H57V36H56ZM68 34V35H67ZM15 35V36H14ZM19 35H21V36H19ZM32 35H33V38H32ZM34 35H35V37H34ZM64 35V36H63ZM2 36H4V37H2ZM14 36V37H13ZM39 36H41V37H39ZM44 36V37H43ZM52 36V37H51ZM66 36V37H65ZM68 36V37H67ZM22 37V38H21ZM25 37V39L23 40V38ZM54 37H55V40H54ZM60 37V38H59ZM63 37V38H62ZM19 38V39H18ZM30 38H31V40H30ZM37 38H40V39H38V40H35V39H37ZM46 38H47V40H46ZM53 38V39H52ZM57 38H59L58 40H57ZM66 40H68V41H66ZM18 39V40H17ZM21 39V41H19ZM28 39H29V41H28ZM33 39V40H32ZM42 39H44V40H42ZM34 40L37 42V44H34L33 42H34ZM49 40V41H48ZM52 40H54V41H52ZM6 41V42H5ZM11 41H13L12 43H11ZM15 41V42H14ZM24 41V43H28L27 45L26 44H24V43H21V42H23ZM28 41V42H27ZM41 41V42H40ZM56 41H58V42H56ZM21 43V45L20 44H18V43ZM35 42V43H36ZM40 42V43H39ZM44 42H46V43H44ZM47 42H49V44L47 43ZM54 42H56V43H54ZM61 42V43H60ZM67 42V43H66ZM15 43V44H14ZM31 43V44H30ZM42 43H43V45H42ZM53 43H54V45H53ZM59 43V44H58ZM10 44V45H9ZM30 44V45H29ZM43 47H45V50L46 51H43L44 49L42 48V46ZM46 46H45V45ZM55 44H57V46L55 45ZM67 44V45H66ZM16 45V46H15ZM18 45V46H17ZM20 45V46H19ZM25 45V47L23 48V46ZM51 45H53V46H51ZM11 46H13V47H11ZM15 46V47H14ZM22 46V47H21ZM38 46H41L40 48L38 47ZM52 48H51V47ZM58 46H60V47H58ZM63 46V47H62ZM66 46V47H65ZM7 49H6V48ZM35 47H37V49H35ZM46 47H47V49H46ZM53 47H55L56 48V50H58V51H56ZM11 48V49H10ZM15 48V49H14ZM17 48V49H16ZM22 48H23V50H22ZM26 48V49H25ZM28 48H30V49H28ZM18 49H19V51H18ZM28 49V50H27ZM49 49V51L48 52H50V51H52L53 53H54V55L52 54V52L51 53H49L48 54V52H47V50ZM51 49V50H50ZM60 49H62V50H64V51H62V50H60ZM7 50V52H5ZM16 50V51H15ZM23 52H22V51ZM39 52H38V51ZM55 50V51H54ZM30 51V53L32 54V56H31V54L29 55L28 54V52ZM31 51H33V52H31ZM36 53H35V52ZM45 53H43V52ZM60 51H62V53H59ZM15 52V53H14ZM19 52V53H18ZM20 52H21V54H20ZM26 52V53H25ZM47 52V53H46ZM4 53V54H3ZM10 53V55H8ZM40 53V54H39ZM2 54H3V56H2ZM22 54H24L23 56V58H22ZM33 54H36V55H33ZM42 54V55H41ZM52 54V55H51ZM59 54V55H58ZM64 54V55H63ZM5 55H6V57H5ZM7 55H8V57L9 58H11V59H9L8 57H7ZM17 55L18 57H17V59H16V57L15 56ZM21 55V56H20ZM27 55V56H26ZM41 55V56H40ZM56 55H58V56H60V57H56ZM2 56V57H1ZM27 58H26V57ZM30 56L33 58V56H34V58L33 59H35L36 57V62H33V59L32 58H30ZM38 56H40V57H38ZM42 56H45V57H42ZM47 56V57H46ZM50 56V57H49ZM54 56V57H53ZM62 56H64L63 58H62ZM65 56H66V58H65ZM13 57H15V58H13ZM51 57H53V58H55L56 60L54 61V59H49V58H51ZM4 58V59H3ZM6 58V59H5ZM19 58H21V59H23V61L20 59V60H18ZM38 58H40L41 60H44V61H38L39 59ZM47 58V59H46ZM13 59V60H12ZM63 59V60H62ZM7 60H8V62H7ZM9 60L11 61L10 63H9ZM15 60V61H14ZM27 60V61H26ZM32 60V61H31ZM54 61V62H56V63H54V64H51L52 62L51 61ZM2 61H4V62H2ZM26 61V62H25ZM28 61H29V63L30 64H28ZM60 61V62H59ZM6 62V64L4 65L3 63H5ZM13 62H14V64H13ZM19 62H21V64H18ZM23 62H24V65H28V66H25V67H22L21 68V66H24L23 65ZM32 62H33V64H32ZM47 62V63H46ZM49 62H50V64L51 65H53V70H50V68H48V67H51V66H46L45 64H47V65H49ZM66 62V63H65ZM12 63V64H11ZM16 63V64H15ZM43 63H45L44 65H42ZM4 66H3V65ZM7 64H9L8 66H7ZM34 64H36V65H34ZM40 64V65H39ZM56 64V65H55ZM63 64H65L66 66L64 67L63 66ZM10 65H11V67H10ZM13 65V66H12ZM15 65V66H14ZM21 65V66H20ZM60 67H59V66ZM3 66V67H2ZM7 66V67H6ZM36 66V67H35ZM38 66H40V67H38ZM47 68H46V67ZM18 67L20 68V71H22L24 68V70H26V69H28V70H26V72H27V75H26V72L24 71H22L21 73H20V71H18L19 69H18ZM43 67V68H42ZM57 67V68H56ZM7 68H10V69H7ZM33 68H35L34 70H32ZM39 68H41L43 71H41V69H39ZM51 68V69H52ZM55 68H56V70H55ZM67 68H68V66H67ZM5 69H7V70H5ZM12 69H13V71H12ZM39 69V70H38ZM50 71H49V70ZM2 70H3V72H4V74L2 73ZM10 70V71H9ZM15 70V71H14ZM17 70V71H16ZM32 70V71H31ZM36 70V71H35ZM48 70V71H47ZM58 70H59V74L57 73L58 72ZM8 73H7V72ZM38 73L37 74V78H36V73ZM52 71V72H51ZM53 71H54V73L55 74H57V76L53 73ZM57 71V72H56ZM10 72H11V75L10 76H12V78L8 75V74H10ZM12 72H13V74H12ZM18 72V73H17ZM31 72H34L35 74H33V73H31ZM42 72V73H41ZM52 73V74H50V73ZM30 73L32 74V76L30 75ZM41 73V74H40ZM3 74V75H2ZM19 74H21V76L19 75ZM23 74H25L26 76H24ZM49 74V77L48 76H44V75H48ZM54 74V75H53ZM2 75V76H1ZM5 75H7V78H6V76ZM16 75H18L19 77H21V78H19L18 76L17 77H15ZM22 75H23V77H22ZM43 76V78H41V76ZM32 78H31V77ZM38 76H39V80L37 81L36 79H38ZM56 76V77H55ZM60 76H62V77H60ZM4 78V80H3V78ZM36 79H35V78ZM51 77H54V81H53V78L51 79ZM15 78H17L18 80H16ZM23 78V79H22ZM27 78V79H26ZM34 78V79H33ZM55 78H57V80L55 79ZM10 80V81H7V80ZM12 79V80H11ZM21 79H22V81H21ZM40 79H41V81H40ZM47 79V80H46ZM26 80V81H25ZM44 80H45V82H44ZM50 80V82H48ZM17 81V82H16ZM24 81V82H23ZM27 81L29 82L28 84H29V86H27ZM57 81H59L58 83H59V86H57L58 85V83H57V85L55 84ZM6 84H5V83ZM8 82H10L12 85H9L10 83H8ZM13 82V83H12ZM16 82V83H15ZM20 82H22V83H20ZM34 82H36V83H34ZM50 84V86L51 85H53V86H51V87H49L47 84L48 83ZM52 82V83H51ZM15 83V84H14ZM26 83V84H25ZM34 83V84H33ZM47 83V84H46ZM17 84V85H16ZM26 85L28 88H29V90H28V88L25 86V88L26 89H24V86L23 85ZM32 84H33V87H35L36 88V90L38 89V90H42V88H43V90L42 91H44L45 92V86H46V90H47V94L45 95V93L43 92V94H42V92L41 91H38V93L33 89V87H32ZM36 84V85H35ZM41 84H44V86L43 85H41ZM6 85H9V87L8 88H10L11 87V89L9 90L7 87H6ZM16 85V86H15ZM21 85V86H20ZM37 85H39V87L41 88V86H42V88L41 89H39V87L37 88ZM63 85V86H62ZM20 88H19V87ZM56 86V87H55ZM60 86H62L63 87V89H60V88H62V87H60ZM4 87H6L7 89H8V91H5L6 90V88H5V90H4ZM14 87H16V88H14ZM21 87H23V88H21ZM49 87V88H48ZM54 87L56 88V89H54ZM17 88H19L18 90H17ZM54 89V92H55V90H56V92H58V93H53V89ZM59 88V89H58ZM33 89V90H32ZM1 90H2V92H1ZM11 90H13V91H11ZM16 90V91H15ZM25 90H27L25 93L23 92V91ZM30 90H32V93L30 94ZM52 90V91H51ZM3 91H5V92H3ZM12 92V93H10V92ZM20 91H22V92H19ZM34 91V92H33ZM15 92V93H14ZM41 93V95H40V93ZM50 92V93H49ZM13 93H14V95H13ZM53 95H52V94ZM59 93H62V94H60L59 95ZM11 94V95H10ZM20 94H22V97H21V95ZM25 94H26V97L27 98H30L29 100L27 99V102L25 101V100H22L24 97H25ZM35 94L37 95L36 96V98H35ZM57 95L56 97H55V95ZM66 94V99H65V97H64V95ZM13 95V96H12ZM16 95V96H15ZM24 95V96H23ZM30 95H32V96H30ZM49 95H52V96H50L49 97ZM72 95V96H71ZM15 96V97H14ZM21 98H19V97ZM40 96V97H39ZM43 96H44V98H43ZM60 96H62V97H60ZM13 97V98H12ZM32 97V98H31ZM47 97L49 98V99H52V100H49V101H51V102H49V103H47L46 102V100H47ZM53 97H55L56 98V100L58 101H55V99L53 98ZM12 98V99H11ZM46 98V99H45ZM68 98V99H67ZM9 101H8V100ZM16 99V100H15ZM24 99H26V98H24ZM32 99V100H31ZM44 101V99H45V101L43 102L42 100ZM63 99V100H62ZM8 102H7V101ZM14 100H15V102H16V104H15V102H14ZM18 100V101H17ZM20 100V101H19ZM34 100V101H33ZM38 100H40V101H37ZM24 101L26 102V103H24ZM54 101H55V103H58V104H56V105H54ZM60 101V102H59ZM5 102V103H4ZM21 104H20V103ZM22 102L24 103L23 105H22ZM53 102V104H50V103H52ZM69 102H70V100H69ZM19 104V107H18V104ZM34 103L37 105H35V107H34ZM26 104V105H25ZM33 104V105H32ZM38 104H43V105H38ZM48 104H50L52 107H51V109H50V106L48 105ZM60 104V105H59ZM63 104V105H62ZM67 104V105H66ZM22 105V106H21ZM25 105V106H24ZM27 105L28 106H30V107H28L27 108ZM58 105H59V107L60 106H64L63 108L62 107H60L59 109H62V110H59L60 112H62V113H60L58 110H56V109H58V108H55V107H58ZM2 106H4V107H2ZM24 106V107H23ZM44 106V107H43ZM46 106V107H45ZM69 107L68 109H70V110H67V108H65V107ZM1 107L3 108V110L1 109ZM6 107V108H5ZM26 107V108H25ZM31 107H33L32 108V112H35V114L34 113H32L30 110H31ZM9 108V109H8ZM18 108V109H17ZM19 108L21 109V110H19ZM23 108H25L26 110H29L28 112L30 113V114H28V112L26 111V110H23ZM35 108H36V110H35ZM42 108H44L43 109V111H42ZM46 108V109H45ZM48 108V109H47ZM65 108V109H64ZM12 109V110H11ZM38 109H39V112H38ZM54 109H55V112H54ZM53 111V112H51V111ZM66 110V111H65ZM8 111V112H7ZM26 113H24V112ZM45 111V113H42V112H44ZM49 111H50V113L51 114H49ZM58 111V112H57ZM71 111V112H70ZM2 112V113H1ZM3 112L5 113V112H7V113H5V114H3ZM20 112L22 113V114H20ZM48 114H47V113ZM67 114H66V113ZM70 112V113H69ZM73 112H74V114H73ZM10 114V116H9V114ZM25 115H24V114ZM42 113V114H41ZM56 113H60V114H62V115H60V114H57L58 115V117L55 115ZM63 113H65L66 115H68V117H69V119L67 118V117H65V118H63L64 116H65V114L63 115ZM70 115H69V114ZM15 114V115H14ZM55 115V116H53V115ZM9 116V119L7 118V116ZM24 118H22L21 116ZM50 115H52L53 116V118H50V117H52V116H50ZM27 116V117H26ZM40 116V117H39ZM60 116H63V117H60ZM75 116V115H74ZM73 116V117H74ZM18 117V118H17ZM39 117V118H38ZM46 117V119H47V121H46V124H45V120H44V118ZM59 117H60V119H59ZM5 118H6V120H5ZM10 118H12L11 119V121H10ZM16 118V119H15ZM26 118H28V120L26 119ZM35 118H38V120L37 119H35ZM43 118V119H42ZM63 118V119H62ZM1 119L2 120H4L5 122L3 123V121L1 122ZM48 119H50V120H48ZM54 119V120H53ZM58 119V120H57ZM66 121H65V120ZM8 120V121H7ZM14 120H16V121H14ZM53 122H52V121ZM60 120H62V121H60ZM68 120V121H67ZM25 121H27V122H25ZM36 121H38L37 123H36ZM48 121H50V122H52L53 124L54 123H56L55 121H57V124L58 125H60V126H58L57 124V128H56V125L54 124V125H51L52 123H50V122H48ZM66 122V125H64L65 124V122ZM8 122H10L9 124H8ZM30 122V123H29ZM43 122H44V124H43ZM59 122V123H58ZM63 122V123H62ZM8 124L9 125V129H8V125H4V124ZM13 123V124H12ZM35 123V124H34ZM43 125H42V124ZM10 124H11V126H10ZM15 124V125H14ZM29 124V125H28ZM40 124V125H39ZM47 124H49V126H47ZM62 124H63V126H64V129H63V127H62ZM35 125V126H34ZM22 126V127H21ZM27 126V127H26ZM31 128H30V127ZM34 126V127H33ZM38 128H37V127ZM43 126V127H42ZM65 126H68V128L70 127V129H68L67 127H65ZM12 127H13V130H12ZM14 127H15V129H14ZM18 127V128H17ZM26 129H25V128ZM37 129H36V128ZM41 127V129H39ZM71 127H72V131H71ZM74 127H75V129H74ZM19 128H24V129H21V133L23 132V134H20V130H19ZM28 128H30V129H28ZM56 130H55V129ZM60 128V129H59ZM67 130H66V129ZM34 129L36 130V131H34ZM48 129H50V130H52V132L50 131V135L48 134L49 133V131H48ZM57 129H59V131L57 130ZM2 130H4V131H2ZM15 130V131H14ZM26 130H29V131H26ZM31 130V131H30ZM43 130V131H42ZM64 130H66V131H68V132H70V134L68 133V132H66V135H64L65 134V132H64ZM70 130V131H69ZM75 130V131H74ZM7 131H8V135H7ZM18 131V132H17ZM39 131V132H38ZM41 131V132H40ZM48 131V132H47ZM5 132V133H4ZM16 132V133H15ZM38 132V133H37ZM44 132H47L46 134L44 133ZM56 132V133H55ZM60 132V133H59ZM64 132V133H63ZM22 136H20L19 134ZM32 133H34L35 135L34 136H32L33 134ZM40 133H42L41 135H43V136H41V135H39ZM56 135H55V134ZM60 134L59 136H58V134ZM4 134H6V135H4ZM14 134V135H13ZM18 135V136H16V135ZM31 134V135H30ZM48 134V135H47ZM52 134V135H51ZM64 136H63V135ZM26 135H27V137H26ZM45 135V136H44ZM54 135V136H53ZM6 138H5V137ZM14 136H15V138H14ZM20 136V137H19ZM49 136H51V137H53V138H55V139H59V140H53V138H51V137H49ZM59 138H58V137ZM68 136H67V138H68ZM69 136V137H70ZM18 137H19V140H17L18 139ZM42 137V138H41ZM44 137V138H43ZM47 137V138H46ZM51 138L50 140H49V138ZM21 138L26 142H23L22 140H21ZM39 138H41V140H44V139H46V141H41V140H39ZM9 139H13L12 141H10ZM29 139H32V140H29ZM5 140H8L7 142L5 141ZM29 140V141H28ZM36 142H35V141ZM52 140V141H51ZM20 141V142H19ZM39 141V142H38ZM3 142H6V144H2ZM11 142V143H10ZM12 142H13V144H18L19 145V143H20V146H22V144H27L28 142H29V144H27V145H25V146H27V148L25 147V146H22L21 147V149L17 146V144H16V147H15V145H13L12 144ZM51 142H53L52 143V145L55 143V144H57V146H53L52 148H48V147H50V146H52V145H50L51 144ZM56 142H58V143H56ZM60 142H62V143H60ZM8 143V144H7ZM31 143V144H30ZM37 145H36V144ZM41 143H43L44 145H41ZM48 145V146H46V144ZM62 144V145H58V144ZM9 144H10V146H9ZM40 144V145H39ZM5 145H7V146H5ZM39 145V147H41V149L40 150H38L39 149V147H37ZM5 146V147H4ZM13 146H14V148H13ZM31 146H33V147H31ZM34 146H36L37 148H34ZM45 146V147H44ZM59 146H62V148H60ZM63 146H64V148H63ZM43 147L44 148H48L49 149V151H51L53 148H56V149H54V151H56V152H58V153H55L54 151H52V155H50L51 153L49 152V154H47V152H48V150L46 151L45 149H43ZM7 148V149H6ZM13 148V149H12ZM24 148V149H23ZM35 150V151H33V149ZM4 149V150H3ZM23 149V150H22ZM37 149V150H36ZM45 150V152H46V154H47V156H49V158L50 159H48V157H45L44 156V154H45V152L43 151V150ZM59 149V151H57ZM11 150H14V151H11ZM25 150V151H24ZM26 150H28V152H32L33 151V153H31V155H30V153H26ZM42 150V151H41ZM4 151V152H3ZM40 152V153H42V152H44V154L42 155V157L40 156V155H36V154H38V152ZM9 152H12V153H9ZM35 152V153H34ZM25 153H26V155H28V156H26L25 155ZM55 155H54V154ZM60 153H62V154H60ZM32 154H33V156H35L34 158L36 159L37 158V156H38V159H39V163L37 162V160L38 159H36V161H35V159L33 158V156H32ZM68 154V153H67ZM14 157H13V156ZM57 155V156H56ZM59 155V156H58ZM5 158H7L8 159V161L6 160V158H5V160L7 161V162H5V160L3 159V157ZM10 156V157H9ZM18 156V157H17ZM29 156H30V159H29ZM32 156V157H31ZM44 156V157H43ZM54 156V157H53ZM13 157V158H12ZM39 157H41V158H39ZM57 157V158H56ZM60 157H62V158H60ZM64 157V158H63ZM12 158V159H11ZM18 158V159H17ZM46 158H47V160L49 161H47L46 160ZM9 159H11V160H9ZM14 159V161H12ZM34 159V160H33ZM70 159V161L69 162H67L68 160ZM46 160V161H45ZM51 161V162H50ZM4 162V163H3ZM35 163V165H34V163ZM42 162H44V163H42ZM15 163H17V164H15ZM36 163H38V164H36ZM42 163V164H41ZM45 163H47V164H45ZM51 163V164H50ZM12 164V165H11ZM18 164H19V166H18ZM24 164V165H23ZM30 164V165H29ZM41 164V166L40 167H42V169H43V167L45 166V168L44 169H46V168H48L47 166H54V168L52 167V170L54 169V170H56L57 168L56 167H59L58 169H57V173L55 172V173H52V172H54V171H52V170H50L51 169V167H49V173L47 174H45L44 172H46V170H42L41 168H39L38 169V167H39V165ZM44 164V165H43ZM14 165V166H13ZM16 165V166H15ZM23 165V166H22ZM65 165V166H64ZM6 166V167H5ZM13 166V167H12ZM20 166H22V167H20ZM33 166V167H32ZM37 166V167H36ZM66 166H68V168H70L71 170H69ZM73 166V167H72ZM2 167V168H1ZM16 167V168H15ZM28 167V168H27ZM35 167H36V169H35ZM63 167V168H62ZM11 168H12V170H11ZM18 168V170L17 171H19L20 169H22L21 171L22 172H24V173H22L21 171H19L18 173L20 174L21 173V177L19 178V175L17 174V171H16V169ZM27 168V169H26ZM34 168V169H33ZM6 169V170H5ZM60 169V170H59ZM65 169H68L69 171H71L70 173H67L68 171H66ZM2 170V171H1ZM3 170H5V171H3ZM23 170H26V171H23ZM30 170H31V172H32V174H33V176L31 175L30 176V174L31 173H29L30 172ZM35 170V171H34ZM64 172H63V171ZM7 171V172H6ZM10 171V172H9ZM14 171V172H13ZM28 171V172H27ZM36 171H38V172H36ZM44 171V172H43ZM52 171V172H51ZM60 171V172H59ZM66 171V172H65ZM11 172H13L12 173V175H11ZM36 172V173H35ZM40 172V173H39ZM62 172L64 173V174H68L69 176H71V177H68L67 175H66V177L64 176V174H63V177H65V178H63L62 177V175H60V174H62ZM76 172V173H75ZM6 175H5V174ZM43 173V174H42ZM75 173V174H74ZM2 174V175H1ZM24 174V176H22ZM27 174V175H26ZM28 174H29V176H28ZM36 174H38V175H40V174H42V175H40V176H42V177H40V180H39V183H37V184H35L33 181H38V179L37 180H34V179H36V178H38L39 176L37 175V177H35L36 176ZM45 174V175H44ZM53 175V176H57V175H60V176H57L56 178L55 177H53L52 176V178H53V181H55L54 183L51 181L52 180V178L51 179H48V178H46V177H44V176H47V177H51L50 175ZM57 174V175H56ZM72 174V175H71ZM74 174V175H73ZM18 175V176H17ZM9 176H10V179H9ZM13 176V177H12ZM26 176V177H25ZM28 176V177H27ZM73 176H75V177H73ZM23 177H25V178H27V180H28V178L29 179H31L32 177L34 178L33 180H32V182L30 181V180H28V182L26 181V179L25 178H23ZM12 178V179H11ZM14 178V179H13ZM42 178H46V180L48 179V180H50L54 185H52V183L50 182V181H46L45 182V180L43 179L42 180ZM55 178V179H54ZM59 178H62V179H64L63 181H60V182H62V183H60L59 182ZM9 179V180H8ZM20 179V180H19ZM57 179V180H56ZM59 179V180H58ZM67 179V180H66ZM73 179H75L74 181V183H75V185H73ZM77 179H78V181H77ZM11 180H14L13 182L11 181ZM25 180V182L23 183V181ZM40 181H44V183H46V185H47V187H46V185H44V183L42 184ZM64 181H65V183H64ZM90 181V182H89ZM9 182V183H8ZM11 182H12V184H11ZM17 182H18V184H20V185H16L17 184ZM47 182L49 183V185H50V183H51V186H49L48 184H47ZM58 182H59V184H58ZM72 182V183H71ZM79 182V184H81V185H79V184H77ZM28 184L29 186L28 187H30V188H28L27 187V185L26 184ZM30 183H31V185H30ZM33 183V184H32ZM64 183V184H63ZM71 183V184H70ZM86 184H87V186H88V184H91V186L93 187V188H91L92 190H91V192L87 189V186H86ZM12 185V186H11ZM14 185V186H13ZM32 185L35 187V189H33L32 188ZM36 185H37V187H36ZM43 185V186H42ZM57 185V186H56ZM63 185V186H62ZM66 185V186H65ZM69 185V186H68ZM4 186V187H3ZM18 186V187H17ZM19 186H20V188H19ZM73 186H74V188H73ZM80 186H82L83 188H85L84 186H86V189H87V193L88 194H85V192L84 191H82L83 189H81L82 187H80ZM38 187L40 188L39 190H40V192L37 190L38 189ZM46 187V189H44ZM51 187V188H50ZM67 189H66V188ZM90 187V186H89ZM2 188V189H1ZM14 188V189H13ZM18 188H19V190H18ZM43 188V189H42ZM49 188H50V190H49ZM70 188H71V190H70ZM79 188V189H78ZM13 189V190H12ZM30 190V193H31V191L34 193L32 196H33V198H34V201H33V198H32V196H30V197H27L28 196V194L27 193H24L26 190ZM33 189V190H32ZM42 189V190H41ZM49 190V192L48 191H46V190ZM69 189V190H68ZM74 189V190H73ZM81 189V190H80ZM86 189H84V190H86ZM29 190H28V193H29ZM34 190H35V192H34ZM54 191H55V193H54ZM71 193H70V192ZM73 191L75 192L74 193V195H73ZM82 191V192H81ZM11 192L13 193L12 194V198H13V196H14V198H13V200H11L12 198H11ZM36 192H38V194H36ZM43 192H46V193H43ZM67 192L69 193V194H67ZM18 193V194H17ZM51 194L50 196H49V194ZM27 194V195H26ZM39 194H42V197H41V195L39 196ZM44 194V195H43ZM46 194H47V198L45 197L46 196ZM82 194H84V195H82ZM35 195V196H34ZM36 195H38L39 197H37ZM70 195V197H68V196ZM72 195V196H71ZM87 195V196H86ZM94 195V196H93ZM3 196V197H2ZM18 196V197H17ZM49 196V197H48ZM74 196H76V197H74ZM77 196H79V197H77ZM82 196H84V198L86 199L88 196L89 197H91V198H93V200L90 198L89 199V197H88V199H86L85 201H83V199H82ZM86 196V197H85ZM27 197V198H26ZM36 197V198H35ZM81 197V198H80ZM97 197V198H96ZM31 198H32V200H31ZM79 198H80V201H79ZM2 199H4V200H2ZM25 199H27V200H29V201H27V200H25ZM36 199H38V200H36ZM41 199V200H40ZM43 199V200H42ZM50 200V201H47V200ZM51 199H53V200H51ZM62 199H63V201H62ZM77 200V201H75V200ZM82 199V200H81ZM97 199V200H96ZM2 200V201H1ZM8 200V201H7ZM46 200V201H45ZM57 200V201H56ZM14 201V203L12 204V202ZM31 201V202H30ZM32 201H33V203H32ZM42 201V202H41ZM43 201H44V203H43ZM90 201H92L91 203H90ZM35 202V203H34ZM39 202V203H38ZM52 202H55L56 204H54V203H52ZM89 202V204L87 205V203ZM96 203V204H94V203ZM112 202V203H111ZM5 205H4V204ZM8 203V204H7ZM31 203V204H30ZM36 203L37 204H39V205H36ZM50 203H52V204H50ZM97 203H98V205H97ZM100 203V204H99ZM115 203V204H114ZM46 204H48V205H46ZM42 205H44V206H42ZM45 205H46V208H45ZM53 206H55V207H57L56 209L58 210H56L55 209V207L52 209V207ZM74 205V206H73ZM91 205V206H90ZM92 205H93V207H92ZM117 205V206H116ZM4 206V207H3ZM11 206H13V208L11 207ZM89 208V206L92 208V209H87V207ZM9 207V208H8ZM35 207V208H34ZM51 207V208H50ZM78 207V208H77ZM87 209H85V208ZM95 207V208H94ZM98 207V208H97ZM11 208H12V212H11ZM42 210H41V209ZM48 208V209H47ZM52 210V213H51V210ZM73 208H75V210L73 209ZM106 208V209H105ZM118 208V209H117ZM2 209V210H1ZM13 209H14V212H13ZM35 211H34V210ZM39 209V210H38ZM44 209V210H43ZM55 209V210H54ZM60 209H62V210H60ZM77 209V210H76ZM82 209V210H81ZM95 209V210H94ZM96 209H98L97 211H96ZM100 209V210H99ZM104 209V210H103ZM112 209V210H111ZM4 210V211H3ZM17 210V211H16ZM32 210H33V212H32ZM37 210H38V212H37ZM46 210V211H45ZM74 210V211H73ZM79 210V211H78ZM111 210V211H110ZM27 211V212H26ZM44 212V215L42 214V212ZM57 211V212H56ZM59 211H62V212H60L59 213ZM85 211V212H84ZM96 212V214L95 213H91V212ZM98 211H99V213H98ZM103 211H106V214H105V212L104 213H102ZM108 211V212H107ZM115 211V212H114ZM36 212V213H35ZM75 212V213H74ZM88 212H90V213H88ZM11 213H12V215L13 216H11ZM28 213V214H27ZM40 213H41V215H40ZM51 213V214H50ZM56 213V214H55ZM78 213V214H77ZM102 213V214H101ZM111 213V214H110ZM114 213V214H113ZM119 213V214H118ZM35 216H34V215ZM37 214H39V215H37ZM66 214H67V216H68V218H67V216H66ZM73 214H75V216L73 215ZM80 214V215H79ZM97 214H99L98 215V217H97ZM1 215H2V218H4L3 220H4V222H3V220H2V218H1ZM10 215V216H9ZM26 217H25V216ZM28 215H29V217H31V218H28ZM45 215H47V217L45 216ZM88 215H93V216H88ZM104 215V216H103ZM107 217H106V216ZM108 215L110 216V215H112V216H110V217H108ZM7 216H9V217H7ZM18 216V217H17ZM40 216V217H39ZM45 216V217H44ZM74 216V217H73ZM83 216H84V218H83ZM97 218H96V217ZM24 217L26 218V219H24ZM38 217H39V219H38ZM101 219H100V218ZM111 217L113 218V220L111 219ZM11 220H10V219ZM13 218H14V220H13ZM18 218V219H17ZM27 218H28V222H27V228H26V226L24 227L25 229H27V231L24 229V232H28L27 233V235H26V233H23V226L24 225H26V221L25 220H27ZM35 218V220H36V222H35V220H34V222H33V219ZM95 218V219H94ZM104 218H106V220L107 221H105V222H103V221H101V220H103ZM107 218H109V219H107ZM6 219L7 220H9V222L8 221H6ZM15 219H16V221H15ZM30 219V220H29ZM44 219V220H43ZM45 219H46V221H45ZM47 219H49V220H47ZM64 219V220H63ZM68 219V220H67ZM71 219V220H70ZM73 219L75 220V224H74V222H73ZM79 219V220H78ZM80 219H82L83 221H81ZM87 219V220H86ZM93 219V220H92ZM17 220H20V221H17ZM39 220V221H38ZM96 220V221H95ZM97 220L99 221V222H97ZM111 220V221H110ZM6 221V222H5ZM25 221V222H24ZM2 222H3V224L5 225H3L4 227H6L7 228V226H6V224L8 223L9 224V228L8 229H5V230H3V226H2ZM46 222V223H45ZM80 222V223H79ZM83 222V223H82ZM85 222L88 224V226H86V228H90V226L92 225V228H93V230H92V228H90L89 229V231L87 230V229H85ZM103 222V223H102ZM107 222V223H106ZM12 223V224H11ZM16 223V224H15ZM33 225H32V224ZM39 223H40V225H39ZM82 223V224H81ZM7 224V225H8ZM24 224V225H23ZM31 224V226H29ZM36 224H38L39 226H35L34 227V225H36ZM16 225H19V226H16ZM44 225L47 227H44ZM54 225H55V227H54ZM79 225V226H78ZM84 225V226H83ZM12 226V227H11ZM51 226H53V227H51ZM94 226V227H93ZM98 226H99V228H98ZM17 228V229H15V228ZM40 227V228H39ZM68 227V228H67ZM74 227H76V229L74 228ZM84 227V228H83ZM100 227H102V228H100ZM106 227V228H105ZM111 227H113V228H111ZM133 227V228H132ZM14 228V229H13ZM18 228L20 229L19 231H18ZM29 228V229H28ZM75 230H74V229ZM40 229L42 230L41 232H40ZM44 229V230H43ZM56 229H57V231H56ZM79 229V230H78ZM80 229H82V230H80ZM97 229V230H96ZM108 229V230H107ZM116 229V230H115ZM124 229V230H123ZM134 229V230H133ZM11 230H12V234H11ZM18 232H17V231ZM31 230V231H30ZM36 230V231H35ZM78 230V231H77ZM95 230V231H94ZM104 230V231H103ZM8 231H10V232H8ZM17 233H16V232ZM47 231V232H46ZM74 231H75V233H74ZM79 231H81L80 233H79ZM84 231H85V233H84ZM14 232V233H13ZM34 232V233H33ZM36 232V233H35ZM49 232V233H48ZM76 232H78V233H76ZM89 232V233H88ZM99 232H100V234H99ZM111 232V233H110ZM8 233H10V235L8 234ZM44 233V234H43ZM74 233V234H73ZM83 233V234H82ZM91 233V234H90ZM19 234V235H18ZM23 234H24V236H23ZM28 234H29V236H28ZM36 234V235H35ZM41 234V235H40ZM52 236H51V235ZM55 234V235H54ZM78 234H80V236H82V238L78 235ZM99 234V235H98ZM108 234H109V236L110 237H113V238H111V240H110V238H109V236H108ZM7 235H8V238H7ZM11 235H12V237H11ZM30 235H32V237H31V239H29L28 237H30ZM35 235V236H34ZM38 235V236H37ZM40 235V236H39ZM57 235V236H56ZM75 235V236H74ZM6 236V238H4ZM9 236H10V238H9ZM14 236V237H13ZM18 236H21V237H19L18 238ZM51 236V237H50ZM77 236V237H76ZM100 236V237H99ZM105 236V237H104ZM23 237V238H22ZM27 237V238H26ZM38 237V238H37ZM42 237V238H41ZM69 237H71V238H69ZM74 237V238H73ZM92 237V238H91ZM101 237H103V238H101ZM106 237H108V238H106ZM14 238V239H13ZM16 238V239H15ZM21 238V239H20ZM24 238H25V240H24ZM105 238V239H104ZM5 239V240H4ZM9 239V240H8ZM42 239V240H41ZM70 239V240H69ZM73 239H75V240H73ZM99 239H101V240H99ZM104 239V240H103ZM108 239V240H107ZM11 240V241H10ZM78 240H79V242H78ZM80 240L82 241V242H80ZM84 240V241H83ZM88 242V244H87V242ZM92 242H91V241ZM110 240V241H109ZM120 240V241H119ZM8 244V242H9V244L10 245H7V244H4L5 242ZM13 241H14V243H13ZM27 241V242H26ZM36 241H37V244L39 245V247H41L40 249L38 248V245L36 244ZM56 241V242H55ZM58 241V242H57ZM63 241H64V243H63ZM73 241H74V244H72L73 243ZM110 243V242H112V243H108V242ZM4 242V243H3ZM22 242H23V244H22ZM29 242V243H28ZM35 242V243H34ZM39 242V243H38ZM43 243V245L42 244H40V243ZM47 242V243H46ZM53 242H55V243H53ZM62 242V243H61ZM84 242V243H83ZM102 242H104V244L102 243ZM108 244H107V243ZM125 242V243H124ZM12 243V244H11ZM30 243H31V245H30ZM32 243H33V245H35V246H32ZM80 243H82V244H80ZM114 243V244H113ZM122 244V246L123 247H121V244ZM29 244V245H28ZM69 244H71V245H69ZM87 244V245H86ZM91 244V245H90ZM95 244V245H94ZM100 244H102L101 246H100ZM3 245H5V247L6 246H8V248L10 249H13V251H14V254H12V256H11V252H13L11 249L9 250L7 247H6V250H5V247H3ZM11 245H12V247H11ZM13 245H14V247H13ZM52 245V246H51ZM73 245V246H72ZM84 245H86L85 247H83ZM104 245V246H103ZM37 246V247H36ZM48 246H50V247H48ZM68 246V247H67ZM89 246V247H88ZM97 246V247H96ZM103 246V247H102ZM16 247V248H15ZM19 247V248H18ZM35 247V248H34ZM78 247V248H77ZM83 247V248H82ZM4 248V249H3ZM37 248H38V251H34V249L35 250H37ZM63 248V249H62ZM67 248V249H66ZM87 250H86V249ZM89 248V249H88ZM93 248V249H92ZM17 249V250H16ZM18 249H20V250H18ZM46 249V250H45ZM49 249V250H48ZM52 249H53V253L52 252H50V250L52 251ZM73 249V250H72ZM77 249V250H76ZM110 249V250H109ZM1 250H2V252H1ZM48 251V253H46L45 251ZM64 250V251H63ZM67 250V251H66ZM79 250V251H78ZM81 250V251H80ZM93 251V253H92V251ZM96 250V251H95ZM18 251V252H17ZM40 251V252H39ZM56 253H55V252ZM78 251V252H77ZM89 251V252H88ZM122 251H123V253H122ZM4 252V253H3ZM37 252V253H36ZM58 252H59V255H58ZM60 252H64L63 254L62 253H60ZM67 252V253H66ZM79 252L81 253V255L79 254ZM88 252V253H87ZM91 252V253H90ZM99 252V253H98ZM2 253V254H1ZM20 255H19V254ZM35 253L36 254H39L38 256L36 255V257H37V259H36V257H35ZM49 253H50V255H49ZM71 253V254H70ZM74 253V254H73ZM76 253V254H75ZM78 253V254H77ZM84 253H85V255H84ZM9 255V257H8V255ZM49 255V257H47L48 255ZM54 254V255H53ZM55 254H57V255H55ZM92 254H93V256H92ZM7 255V256H6ZM13 255H14V258H13ZM16 255H17V257H20V258H17L16 257ZM45 255H46V258H45ZM62 255V256H61ZM64 255H66V256H64ZM68 255V256H67ZM74 255V256H73ZM2 256H4L5 258H6V260L8 259V261L10 260V263L8 262V261H6V263H5V261H4V257H2ZM43 256H44V258H43ZM70 256V257H69ZM13 259H12V258ZM39 257V258H38ZM52 257V258H51ZM59 257V258H58ZM66 257H68V258H66ZM102 257V258H101ZM112 257H113V260L115 261H113L112 260ZM115 257V258H114ZM53 258H55V259H53ZM65 258V259H64ZM71 258V259H70ZM73 258H76V260H74L73 261ZM87 258H89L88 260H87ZM108 260H107V259ZM120 258V259H119ZM142 258V259H141ZM11 259H12V261H11ZM36 259V260H35ZM48 259V260H47ZM50 259V260H49ZM52 259V260H51ZM57 259V260H56ZM62 259H63V261H62ZM68 259V262L69 263H67V260ZM98 261H97V260ZM116 259H118L119 260V263H117L118 261L116 260ZM41 260V261H40ZM66 262H65V261ZM80 262H79V261ZM85 260H86V262H85ZM94 261L93 263L91 262V261ZM98 262H96V261ZM120 260H121V262H120ZM124 260V261H123ZM127 260H129V261H127ZM35 261V262H34ZM43 261H44V263H43ZM87 261H89L88 263H87ZM100 261V262H99ZM109 261V262H108ZM117 261V262H116ZM126 261V262H125ZM52 262V263H51ZM110 262H112V263H110ZM139 262V263H138Z\"/></svg>",
    "mask_w": 264,
    "mask_h": 264
},
{
    "label": "built area",
    "instance_id": "obj_4",
    "mask_svg": "<svg viewBox=\"0 0 264 264\" xmlns=\"http://www.w3.org/2000/svg\"><path fill=\"white\" fill-rule=\"evenodd\" d=\"M94 10L91 6H83L81 8V16L84 20H90L93 17ZM96 44H93L92 47H95ZM84 62L86 60L85 56L81 58ZM66 148L68 151L72 149V144H67ZM121 185V178L118 174H111L109 177V187L112 191L117 190L120 188Z\"/></svg>",
    "mask_w": 264,
    "mask_h": 264
}]
</instances>
